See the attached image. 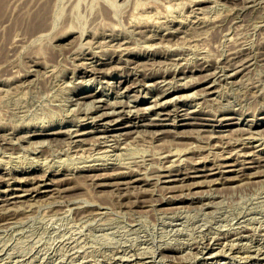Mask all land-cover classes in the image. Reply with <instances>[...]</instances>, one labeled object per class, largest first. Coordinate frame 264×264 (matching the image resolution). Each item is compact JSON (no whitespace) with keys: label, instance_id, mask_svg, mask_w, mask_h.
Segmentation results:
<instances>
[{"label":"rangeland","instance_id":"obj_1","mask_svg":"<svg viewBox=\"0 0 264 264\" xmlns=\"http://www.w3.org/2000/svg\"><path fill=\"white\" fill-rule=\"evenodd\" d=\"M114 1H117L115 3H117V5H113L114 4ZM119 1V3H118ZM136 1H138L140 3V0H0V78H1V82H0V94H3L1 98H3V100H1V104H0V111H1V115H0V137L2 135V137L0 138L1 139V143L2 145L0 144V160L2 161H6L5 163H3V161L0 163L2 165H0V205L3 206L4 201L5 199L4 198H12L13 195H11V197H9L10 195H7V192H8V183L9 182H12L14 183V185H16V187H20L22 189H25L26 187L29 188V185H28V182H38L39 181H42L44 180V183L46 184H42L43 182L41 183H38L36 186L39 185V195L37 194H31V193H27V194H24V193H20L18 195H23L22 198L20 199H16L14 200V202L16 201V203H14V205L16 206H20V204L22 203L23 204V201H24V204L21 205V208L18 210L17 206H13V203L11 204H8V209L7 208H4L3 207L1 208L0 206V225H1V228H0V264H74V263H80V264H263L264 263V172H260V171H257L259 170L258 169V166L259 167H263L264 168V163L263 162V158H264V139L262 137H264L262 135V133L264 134V130H262L264 128V108H262V101H263V107H264V96L262 92L263 91V85L262 82H264V71H263V68H264V42L260 43V41H264V18H262V16L264 17V13L263 11H261L263 8H264V0H252V2L249 0H246L244 2H242L243 0H195L193 1V4L191 3L189 5V3L191 2V0H172L171 2H168L167 0H141V3L142 2H146L148 5L143 4V5H146V9L143 8H140V5L139 4V7H137L136 5L138 4ZM154 1V2H153ZM159 1V2H158ZM170 1V0H169ZM179 1H182L180 2L181 5H176ZM204 1V2H203ZM214 1V2H213ZM216 1H218L216 3ZM225 1V2H224ZM136 2V4H135ZM149 2V3H148ZM153 2V3H152ZM158 2V3H157ZM166 2V3H165ZM172 2L175 3L172 5ZM187 4H186V3ZM195 2V3H194ZM223 2H224V5H223ZM238 2L237 4L234 3ZM247 2V3H246ZM254 2V3H253ZM257 2V3H256ZM123 3V4H122ZM156 3V4H155ZM172 6H178V7H173V10L171 11H168V8H170L171 5ZM182 3H184V6L186 9H184V6H183V9L185 11H183L182 9ZM212 3H213V7L211 8L212 6ZM220 3V4H219ZM226 3V4H225ZM244 3V4H243ZM118 4H122L121 6L118 5ZM151 4L153 5L151 7ZM218 4V5H217ZM222 4V5H221ZM245 5L243 7L242 6ZM262 4V5H261ZM141 5V7L143 6ZM193 7H192V6ZM216 5V6H214ZM221 5V6H220ZM229 5L231 7H229ZM235 7H233V6ZM238 5V7H237ZM248 5V7H247ZM250 5V6H249ZM252 5V6H251ZM168 6V7H167ZM171 6V8H172ZM187 6V7H186ZM218 6V7H217ZM242 9H241V7ZM259 6L260 7H263L262 9L260 8L259 9ZM135 7H137V9L139 8V10H137ZM148 7H149V10H148ZM166 7H167V11L168 13L172 12L173 13H170L171 15L168 16L167 13H166ZM195 7V8H194ZM201 7V8H199ZM208 7V8H207ZM223 9H221V8ZM225 7H227V10L222 12ZM254 8L256 9V11H253L255 9H251V8ZM135 8V10H134ZM154 8V10H153ZM176 8H179V10H176ZM206 10H205V9ZM236 8H239V9H236ZM244 8V9H243ZM202 11V13H200L198 10ZM210 9V10H209ZM214 9V10H213ZM217 9V10H215ZM228 9H229V12L230 16L233 15V19L231 20L230 16H226V13H229L228 12ZM234 9V10H232ZM246 9V10H245ZM259 9V11H258ZM146 10V11H145ZM148 10V11H147ZM151 10V11H150ZM162 12V14H160L158 11ZM174 10H176L177 12H175ZM182 10V11H180ZM189 10V11H188ZM191 10V12H190ZM198 11L199 14H197L196 12H194L193 14V11ZM219 10V11H218ZM221 10V11H220ZM231 10H232V13H231ZM141 11H143L141 13ZM179 11V12H178ZM208 11V12H207ZM214 11V12H213ZM217 11V13H216ZM236 11H238L236 13ZM244 11V13H243ZM250 11H253V12H250ZM134 12V13H133ZM151 12V15L148 14L146 15L147 13ZM152 12L154 13V15H152ZM165 12L167 15V17L170 19H167V17L164 15ZM185 14H184V13ZM188 12V13H187ZM189 12L191 15H189ZM206 13L205 15L203 14ZM212 12V13H211ZM219 12H222V14ZM138 13L141 14V16L139 15L138 16ZM157 13L160 15V17L157 16ZM179 13V14H178ZM196 13V14H195ZM208 13V14H207ZM211 13V14H210ZM214 13H216L214 15ZM235 13V14H233ZM133 14L136 15V17L133 16ZM145 15V17L142 19L141 17ZM173 14H175L174 16V19H173ZM184 16H183V15ZM242 14V15H241ZM256 14V15H255ZM259 14V15H258ZM262 14V15H261ZM151 18L154 16L153 19ZM156 15V16H155ZM162 15V17H161ZM182 15V16H181ZM188 15V16H187ZM194 15V16H192ZM198 15V16H197ZM221 16V18L224 20H218V16ZM222 15H224V17H222ZM240 15V16H239ZM147 16V17H146ZM148 16H149V21H148ZM165 16L166 19L163 17ZM179 16V18H177ZM198 19H197V17ZM204 18H203V17ZM207 18H206V17ZM212 16V18H209V17ZM132 17V19H131ZM140 17V18H139ZM158 17V18H157ZM172 17V19L170 18ZM228 17V18H227ZM259 17V18H258ZM134 18H136L137 20H135ZM138 18L140 20H138ZM160 18H163V19H160ZM175 18L176 21H175ZM182 18V19H180ZM188 18V19H187ZM193 18V19H192ZM207 20H206V19ZM257 20H256V19ZM145 19V20H144ZM147 19V21H146ZM155 19L159 20L160 22L158 21H155ZM165 21H162L164 20ZM180 19V20H178ZM186 19V20H185ZM193 20L191 22V20ZM196 19V20H195ZM205 19V20H204ZM212 19V21H211ZM217 19V20H215ZM230 19V20H229ZM235 19V20H234ZM261 19V20H260ZM132 20V22H131ZM144 20V23H142ZM151 20V21H150ZM190 20V22H189ZM198 20V21H197ZM205 22H204V21ZM208 20L210 24H208ZM226 20H229L228 22ZM134 21V22H133ZM136 21V22H135ZM139 23H138V22ZM142 21V22H141ZM146 21V22H145ZM169 21V24H167V28H166V24L164 23H168ZM183 21V23L181 22ZM187 22L185 23V22ZM197 21V22H196ZM225 22V23H222V22ZM131 22V23H130ZM148 22L149 25L152 26V22H153V25H157V27H152L151 29L154 30L152 31V36H151V32L150 33H145L144 37H143V34L139 32V30H144L146 26H148ZM156 22L160 23L158 25V23L156 24ZM164 22V23H163ZM196 22V23H195ZM213 22V23H212ZM109 23V24H108ZM140 23L141 24V28L140 27ZM146 23V24H145ZM203 23H204V26H203ZM206 23L208 24L207 26ZM221 24V25H217V24ZM233 23V24H232ZM116 24L117 25V28H116ZM130 24H132L130 26ZM133 24H138V25H134ZM171 24V26H170ZM176 24V25H174ZM182 24V25H180ZM191 24V25H190ZM197 24V25H196ZM199 24H200V28L197 29V27H199ZM202 24V26H201ZM232 24V25H231ZM262 24V25H261ZM171 28H169L168 27ZM179 25L178 29L180 31V29L182 31H180L179 33H177V26ZM189 25L191 28H189ZM196 25V26H195ZM216 25V26H215ZM259 27H258V26ZM104 26H108L106 29L104 28ZM111 26V27H110ZM120 26V27H119ZM122 26V27H121ZM182 26V27H180ZM189 29H187L186 28ZM195 26V27H194ZM217 27L216 29H214L213 27ZM263 28H262V27ZM115 27V28H114ZM128 27V28H126ZM138 27V28H137ZM159 27H161V31L159 30ZM192 27L194 29H192ZM206 27V28H205ZM211 27V32L209 30V28ZM43 28V29H42ZM69 28H72V31L74 30L73 32H71ZM84 28H88V29H91L90 31L88 29H84ZM112 28V29H111ZM122 28V29H121ZM126 28V29H125ZM154 28V29H153ZM157 28V30H156ZM164 28V29H163ZM166 28V29H165ZM175 28L176 30L174 31ZM67 29V30H66ZM69 29V31H68ZM77 31H76V30ZM115 29V30H114ZM131 29V30H130ZM168 29V31H166ZM184 29V30H183ZM186 29H187V32L186 33ZM196 29L197 31L199 30V32H202V29H203V32H202V35L198 32H196ZM221 29V32H219ZM230 29V30H229ZM256 29V30H255ZM113 30V31H112ZM123 30V31H121ZM126 30V31H124ZM134 30V31H133ZM171 30V31H169ZM191 30V31H190ZM195 30V32L193 33V31ZM253 30H255L253 32ZM81 31V32H80ZM86 31V33H85ZM96 31V32H95ZM98 31V33H97ZM102 31V32H101ZM108 31V32H107ZM116 33H115V32ZM119 31V32H118ZM128 31V33H127ZM209 31V32H208ZM214 31V32H212ZM258 31H261L260 33ZM44 32V33H43ZM71 32V33H70ZM90 32V33H89ZM96 34V36H93L94 34ZM112 32V33H111ZM126 32V33H125ZM131 32V33H130ZM137 34H136V33ZM160 32V33H159ZM167 32V33H165ZM168 32H172V33H168ZM185 32V33H184ZM207 32V33H206ZM218 32V33H217ZM228 32V34H226ZM258 32V33H257ZM64 33V34H63ZM70 33V34H69ZM81 33V35H80ZM85 33V35H84ZM106 35V38H105V35ZM110 33V34H109ZM114 33V34H113ZM118 33V34H117ZM136 35H134V34ZM139 33V34H138ZM158 33V34H156ZM164 33L165 37L164 38V35H162ZM176 33V35L174 36V34ZM217 33V34H216ZM222 33H224L223 35H221ZM244 33H248V34H245ZM263 33V34H262ZM69 34V35H68ZM98 34V35H97ZM108 34V35H107ZM113 34V36H111ZM123 34V35H121ZM142 34V35H141ZM150 34V35H149ZM155 34V35H154ZM179 34V36H178ZM184 34V35H183ZM187 34V35H186ZM190 34V35H189ZM195 34H198V36L196 35L195 37ZM240 35V36H237V35ZM242 34V35H241ZM251 34V36H250ZM68 35V37H67ZM81 37H80V36ZM104 35V36H103ZM120 35V36H119ZM125 35V37H124ZM141 35V36H140ZM149 36L151 38L147 39L148 37L146 36ZM157 35V36H156ZM160 35V36H158ZM180 35H183L182 37ZM193 35V37L191 36ZM200 35V36H199ZM220 35V36H219ZM235 35V36H234ZM249 37V39L253 38L254 39V42L255 44L253 43V40L250 41V43L248 42L249 39L246 37ZM255 35V36H253ZM62 38H59L61 37ZM85 36V37H84ZM93 40H92V38ZM99 38H98V37ZM103 36V37H102ZM116 36H117V39H116ZM156 36V38H154ZM185 36V37H184ZM191 38L190 41L189 39H186V38ZM222 36V37H221ZM234 38V40L232 39V37ZM237 36V37H236ZM262 36L263 40H261L262 38H260ZM75 37V38H74ZM120 37V38H119ZM127 37V38H126ZM140 37V38H139ZM143 37V38H142ZM154 39H153V38ZM164 38L162 41L161 39ZM174 39H173V38ZM176 37V38H175ZM179 37V39H177ZM184 37V39H183ZM198 37V39L194 40L195 38ZM220 37V38H219ZM230 37H231V40L234 41V43L238 44L236 45L235 44V47L234 48V43H232L233 41L230 40ZM241 37V38H240ZM245 37L247 38L248 41H246V44H245ZM84 38V39H83ZM87 38V39H86ZM95 38V39H94ZM97 38V40H96ZM142 38V39H141ZM147 39V42H146V39ZM168 38V39H167ZM172 38V39H171ZM243 38V39H242ZM63 39V40H62ZM73 39V40H72ZM79 39V40H78ZM101 39V42L99 41ZM104 39V40H103ZM119 39H120V42H119ZM134 39V40H133ZM140 39V40H139ZM184 41L185 43V46H188V48L186 49V47H184V43L181 42V40ZM186 40L187 43H186ZM193 39V40H192ZM217 39V40H216ZM223 39V40H222ZM236 39H240V40H236ZM90 40H92L94 43H92ZM103 40V41H102ZM108 41V44L106 45L105 43ZM112 40V41H111ZM131 40V41H129ZM144 40H145V43H144ZM160 40V41H159ZM168 40V41H167ZM174 40V41H173ZM178 43H176V41ZM194 42H192V41ZM198 40V41H197ZM216 40V42H215ZM241 40L243 42H241ZM257 40V41H256ZM97 41H99L97 43ZM123 41H125L123 43ZM142 41V42H141ZM154 41L155 44H154ZM197 41V42H196ZM221 41H222V45L221 44ZM81 42V43H80ZM89 42V43H88ZM90 42L92 44H90ZM103 42V43H102ZM113 42V43H112ZM117 42V43H116ZM133 46L135 47V49L133 48ZM160 42V43H159ZM163 42V43H162ZM165 42V44H164ZM167 42V43H166ZM172 45H171V43ZM176 45H174L175 43ZM189 42H190V45H189ZM225 42L227 44H225ZM231 42V44H230ZM238 42V43H237ZM79 43H80V47L79 46ZM89 45L88 48H91V51L86 48V44ZM99 43H102V47L101 44ZM110 43V44H109ZM114 45L115 43V47L112 45ZM126 43V44H125ZM147 43V44H146ZM151 43V46L149 44ZM159 43V44H158ZM170 43V44H169ZM248 43V44H247ZM58 46H57V45ZM86 46H85V45ZM120 44V46H119ZM130 44V45H129ZM144 44V46L142 45ZM163 44V45H162ZM192 44V45H191ZM218 44V45H217ZM257 44H262L263 48L261 45H258L257 47ZM60 45V46H59ZM95 45H98V47H96ZM100 45V46H99ZM106 45V46H105ZM110 45V46H109ZM126 46L128 47V49H126V47L123 48V46ZM146 45V46H145ZM149 45V46H148ZM156 45V47H155ZM159 46L158 48V51H157V47ZM168 45V46H166ZM195 45V47H194ZM219 45H222V47H220ZM228 45V46H227ZM242 45V46H241ZM249 45V46H248ZM91 46V47H90ZM108 46V47H107ZM132 46V47H131ZM163 46V47H162ZM166 48H165V47ZM177 46V47H176ZM191 46V47H190ZM218 48H217V47ZM227 46V47H225ZM248 46V47H247ZM77 47V48H76ZM84 47V48H82ZM100 47V48H99ZM101 47H102V51L101 50ZM107 47V48H106ZM121 47H122V50H126L127 51V55H123L122 58L123 59H119V55L120 52H116L115 50L118 49L117 51L121 50ZM143 47V48H142ZM154 47L156 50H154ZM172 49H171V48ZM175 47V48H174ZM215 47V48H214ZM225 47V48H224ZM246 47V48H245ZM251 47H253V49H251ZM261 47V48H260ZM82 48V49H81ZM115 50H114V49ZM130 48H132V51L130 50ZM147 48V49H146ZM160 48H163V49H160ZM170 48V49H169ZM174 48V50H173ZM181 48V49H180ZM192 48V49H191ZM220 50L218 51L217 49ZM239 48V49H238ZM262 51V52H259L261 54H259L257 51ZM94 49H95V52H94ZM101 50V52H98L97 50ZM109 49V50H108ZM112 51H111V50ZM149 49V51H148ZM151 49V50H150ZM153 49V50H152ZM185 49V50H183ZM191 49L192 52H193V49L196 50L194 51L193 53L191 52ZM230 49V50H228ZM251 49V51H249ZM256 49L257 51L255 52ZM74 50V51H73ZM76 50V51H75ZM79 50L81 52H79ZM83 50L85 51L83 53ZM108 50V51H107ZM129 50V52H128ZM135 50V51H133ZM141 50V51H139ZM144 50V51H143ZM161 50V51H160ZM164 50V52H163ZM168 50V52H167ZM171 50V51H170ZM172 50H173V56H172ZM177 52H176V51ZM239 50V51H237ZM248 50V51H247ZM87 51V52H86ZM93 51V53H92ZM97 51V53H96ZM107 51V52H106ZM138 51V52H137ZM182 51V52H181ZM198 51V53H197ZM202 51V52H201ZM217 51V53H216ZM229 51H231V53H229ZM234 51V52H233ZM237 53H236V52ZM75 52V53H74ZM89 52V53H88ZM134 52V53H133ZM140 52V53H139ZM151 52V53H150ZM176 52V53H175ZM184 52V54L182 55V53ZM187 52V53H186ZM233 52V53H232ZM115 53V54H114ZM156 53V54H155ZM159 53V54H158ZM163 53V54H162ZM165 53L167 54V56L165 55ZM180 53V55H179ZM247 53V54H246ZM249 53V54H248ZM83 54V55H82ZM95 54V55H94ZM97 54V55H96ZM107 54V55H106ZM130 54V55H129ZM177 54V55H176ZM195 54V56H193ZM199 54V55H198ZM205 54V55H204ZM220 54H223L222 56ZM241 54V55H240ZM244 54V55H243ZM254 54V55H252ZM257 54H259V57L258 55L256 56ZM263 54V55H262ZM86 55V57H85ZM99 55V56H98ZM110 55H114V56H110ZM162 55V56H161ZM182 55V57H181ZM187 55V56H186ZM225 55V57H224ZM227 55V56H226ZM237 55V56H236ZM247 55H250L247 56ZM261 55V56H260ZM78 58H77V57ZM107 56V57H106ZM109 56V58H108ZM127 56V57H126ZM152 56V57H151ZM156 56V58H155ZM166 56V57H165ZM198 56H200V58H197ZM213 58H212V57ZM215 56H218V57H215ZM229 56V57H228ZM231 58L229 60H227L228 58ZM240 56V57H239ZM255 56V57H254ZM76 57V58H75ZM81 57V58H80ZM92 58L94 60H88L89 58ZM96 57V59H95ZM151 57V58H150ZM154 57V59H153ZM178 60H176L177 58ZM186 57L190 60L187 59L186 61ZM192 57V58H191ZM202 57V58H201ZM207 59H212L211 61H208V59L206 60L205 58ZM215 57V58H214ZM238 57V59L236 58ZM248 57V58H247ZM75 58V59H74ZM167 58V60H165ZM185 58V60H184ZM197 58V59H196ZM218 58V59H217ZM221 58V59H220ZM226 58V59H225ZM240 58V59H239ZM245 58L246 60L244 61ZM252 58L254 60H252ZM263 58V59H262ZM112 59V61H111ZM150 59V60H149ZM160 59V60H159ZM196 59V60H195ZM205 59V61H204ZM216 59V60H215ZM242 59V60H241ZM250 59V60H249ZM261 59V60H260ZM109 60V61H108ZM122 60V61H121ZM164 60V61H163ZM214 60V61H213ZM221 60V61H220ZM227 60V61H226ZM232 60V64H230ZM249 60V62H248ZM252 60V63L250 62ZM257 60V61H256ZM39 61V62H38ZM76 63H75V62ZM108 61V62H107ZM116 61V62H115ZM120 61V62H119ZM126 63H125V62ZM133 61V62H132ZM140 61H141V64H140ZM169 61V62H168ZM194 61V63H193ZM196 61V62H195ZM198 61V62H197ZM200 61V62H199ZM216 61V62H215ZM235 61L236 64H233ZM236 61L240 62V64H238ZM262 61V62H261ZM37 62V63H36ZM80 62V63H79ZM83 62V63H81ZM91 62V63H89ZM122 62V63H121ZM131 62V63H130ZM150 62V63H149ZM153 62V64H152ZM158 62V63H157ZM165 62V63H163ZM175 62V64H173ZM177 62V63H176ZM181 62H186V64L184 63H181ZM204 62V63H202ZM209 62V63H208ZM219 62V66L217 65ZM229 62V64H227ZM243 62V63H242ZM256 62V63H255ZM262 64H261V63ZM98 63V64H97ZM107 63V64H106ZM114 63V64H113ZM137 63V64H136ZM149 65H148V64ZM195 64V66L193 64ZM211 63V64H210ZM226 63V64H225ZM251 63V64H249ZM35 64V65H34ZM42 64V65H41ZM78 64H80L78 66ZM84 64V65H83ZM87 64V65H86ZM97 64V65H96ZM109 64V65H108ZM156 64V65H155ZM162 64V65H161ZM169 64V66H168ZM172 64V66H171ZM203 64V65H202ZM207 64V65H206ZM225 64V65H224ZM238 64V65H237ZM136 65V66H135ZM143 65V66H141ZM157 65H161L160 67ZM168 68H166L167 66ZM177 65V66H176ZM181 65V66H180ZM185 65V66H184ZM199 65V66H198ZM211 65V66H210ZM228 66L229 68L225 67V66ZM232 65V66H231ZM241 65H245V67L249 66L248 68H245L246 70H242L243 72H240L239 74H237L236 76L232 77V78H228L227 77V73L230 72L232 69H234V67H239ZM35 66V67H34ZM43 66V67H42ZM48 68H47V67ZM50 66V67H49ZM93 66V67H92ZM95 66V67H94ZM101 66V67H100ZM108 66V67H107ZM111 66V67H110ZM118 66L119 69H118ZM126 66V67H125ZM141 66V67H140ZM171 66V67H170ZM201 66V67H200ZM206 66V67H205ZM208 66V67H207ZM262 66V67H261ZM89 67V68H88ZM125 67V68H124ZM138 67V68H137ZM145 67H147V70L145 69ZM154 67V68H153ZM163 67V68H162ZM181 67V69H180ZM186 67V68H185ZM193 67H194V70H193ZM204 67V68H203ZM211 70H209L210 68ZM220 67V68H219ZM253 67V68H252ZM79 68V69H78ZM93 68V69H92ZM98 71L96 72L97 69ZM106 68H109V72H105L107 69ZM143 68V69H142ZM152 68V70H151ZM163 70H161V69ZM166 68V69H165ZM171 68H174V69H171ZM177 68V69H176ZM198 68V69H196ZM202 70H201V69ZM231 68V70H230ZM262 68V72H261V69ZM38 69V71H37ZM51 69V70H50ZM77 73H75V70ZM89 69V70H88ZM117 69V70H116ZM125 69V70H124ZM142 69V70H141ZM154 69V70H153ZM157 69V71L155 70ZM159 69V70H158ZM169 69V70H168ZM186 71H185V70ZM189 69V70H188ZM191 69V70H190ZM216 70L215 72H219V73H212V71ZM251 69V70H250ZM35 70V72H34ZM91 70V71H90ZM105 70V71H104ZM134 70V71H133ZM139 70V71H138ZM161 70V71H160ZM167 70V71H166ZM171 70H174V71H171ZM177 70L176 73H174L175 71ZM193 70V71H192ZM209 70V71H208ZM218 70V71H217ZM220 70V71H219ZM248 70V71H247ZM260 70V71H259ZM71 71V72H70ZM79 71V72H78ZM93 71V72H92ZM112 71V72H111ZM117 71V72H116ZM161 72L162 74L163 73H169L171 75H176V76H171L170 77V81H171V86L173 87H179V86H182V85H189V86H193L191 87V91L190 92H185V96L183 97L182 99V102L188 106H193L190 108L191 111L195 110L197 111V113H199L200 111H202L204 114H202L201 112L199 113V116L198 119H191L193 118V116L191 118L189 117H184L182 116L183 114H185V111H180L179 114H177L178 112L175 111L173 105H170L168 106L167 110H169L172 114L169 115L168 118H165L162 120V118L164 117H167V116H155L156 118V121L161 124L159 125L158 127H147L146 129V126H142V127H136V128H131V129H126L125 126L126 125H129L130 122L129 120L125 119V120H120L118 121L117 123H114L112 125H105L104 122H106L107 120H103V121H99L98 123L99 124H96V123H92L91 120H88V121H83V116L85 113H93L95 112L96 115H99V114H102L103 109H106L112 105H114L116 102V104H118L117 100L118 101L120 100L121 102L119 103H122V101H126L124 103L126 104H129L131 106H137L138 109L142 110L143 108L141 107H145L147 108L149 105L151 106L152 102H153V99H154V94H148V89L147 88H142V90H138L140 89V87L138 88L137 86V82L139 81L141 83L142 82H145V78L147 76H152L153 74H157L155 76H159L161 75ZM221 71L222 72V75H221ZM226 71V73H225ZM246 71V72H245ZM32 72V73H31ZM48 72L51 74H48ZM82 72V73H81ZM85 72V73H84ZM87 72V73H86ZM114 72V73H113ZM136 74H135V73ZM145 72V73H144ZM149 72V73H148ZM214 72V71H213ZM34 73V74H33ZM54 73V75H53ZM72 73V74H71ZM80 73V74H79ZM106 73V74H105ZM124 73V75H123ZM129 73V74H128ZM204 76H202V74ZM247 73H249L248 75H246ZM262 75H260V74ZM77 74V75H76ZM85 74V75H84ZM108 74V75H107ZM131 74V75H130ZM187 74V75H186ZM192 74V75H191ZM212 74V75H211ZM243 74V79H242V75ZM28 75V76H27ZM76 75L77 78L74 76ZM100 75V76H99ZM142 75V76H141ZM182 75V76H181ZM184 75L187 77L184 78ZM190 75L192 77H190ZM203 77L201 79V76ZM205 75L206 77L208 76H211L210 78L212 79V81H210V84H213L214 81H215V84L211 87L212 89L210 91H205V88L208 86V84H205L203 83V80L205 78ZM220 75L221 78L218 76ZM225 75V76H224ZM254 75V76H253ZM92 76V77H91ZM96 76V79L97 81H95L96 79L94 77ZM146 76V77H145ZM189 76V77H188ZM197 76V77H196ZM261 76V77H260ZM6 77V78H5ZM10 77V79H9ZM13 77V79H12ZM44 77H46V79H43ZM50 77V78H49ZM56 77V78H55ZM61 77V78H60ZM66 77V78H65ZM86 77V78H85ZM121 77V78H120ZM174 77V78H173ZM182 79H180V78ZM183 77V78H182ZM196 77V78H194ZM200 77V78H199ZM223 77H226L223 79ZM247 77V78H246ZM17 78V79H16ZM60 78V79H58ZM91 78V79H90ZM192 78V79H191ZM199 78V79H198ZM214 78H216V80H213ZM241 78V79H240ZM246 78V79H245ZM259 78H260V81H259ZM12 79V80H11ZM33 79V80H32ZM35 79V81H34ZM41 79V80H40ZM53 79V81L51 80ZM66 80V81H63V80ZM71 79V80H70ZM76 79V80H75ZM82 81H81V80ZM90 79V80H89ZM101 79V82L100 80ZM104 79V80H103ZM126 79V80H125ZM176 79L177 80V84H176ZM189 79V80H187ZM193 79H194V82H193ZM196 79V80H195ZM220 79V80H219ZM240 79V81L238 80ZM30 80V81H29ZM40 80V81H39ZM48 80V81H47ZM55 80V81H54ZM57 80V82H56ZM61 80V81H60ZM94 80V81H92ZM106 80V81H105ZM111 80V81H110ZM174 80L175 81V84L174 82L172 81ZM192 80V82H191ZM198 80V81H197ZM201 80V82H200ZM218 80V81H217ZM229 81V82H226V81ZM240 83H243V81H245L243 84L245 85H241L238 84L239 82ZM247 80V81H246ZM263 80V81H261ZM9 81V82H8ZM24 83H23V82ZM32 81V82H31ZM50 81V83H49ZM52 81V82H51ZM60 81V82H59ZM75 82V84L72 83ZM78 81V82H77ZM81 81V83H80ZM89 81V82H88ZM91 81V82H90ZM110 81V82H109ZM121 81H125L123 82L121 85H120V82ZM187 81V82H186ZM197 81V82H196ZM231 81H236L237 84H234L233 82ZM16 82V83H15ZM23 85H21L22 83ZM30 82V83H29ZM38 82V84H37ZM65 82V83H64ZM84 82V83H83ZM88 82V83H86ZM99 82V83H97ZM105 82V83H104ZM107 82V83H106ZM133 82V83H132ZM138 82V84H139ZM183 84H182V83ZM200 82V83H199ZM218 82V83H216ZM248 82V83H247ZM4 85H3V84ZM45 83V84H44ZM53 85H52V84ZM54 83L56 85V88L54 86ZM60 83V84H59ZM63 83V85L61 84ZM66 83L69 85V88H70V91H69V88H68V85H66ZM70 83V84H69ZM80 83V84H79ZM90 83V84H89ZM101 83V84H100ZM110 83V84H109ZM112 83V84H111ZM192 83V84H191ZM227 83V86H225V84ZM29 84V85H28ZM31 84V86H30ZM35 84H37V86H35ZM43 84V85H42ZM50 86H49V85ZM179 84V85H178ZM222 84V85H221ZM232 86H231V85ZM41 85V86H40ZM62 85V86H61ZM74 85H76L75 87H73ZM81 85V86H80ZM83 85V86H82ZM87 85V86H86ZM114 85V86H113ZM176 85V86H175ZM225 88H222L224 87ZM236 85V86H234ZM257 85H260V86H257ZM6 86V87H5ZM10 86V88H9ZM20 86V87H19ZM23 86L25 87L23 89ZM29 86H30V90L31 92H33V95L32 93H30L29 91ZM52 86V87H51ZM58 86V87H57ZM66 86V87H65ZM90 86V88H89ZM107 86V87H106ZM109 86V87H108ZM119 86H121V90L123 91L125 89L126 86H129V87H132V91L129 92L127 94V96L124 94L122 95L119 91ZM137 86V87H135ZM217 86L219 89H217ZM222 88H220V87ZM231 86V87H230ZM234 86V87H233ZM245 86V87H244ZM252 86V87H250ZM262 86V87H261ZM22 87V88H21ZM28 87V88H27ZM34 87V89L32 88ZM43 87V88H41ZM49 87V89H48ZM60 87V88H59ZM73 87V88H72ZM102 87V88H100ZM110 87H112L110 89ZM229 87V88H227ZM239 87V89H238ZM248 87V88H247ZM260 87L262 88V92L259 94L260 92ZM18 88V89H17ZM41 88V90H40ZM55 88V92L53 91ZM58 88L61 90V91H64V93H61V91L59 90L58 91ZM62 88V89H61ZM202 88V90H201ZM216 88V90H215ZM232 88V89H231ZM239 92H238V90ZM242 88H244L245 90H243ZM5 89V90H4ZM44 89H47L49 93L48 96L51 94L50 98L47 96L46 94V90L44 91ZM56 89H57V93H60V96L59 98L57 97L58 95L56 94H53V93H56ZM64 89H67V90H64ZM72 89V90H71ZM75 89V91H73ZM77 89V90H76ZM196 89V90H195ZM200 89V90H199ZM233 91H231V90ZM252 90V91H249V90ZM9 90V91H8ZM11 90H14V91H11ZM22 90V91H21ZM29 92H28V91ZM35 90H37L38 92H34ZM107 90V91H106ZM138 90V91H137ZM148 90V91H147ZM198 90V91H197ZM215 90V91H214ZM219 90V91H218ZM225 90V91H224ZM230 90V91H228ZM237 90V94L235 93ZM7 91V92H6ZM26 92L25 94L27 95V100H26V95L23 93ZM51 91H53L51 93ZM99 91V92H98ZM196 91V92H195ZM201 91V92H200ZM255 91H258V94L257 92ZM71 92V93H70ZM73 92V93H72ZM142 92V93H141ZM159 91H155L154 93H157ZM194 92H195V95H194ZM198 92V93H197ZM205 92V95L203 94ZM209 94H208V93ZM219 92V93H218ZM226 92V94H225ZM243 92H244V95H243ZM252 92H254V94L256 93V95L252 94ZM31 96H33V100H32V97L29 96V94ZM38 93V96L37 95H34V94H37ZM69 93V94H67ZM89 93H97L100 95V98L102 100V102H95V109L92 110L91 107L93 106V103L90 105L88 104L89 101L87 100H84V96H86L87 94ZM106 93V94H105ZM112 93V94H111ZM131 93V94H130ZM134 93V95H133ZM147 93V94H146ZM202 93V94H200ZM207 93V94H206ZM212 93V95H211ZM234 94V96L232 94ZM238 93L240 95H238ZM248 93H251L252 95H248ZM23 94V95H22ZM46 94V95H45ZM53 94V95H52ZM69 96H67V95ZM109 94V95H108ZM136 94V95H135ZM139 94V95H138ZM192 94V95H191ZM199 94V96H198ZM242 94V95H241ZM245 94H247L245 97ZM5 95V96H4ZM9 95V96H8ZM14 95V96H13ZM20 95H22L20 97ZM64 95V96H63ZM117 95V96H116ZM149 95V96H148ZM190 95V97H189ZM223 95V99L221 98ZM232 95V96H231ZM254 95V96H253ZM18 96V97H17ZM36 96V97H35ZM56 96V98H55ZM66 96V97H65ZM73 96V97H72ZM109 96V97H108ZM148 96V97H147ZM209 96V97H207ZM238 96V97H236ZM16 98V101H15V98ZM32 102H30L29 98ZM38 97V99H37ZM43 97L44 100H41ZM47 97V98H46ZM65 97V99L67 98L68 101L66 103V100L63 98ZM129 97V98H128ZM195 97V98H194ZM207 97V99H206ZM219 97V98H218ZM230 97V98H229ZM249 97V98H248ZM255 97V98H254ZM263 97V98H262ZM8 98V99H7ZM55 98V99H54ZM72 100V102H70V99ZM120 98V99H119ZM193 98V99H192ZM210 102L208 99H210ZM213 98L215 99V101L213 100ZM236 98V99H235ZM245 98V99H244ZM40 99V100H39ZM52 99V100H51ZM60 99V102L58 100ZM62 99V100H61ZM131 99V100H130ZM135 99V100H134ZM142 99V100H141ZM219 99V100H218ZM239 99V100H238ZM261 99V100H260ZM19 100V102H18ZM21 100V101H20ZM25 102H24V101ZM38 100V101H37ZM49 100V101H48ZM65 100V101H64ZM80 100V101H79ZM110 100V102H109ZM129 100V101H128ZM133 100V101H132ZM203 100L207 101V102H203ZM217 100L219 102H217ZM223 100V101H222ZM241 100V101H240ZM260 100V101H259ZM35 101V102H34ZM45 101V102H44ZM48 101V102H47ZM64 101V104H62ZM75 101L79 104H74ZM113 101V102H112ZM136 101V102H135ZM195 101V102H193ZM235 101H239L241 104H239V102H235ZM57 102V103H56ZM69 102V104H68ZM82 102L84 103V106L82 104ZM87 104H86V103ZM91 102V101H90ZM109 104H108V103ZM201 102V104H199ZM217 102V104H216ZM235 102V103H233ZM247 102V103H246ZM19 103V104H18ZM25 103H26V107H25ZM43 103V104H42ZM48 103V105H47ZM53 103V104H52ZM61 103V104H60ZM67 107H65L66 105ZM122 103V104H124ZM146 103V104H145ZM151 103V104H150ZM190 103V104H189ZM197 103V104H195ZM203 103V104H202ZM208 103V104H207ZM214 103V105L212 104ZM223 103V105L221 104ZM45 104L47 105L45 107ZM194 104V105H193ZM219 105H222V107L218 106ZM232 104L234 106H232ZM239 104V105H238ZM2 105V107H1ZM23 105V106H22ZM30 105V106H29ZM34 105V107H33ZM40 105V106H39ZM43 105L45 108H43ZM63 105V106H61ZM89 105V106H88ZM100 105V106H99ZM104 105V106H103ZM139 105V106H138ZM148 105V106H147ZM199 105V106H197ZM227 105V106H225ZM230 105V107L228 106ZM244 105V106H243ZM4 106V107H3ZM11 106V107H10ZM14 106V107H13ZM19 106V107H18ZM29 106V107H28ZM37 106V107H35ZM71 106L72 107V110H75V112H73L71 110ZM79 107L77 110L76 108L74 107ZM87 106L89 107L87 109ZM99 106V107H98ZM106 106V107H105ZM39 107V108H38ZM42 107L44 110L41 111ZM63 107V108H62ZM83 107L85 109H83ZM104 107V108H103ZM196 107V108H195ZM199 110H198V108ZM201 107V108H200ZM206 107V108H205ZM216 107V109H215ZM224 107V109H223ZM236 107V108H235ZM258 107V108H257ZM260 107L262 109H260ZM3 108V109H2ZM15 108V109H14ZM22 108V109H21ZM31 108V109H30ZM66 108V109H65ZM70 108V109H69ZM75 108V109H74ZM81 108V109H80ZM137 108H134L135 110ZM7 111H6V110ZM69 109V110H68ZM91 111H88L90 110ZM184 109H187V107H185ZM197 109V110H196ZM201 109V110H200ZM206 109V110H205ZM215 109V110H214ZM222 109V110H220ZM235 111H234V110ZM258 109V110H257ZM5 110V111H4ZM11 110V111H10ZM21 110V111H20ZM27 110V111H26ZM32 111V114L30 111ZM38 110V111H37ZM52 110V111H51ZM55 112V115L54 112ZM70 113H68L67 111ZM217 110H220L219 112H216ZM229 112H228V111ZM252 110V113L251 111ZM15 111V112H13ZM17 111V112H16ZM23 111V112H22ZM37 111V112H36ZM41 113H40V112ZM72 111V112H71ZM78 111V113L82 114L79 116V114L76 112ZM81 111V112H80ZM97 111V112H96ZM174 111L176 113H174ZM207 111V112H205ZM208 111L210 112L208 115ZM213 111V112H212ZM239 113L237 114L236 113ZM239 111V112H238ZM241 111V112H240ZM250 111V112H249ZM255 111V112H254ZM257 111V112H256ZM5 112L3 115L2 113ZM37 114H36V113ZM43 112V113H42ZM212 112V113H211ZM247 112V113H246ZM38 113L40 115H42V117L40 118L38 115ZM56 113L58 115H56ZM67 113V114H66ZM74 113V115H73ZM84 113V114H83ZM219 113V114H218ZM236 113V114H235ZM255 113V116L254 115H251V114H254ZM257 113V114H256ZM259 113V114H258ZM9 114V115H8ZM19 114V115H18ZM31 114V115H30ZM69 114V115H68ZM181 114V115H180ZM211 114V115H210ZM248 114V115H247ZM14 115V116H13ZM21 115V116H20ZM45 115V116H44ZM174 115V116H173ZM202 115H203V118H202ZM243 115V116H242ZM16 116V117H15ZM48 116H49V119H48ZM53 116H57L56 119L55 117ZM64 116H65V119H64ZM71 116V117H70ZM77 116V117H75ZM153 116V117H154ZM171 116V117H170ZM209 118H208V117ZM213 116V117H212ZM220 116V117H219ZM233 118H232V117ZM242 116V117H241ZM249 116V117H248ZM9 117V119H8ZM13 117V118H12ZM20 117V119H19ZM68 117V118H67ZM80 117V118H79ZM221 117H225L224 119H222ZM245 117V118H244ZM16 118V119H15ZM21 118H22V121H21ZM53 118V119H52ZM75 118V119H74ZM78 118V119H77ZM160 119V122L158 121ZM175 118H177L175 120ZM201 118V119H200ZM217 120H216V119ZM219 118V119H218ZM249 118V119H248ZM256 118V119H255ZM3 121V124L2 121ZM13 119V120H12ZM14 119L16 121H14ZM30 119V120H29ZM36 119V120H35ZM38 119V120H37ZM41 119V120H40ZM44 119V120H42ZM59 119V121H58ZM62 119V120H61ZM70 119V120H69ZM74 121H72V120ZM80 119V120H79ZM107 119H112V118H107ZM209 119V120H208ZM211 119V120H210ZM222 119V120H221ZM226 119V120H225ZM240 119V121H239ZM253 119V120H252ZM255 119V121H254ZM5 120V121H4ZM8 122L9 125H7V123L5 122ZM35 120V121H33ZM51 120H53V122L51 123ZM55 120V121H54ZM78 120V122H77ZM172 121V122H169ZM216 120V121H215ZM221 120V121H220ZM231 120V121H230ZM252 120V121H250ZM258 120V121H257ZM12 121V122H11ZM26 121V122H25ZM28 121V122H27ZM31 121V123H30ZM45 121V122H43ZM76 121V122H75ZM122 121V122H121ZM127 121V122H126ZM177 121V122H176ZM192 124H190L189 122ZM236 121V122H235ZM239 121V122H238ZM254 121V123H253ZM35 122V124H34ZM47 122V124H46ZM50 122V123H49ZM62 122V123H60ZM72 122V124H71ZM86 122V123H85ZM175 123V124H172V123ZM187 122V123H186ZM196 122V123H195ZM198 122V123H197ZM256 122V123H255ZM259 122V124H258ZM38 123V124H37ZM42 125H41V124ZM55 123V124H54ZM60 123V124H59ZM74 123V125H73ZM80 123V124H79ZM104 125H103V124ZM185 123V124H184ZM189 123V124H188ZM202 123V124H201ZM211 123V124H210ZM217 125H216V124ZM225 123V124H224ZM228 123V124H227ZM229 123H231L229 125ZM8 126H6V125ZM13 124V125H11ZM16 124V125H15ZM21 124V125H20ZM28 124V125H27ZM46 124V125H45ZM50 124V125H49ZM118 124V125H116ZM142 124V123H141ZM169 124V125H168ZM180 124V125H179ZM196 124V125H195ZM209 124V125H208ZM215 124V125H214ZM254 124V125H253ZM20 125V127L18 128V126ZM35 125V126H34ZM53 125V126H52ZM56 125V126H55ZM116 125V126H115ZM239 125V126H238ZM3 128H2V127ZM29 126V128H28ZM94 126V127H93ZM97 126V127H96ZM108 126V127H107ZM110 126V127H109ZM121 126V127H120ZM124 126V127H123ZM162 126V128H161ZM206 126V127H205ZM214 126V127H213ZM6 127V128H5ZM106 127V128H105ZM177 127V129H176ZM241 127V128H240ZM260 127V128H259ZM8 128V129H7ZM13 128V130H12ZM17 130H15V129ZM24 128V129H23ZM40 128V129H39ZM56 128V129H55ZM77 128V129H76ZM87 128V129H86ZM90 128V129H89ZM100 129V130H103V129H108L109 132L112 131V130H117V131H114L112 132V134L114 135V138L112 137V139L110 138V142H108V145H110L111 147L109 148V146L106 148H104V145H99L98 147V144L99 142L98 139H97V134H90L88 136H83L81 137L82 141L80 140L79 137H77L75 140L73 138H71L70 136H68L66 133H62V134H59V135H51L50 133H52L53 131L54 132H65L64 130H67L68 131H71L72 134L74 132V136L75 134H77V132L79 133H82L83 131L87 132V131H90L92 129L96 130V129ZM112 128V129H111ZM141 128V129H140ZM153 128V129H152ZM200 128V129H199ZM207 128L209 130H207ZM214 128V129H213ZM232 130H231V129ZM237 128L241 129L239 130L238 132L235 131L237 130ZM251 128L249 131H247V129ZM73 129V130H71ZM137 129V130H136ZM143 129V131H142ZM168 129V130H167ZM197 130H200V131H196ZM246 129V130H245ZM262 131H261V130ZM13 132V136H12V132ZM34 130V131H33ZM141 130L143 135H141ZM156 130V132L154 131ZM162 130V131H160ZM174 130V131H172ZM204 130V131H203ZM207 133H206V131ZM216 130V131H215ZM222 130V132L220 131ZM231 130V131H230ZM245 130V131H244ZM4 131V132H3ZM9 131V132H8ZM16 131V133H15ZM29 131V132H28ZM40 131V132H39ZM131 131V132H129ZM137 131V133L135 132ZM148 131V132H147ZM153 131V133H152ZM165 131V132H163ZM167 131H171L170 133L167 132ZM196 131V132H195ZM209 131V132H208ZM213 131V132H212ZM230 131V133H229ZM235 131V132H234ZM243 131V134H241V132ZM257 131H259L257 133ZM122 132V133H121ZM129 132V133H128ZM133 134H130L132 133ZM151 132V133H150ZM158 132V134H157ZM162 132V133H161ZM173 132V133H172ZM182 132V133H181ZM199 132V133H198ZM212 132V134H211ZM232 132V133H231ZM246 132V133H245ZM250 132V136H252L253 140L251 141V137L248 136L247 134ZM255 132V133H254ZM9 133V134H8ZM24 133V134H23ZM29 135H28V134ZM34 133V134H33ZM120 133V136H118ZM124 133V134H123ZM140 133V136H142V138L136 134H139ZM146 133V136L145 134ZM148 133V135H147ZM209 133V134H208ZM219 135H218V134ZM224 134L222 136V134ZM226 133V134H225ZM238 133V135H237ZM254 134V135H258L260 134V136H253L251 134ZM3 134H6V135H3ZM128 134V135H127ZM150 134H153V135H150ZM183 136H182V135ZM216 134V135H215ZM232 135L233 137H235V139H231L233 137L229 136V135ZM24 135V137H23ZM112 135V136H113ZM125 135V137H124ZM201 135V136H200ZM207 135V136H206ZM218 135V136H217ZM227 135L229 137V139L227 138ZM242 135V136H241ZM8 138H7V137ZM19 136V137H18ZM22 136V137H21ZM53 136V137H52ZM59 136V137H58ZM131 136V137H130ZM153 136V138H152ZM155 136V137H154ZM180 136V137H179ZM213 138H212V137ZM216 136V137H215ZM221 136V137H220ZM238 136H241L240 138ZM249 138V143L250 145H248V139L246 138ZM3 137H5V139H3ZM14 137V138H13ZM18 137V138H17ZM50 137V138H49ZM68 139H67V138ZM86 137V138H85ZM93 137L94 140H93ZM137 137V139L139 138V140L135 141V138ZM178 137V138H176ZM198 137V139H197ZM210 137L212 139H210ZM238 137V138H237ZM255 137H261V138H255ZM13 138V140H12ZM21 138H23L21 140ZM32 138V142L31 139ZM43 138V139H42ZM52 138V139H51ZM65 138H66V141H68V143L71 141V146H69L68 149H66L68 147V143L66 144V141H65ZM125 138V139H124ZM133 138V139H132ZM222 143H220V140ZM243 138V139H242ZM7 139V140H6ZM71 139V140H70ZM117 139V140H115ZM197 139V141H196ZM210 139V140H209ZM218 139V140H217ZM226 139V140H225ZM228 139V140H227ZM236 139H240L237 141H234ZM256 139H259V140H256ZM4 140V141H3ZM9 140V141H8ZM11 140V141H10ZM17 140V142H16ZM24 140V143H22ZM35 140V141H34ZM41 140V141H39ZM44 140V141H43ZM46 140V142H45ZM59 140V142H58ZM70 140V141H69ZM73 140V141H72ZM78 140V141H77ZM85 140V141H84ZM91 142H90V141ZM97 140V141H96ZM113 140V141H112ZM120 140V141H119ZM126 140V141H125ZM131 142H129V141ZM132 140V141H131ZM225 142H224V141ZM245 143H247V145L245 143H243L244 141ZM263 140V141H261ZM48 141V142H47ZM65 141V142H64ZM76 143H75V142ZM84 141V142H83ZM89 141V142H88ZM94 141V143H93ZM125 141V142H124ZM135 141V142H134ZM218 142L217 145L215 144V142ZM230 141V143L228 142ZM232 141V142H231ZM10 142V143H9ZM16 142V143H15ZM35 142L36 145L35 146ZM58 142V143H57ZM64 142V143H63ZM79 142V143H78ZM86 142L89 144V148L86 144ZM97 142V144H96ZM115 142V143H113ZM116 142H118L116 144ZM121 142V143H120ZM129 142V143H128ZM211 142V143H210ZM260 142V143H259ZM21 143V144H20ZM31 143V145H30ZM44 143V145H42ZM49 145H47V144ZM83 143V144H82ZM110 143V144H109ZM234 143V144H232ZM12 144V145H11ZM17 144V146H16ZM21 146H20V145ZM24 144V145H23ZM28 144V145H26ZM81 146H79V145ZM90 144H93L92 146L93 147H90L91 145ZM96 144V145H94ZM112 144V145H111ZM116 144V146H115ZM123 145L125 144L126 147H130V148H127V150L125 149L126 147H123V146H118V145ZM133 144V145H132ZM135 144V145H134ZM211 144H215V145H212V147L209 148V146H211ZM219 144V145H218ZM222 144L224 145L222 147ZM227 144V145H226ZM7 145V146H6ZM64 145V146H63ZM70 145V143H69ZM73 145V146H72ZM134 146V148L132 146ZM231 145V146H230ZM252 145V146H251ZM256 145V146H254ZM2 146V147H1ZM15 148L14 151H18V150H22V151H18V152H13V147ZM26 147L28 150V153L26 152L27 149L24 148ZM34 146V147H32ZM43 146L45 149H43ZM79 146V148H78ZM96 146V147H95ZM189 146V148H188ZM196 146V147H195ZM200 146V147H198ZM227 146H230V148ZM250 146V147H248ZM5 147V148H4ZM9 147V148H7ZM11 147V148H10ZM23 147V148H22ZM29 147V148H28ZM36 147V149H35ZM39 147V148H38ZM50 147V148H49ZM72 147V148H71ZM87 147V148H86ZM122 150H120V148ZM123 147V148H122ZM176 147V149H175ZM179 148V151H181L180 153L178 152V148ZM185 147H187V151L185 149ZM194 148V151H193V148ZM217 147V148H216ZM238 150H236L237 148ZM239 147H242V148H239ZM247 147V148H246ZM263 147V148H262ZM3 148V149H2ZM7 148V149H6ZM34 148V149H33ZM38 148V149H37ZM42 148V149H41ZM58 148V150H57ZM82 148V149H81ZM85 148V150H84ZM92 148V149H91ZM95 148V149H94ZM99 148L101 150H99ZM114 148H117V149H114ZM133 148V149H132ZM175 150H173V149ZM185 150H184V149ZM191 148V149H190ZM209 148V149H208ZM212 148V150H211ZM252 148V149H251ZM2 149V150H1ZM17 149V150H16ZM25 149V150H24ZM55 149V150H54ZM64 149H66L67 151L64 152ZM77 149V150H76ZM92 152L89 151V150ZM108 149H114L113 153L112 151L110 150L108 152ZM189 149V151H188ZM197 149V150H195ZM199 149V151H198ZM201 149V150H200ZM215 149V150H214ZM228 149L227 152H225L226 150ZM231 149V150H230ZM242 149V150H241ZM257 149V150H256ZM261 149V150H260ZM5 150V151H4ZM9 150V151H8ZM37 150V151H36ZM41 150V151H40ZM50 150V151H49ZM84 150V151H83ZM104 150V151H103ZM124 150V151H123ZM133 150V151H132ZM169 150V152H168ZM184 150V151H183ZM190 150H192L193 152L195 153H192V151L190 152ZM204 152H203V151ZM222 150V151H221ZM225 150V151H223ZM234 150V151H233ZM236 150V152H235ZM247 152V155L246 157L243 155L245 152ZM15 155H13L12 153ZM32 154H29L30 152ZM35 153H34V152ZM57 151V152H56ZM61 151V152H60ZM70 151V152H69ZM76 151H77V154H76ZM100 151V152H99ZM102 151V152H101ZM107 151V152H106ZM126 151V152H125ZM128 151V153H127ZM130 151V152H129ZM176 153H175V152ZM183 151V152H182ZM186 151V152H185ZM214 151V153L212 152ZM240 151V152H239ZM254 152L253 154H251V152ZM258 151L257 154H255L256 152ZM261 151V152H260ZM8 152V153H7ZM24 154H23V153ZM39 154H38V153ZM88 152H90L89 154L90 157H89V154ZM94 152V153H93ZM116 152V153H115ZM120 152H123L122 154H120ZM133 152V153H131ZM161 152L163 154H161ZM168 152V153H167ZM174 152L173 154H170ZM201 152V153H200ZM222 154L220 155L219 154ZM223 152V153H222ZM230 152V153H229ZM231 152H233V155L231 154ZM241 152H244L243 154L240 155ZM4 155L2 156L1 154ZM27 155H26V154ZM42 157H41V155ZM43 153V154H42ZM52 153V155H51ZM56 153V155H55ZM62 153H65L66 155L62 154ZM79 153H80V157H79ZM82 153H85L86 155L82 154ZM95 153H100L98 154V156L96 157L95 156ZM104 153V154H102ZM108 153V154H107ZM112 153V154H111ZM115 153V154H114ZM126 153L130 156V154L134 155V157L130 156V160L132 162H127V159L123 158V156L125 157H128V155H126ZM130 153V154H129ZM160 153V156H162L163 158L159 157ZM183 153V155H182ZM186 153V154H185ZM204 153V155L202 154ZM226 153H228V155H226ZM236 156H234L235 154ZM11 157H10V155ZM20 154L22 155L19 159L18 156H20ZM60 154V156H59ZM68 154L70 156H68ZM72 154V155H71ZM76 157H75V155ZM88 154V155H87ZM119 154H120V158H119ZM148 154V155H147ZM170 154V156H169ZM184 154H185V157H184ZM201 154V157H199ZM224 154V155H223ZM239 154V155H238ZM251 154V155H250ZM7 155V156H6ZM25 155V157H24ZM36 155V156H35ZM44 155V156H43ZM50 155V156H49ZM54 155V156H53ZM112 155V156H111ZM114 155V156H113ZM122 155V156H121ZM144 155H145V160H144ZM152 155V156H151ZM154 155H156V157H153ZM177 155V157H176ZM211 155V156H210ZM217 157H216V156ZM230 155V156H229ZM257 155V156H256ZM259 155V156H258ZM4 156H5V159H4ZM27 156H30L28 158H26ZM53 156V158H52ZM72 156V157H71ZM78 156V157H77ZM88 156V157H87ZM100 156V158H99ZM107 156H108V159H107ZM116 156L118 157V160L116 158ZM148 158H147V157ZM151 156V157H150ZM167 158V160H165V157ZM190 160H189V158ZM208 157V159L206 160L205 157ZM209 156H210V159H209ZM219 156L221 157L219 159ZM224 156H226L225 158H228L230 157V159H228L229 163H232L234 166L231 167V169H236L238 170V167L240 169H243V167L249 165L248 161L251 162L253 161L252 164H250L251 166H256L255 168L256 169H248L245 171V174L247 173L250 177H248V175H244L243 176V179L241 177L240 180H236V181H229L230 177L228 176H236V174H230L226 177V175H223V174H220L221 172L220 171H225L227 170L226 168H223V164L228 162L226 161V159L224 158ZM263 158H262V157ZM34 157H36V159H33ZM41 157V158H40ZM47 157V158H45ZM64 157L66 158V160L64 159ZM69 157V158H68ZM73 157L75 159H73ZM87 157V158H86ZM112 157V158H111ZM136 157V158H135ZM143 157V159H142ZM153 157V158H152ZM159 157V159H158ZM176 157V159H175ZM179 157H181V161L178 159ZM184 157V159H183ZM214 157V158H213ZM259 157V158H258ZM8 158V159H7ZM10 158L12 160H10ZM23 158V159H22ZM42 158L44 159V161L42 160ZM55 158V159H54ZM94 160H93V159ZM97 158L99 160H97ZM106 158V159H104ZM115 158V159H114ZM147 158V159H146ZM150 158V159H149ZM152 158V159H151ZM161 158V159H160ZM175 160H174V159ZM236 158V160H235ZM253 160H252V159ZM258 158V159H257ZM261 158V159H260ZM7 159V160H6ZM15 159H18L20 160L18 162V160L16 161ZM21 159L23 160L21 162ZM41 159V160H39ZM59 159V160H57ZM65 161H64V160ZM67 159L69 161H67ZM73 159V160H71ZM77 159V162H74V160ZM82 159L83 162H82ZM86 159V161H85ZM90 159V164H89V160ZM104 159V161H103ZM112 159V164L110 163ZM135 159V161H134ZM143 162H142V160ZM173 159V160H172ZM183 159V160H182ZM200 160V162H198V160ZM201 159H205L204 161H201ZM240 162H237V164H235V162L237 161ZM247 162H246V160ZM263 159V160H262ZM39 160V161H37ZM46 160L48 162H46ZM55 160V161H54ZM57 160V161H56ZM62 160V161H61ZM102 160V163H100ZM110 160V161H109ZM124 160V161H123ZM140 160V161H138ZM148 160V162H147ZM150 160V162H149ZM152 160V162H151ZM166 161V164L163 163V166H162V162ZM169 160H172V161H169ZM187 160V161H186ZM196 164H194L193 162ZM196 160V162L194 161ZM215 160V161H214ZM217 160V161H216ZM241 160V161H240ZM244 162H243V161ZM256 162H255V161ZM257 160H260L257 162ZM12 163H11V162ZM27 161V162H26ZM33 161V162H32ZM36 161V162H35ZM79 161V162H78ZM80 161L82 162L80 164ZM85 161V162H84ZM91 161H96L94 163L91 164ZM107 161V162H106ZM109 161V162H108ZM117 161V163L115 164V162ZM120 161V163H119ZM122 161V162H121ZM129 161V159H128ZM133 161L135 163H133ZM156 161V162H155ZM168 161V162H167ZM213 161V162H212ZM222 162V163H218V162ZM233 161V162H232ZM9 162V164H8ZM25 162V163H23ZM32 162V163H31ZM45 163V165L42 164ZM88 162V163H87ZM127 162V163H126ZM138 162V164H137ZM146 162V163H145ZM176 162V163H175ZM184 162V163H183ZM28 165H27V164ZM31 163V164H29ZM37 165H36V164ZM48 163V165H47ZM61 165H60V164ZM87 165H86V164ZM98 163V164H97ZM124 163V165H122ZM131 166H130V164ZM141 163V165H140ZM159 163V164H158ZM173 165H172V164ZM183 163V164H182ZM203 163V164H202ZM211 163V164H210ZM213 163V164H212ZM217 163V164H216ZM247 163V164H246ZM17 164V165H16ZM18 164L20 165L19 168L18 167ZM35 164V166L33 165ZM41 164V166L39 165ZM63 164V165H62ZM66 164H67V167H66ZM74 164V165H72ZM85 164V165H84ZM89 164V165H88ZM97 166H96V165ZM101 164L103 165L102 167ZM125 164H126V168H125ZM135 164V165H134ZM144 164V165H142ZM153 164V166H152ZM171 165V166H168V165ZM176 164V165H175ZM182 164V165H181ZM219 164H220V167H219ZM222 164V165H221ZM240 164V165H239ZM244 164V166H243ZM258 164V165H257ZM262 164V165H261ZM5 165H7V169L5 167ZM22 165V166H21ZM26 165V166H25ZM71 165V166H69ZM84 165L85 167L83 168ZM92 166L95 168V170H89L88 171V167L89 166ZM112 165V166H111ZM116 165V167H115ZM118 165V166H117ZM128 165V166H127ZM150 165V166H149ZM181 165V166H180ZM207 165V166H205ZM24 166L26 168H24ZM47 166V167H46ZM51 166V167H50ZM53 166V167H52ZM140 166V167H139ZM145 166H148V167H145ZM164 167V169H160L162 167ZM168 166V167H167ZM204 167L206 168L207 170L210 169V171H208L209 173L213 172L215 174L213 175H210V177L208 178H204V179H207L206 180V184L205 182H203L204 179L202 180H199V181H202L203 184L201 183L200 186H191L190 183H192L191 181H183V182H179V183H172L174 185H178L175 189L174 187V191L172 189H168L170 186V184H168V182H165L163 179V175H165L166 173H179L180 171L182 172H185V170L187 171L188 169H192L194 167ZM212 166V167H211ZM237 166V167H236ZM5 167V168H4ZM23 167V168H22ZM33 167V168H32ZM39 167V168H38ZM50 167V168H49ZM61 167V169H60ZM69 167V169H68ZM98 167V168H96ZM115 167V168H114ZM124 167V168H123ZM138 167V168H136ZM141 167L143 168L141 170ZM155 167V168H154ZM180 169H178V168ZM186 167V169H185ZM189 167V168H188ZM214 167V168H213ZM218 167V168H217ZM2 168V169H1ZM8 168H9V171H8ZM31 168V169H30ZM42 168H45L46 170L42 169ZM52 168V170H51ZM56 168V169H55ZM74 168V169H73ZM82 168V169H81ZM101 168V169H100ZM123 168V170H122ZM129 168H133L132 171L129 170ZM137 170H135V169ZM145 168V169H144ZM148 168V170H147ZM168 168V169H167ZM263 168L260 170L263 171ZM34 169V170H33ZM48 169V170H47ZM54 169V170H53ZM79 169V170H78ZM86 169V170H85ZM104 169V170H103ZM106 169V170H105ZM112 169V170H111ZM116 169V170H115ZM124 172L123 175L124 176H119V178H116V179H113V180H107V183H114L113 181H115V183H123V185H120V186H117L116 188V185L113 184V186H101L100 184H98L99 182H97L95 180L96 176L100 175L102 173L105 174V173H108V174H113L115 171V173L119 172L121 173V171ZM158 169V171H156ZM172 169V170H171ZM174 169V170H173ZM215 169V170H214ZM239 169V170H240ZM51 170V171H50ZM76 170V171H75ZM109 170V172H108ZM119 170V171H118ZM140 170V171H139ZM170 170V172H169ZM177 170V171H176ZM40 171V172H38ZM43 171V172H42ZM60 171V173H58ZM105 171V172H104ZM112 171V173H111ZM148 171V172H147ZM154 171V173H153ZM162 171V172H161ZM255 172V173H251V172ZM5 172V173H3ZM8 172V173H7ZM12 172V173H11ZM47 172V174H46ZM49 172V173H48ZM129 172H130V177L129 176ZM133 172H136V173H133ZM142 172V173H141ZM146 172V173H145ZM217 172V173H216ZM3 173V174H2ZM11 173V174H10ZM14 173V174H13ZM44 173L46 174L44 176ZM55 173V174H54ZM64 173V174H63ZM69 173V175H68ZM72 173V174H71ZM75 173V174H74ZM78 173V174H77ZM81 173V174H80ZM126 173V174H125ZM128 173V174H127ZM133 173V174H132ZM148 173V174H147ZM162 173V174H161ZM165 173V174H163ZM257 173V174H256ZM6 174V175H5ZM38 174V175H37ZM71 174V175H70ZM85 174V175H84ZM87 174V175H86ZM93 174V175H92ZM98 174V175H97ZM150 174V175H149ZM154 174V177L153 175ZM156 174V175H155ZM253 174H256V175H253ZM12 175V176H11ZM16 175V176H15ZM19 175V176H17ZM28 175V176H27ZM36 175V179H33V177ZM41 175V176H40ZM68 175V176H67ZM96 175V176H95ZM145 175V176H144ZM148 175V176H147ZM239 175V174H238ZM262 175V176H261ZM14 176V177H13ZM44 176V178H43ZM47 176V177H46ZM71 176V177H70ZM136 176V177H135ZM141 176V177H140ZM157 176V177H156ZM217 176V177H216ZM221 176V177H220ZM16 177V178H15ZM19 177V178H18ZM22 177V179H21ZM26 177V178H25ZM66 177V178H65ZM134 177V178H133ZM151 179L149 180L148 178ZM153 177V178H152ZM213 177V178H212ZM228 178V180L225 179ZM246 177V178H245ZM5 178V179H4ZM7 178V179H6ZM9 178V180H8ZM25 178V179H24ZM28 178V179H27ZM42 178V179H40ZM48 178V179H47ZM59 178V179H58ZM68 178V179H67ZM91 178V179H90ZM137 179H140V181H134V179L136 180ZM159 178V179H158ZM162 178V180H161ZM218 178V180L216 179ZM221 178H222V182H221ZM261 178V179H259ZM4 179V180H3ZM13 179H15L13 181ZM17 179H21L22 181H19ZM27 179V181H26ZM57 182H56V180ZM93 179H94V182H93ZM153 179V180H152ZM211 179H215L214 180V183H212ZM224 179V181H223ZM248 179V180H247ZM254 181V184L251 183L252 180ZM259 179V180H258ZM31 180V181H29ZM55 180V181H54ZM62 180V182H61ZM134 182H132V181ZM145 182H144V181ZM251 180V181H250ZM255 180L257 183H255ZM261 180V181H260ZM9 181V182H8ZM46 181V182H45ZM52 181V183H51ZM59 181V182H58ZM88 181V182H87ZM117 181V182H116ZM124 181H126L124 183ZM127 181H129L127 183ZM148 181V183H147ZM160 181V182H159ZM216 181H220L219 183L216 182ZM243 181V182H242ZM250 181V182H248ZM2 182V184H1ZM18 184H17V183ZM55 182V183H54ZM65 182V183H64ZM71 182V183H70ZM92 182V184H91ZM152 184H151V183ZM154 182V183H153ZM158 182H159V186L158 185ZM186 182V183H184ZM190 182V183H189ZM230 182V183H229ZM238 182V183H237ZM242 182V183H241ZM263 182V184H262ZM21 183V185H20ZM50 183V184H49ZM57 183V184H56ZM78 183V184H77ZM127 183V184H126ZM146 183V184H144ZM180 183H182V185H180ZM184 183V184H183ZM212 183V184H211ZM218 183V184H217ZM245 183V185H244ZM261 183V184H260ZM42 184V185H41ZM63 184V185H62ZM142 188L144 189L145 187L149 188L151 187V190L148 189V193H147V188H145V190H142V188H140L141 186ZM157 184V185H156ZM168 184V185H167ZM171 186H174L172 185ZM210 184V186H209ZM232 184L234 186H232ZM237 184V186H236ZM244 185V187L240 186V185ZM258 184V186H257ZM3 185V186H2ZM41 185V187H40ZM132 185V187H131ZM135 185V186H134ZM138 187H137V186ZM166 185V186H164ZM183 185H185V188ZM189 185V186H188ZM207 185V186H206ZM212 185V186H211ZM228 187H227V186ZM238 185L241 187V188H238ZM248 185V187H247ZM250 185V186H249ZM252 185V186H251ZM69 186V187H68ZM75 186V187H74ZM94 186V187H93ZM122 186V187H121ZM128 186V188H127ZM163 186V187H162ZM180 186V187H179ZM223 186H226L227 188H224ZM5 187V188H4ZM113 187H115V192L114 193V189ZM120 187L122 189H120ZM124 187V188H123ZM135 187V189H134ZM154 187H156L157 189L154 190ZM165 187V188H164ZM191 190H189V188ZM199 187V188H198ZM211 187V188H210ZM213 187L215 188L216 187V190L214 191L213 190ZM219 187H221L220 190ZM232 187V189L230 188ZM26 188V189H27ZM46 188V189H45ZM55 188V189H53ZM167 188V189H166ZM180 188H182V191L180 190ZM195 188V190H194ZM6 189V190H5ZM44 189V190H43ZM53 189V190H52ZM59 189V190H58ZM105 189V191H104ZM113 189V191H112ZM141 189V191H140ZM153 189V190H152ZM164 189V191H163ZM224 189V190H223ZM227 189V190H226ZM48 190V191H46ZM50 190V191H49ZM55 190V192H54ZM57 190L59 191V193H57ZM65 190V191H64ZM111 190V191H110ZM119 190V191H118ZM121 190V193L119 194ZM135 190V193L133 192ZM139 190V191H138ZM157 190V191H156ZM167 190V191H166ZM169 190V191H168ZM200 190V192H199ZM208 190V192L206 193V191ZM212 190L214 191V193L212 192ZM220 190V191H219ZM6 193H5V192ZM54 193H53V192ZM64 191V192H63ZM97 191H99L100 193H97ZM118 191V192H117ZM124 191V193L122 192ZM127 191V192H126ZM131 191V192H130ZM150 191V192H149ZM156 191V193L154 192ZM179 191L181 193H179ZM188 191V193L186 192ZM192 191H194L192 193ZM198 191V192H197ZM210 191V192H209ZM218 191V194L219 196H222L219 197L218 194L216 195ZM3 192V193H1ZM62 192V195L60 196V193ZM89 192V193H88ZM112 192V196L110 195V193ZM126 192V193H125ZM142 192V193H141ZM144 192V193H143ZM184 192V193H183ZM203 192V193H202ZM48 193V194H47ZM55 193L56 195L58 194L59 196H56L53 198V195L55 196ZM107 193V194H106ZM114 193V194H113ZM128 193V194H127ZM131 193V194H130ZM134 193V194H132ZM153 193V195H152ZM163 193V194H162ZM167 193V195H166ZM191 194L194 198H192L191 195H188V194ZM200 193V195L198 196V194ZM212 195H211V194ZM47 194V195H46ZM66 194V195H65ZM105 194L107 195L105 197ZM117 194V195H115ZM126 194V195H125ZM149 194V195H148ZM157 194V195H156ZM170 194V195H169ZM175 194V195H174ZM177 194V195H176ZM184 194V195H183ZM194 194V195H193ZM205 194V195H204ZM7 197H6V196ZM45 195V196H44ZM52 195V196H50ZM100 195V196H99ZM161 195V196H159ZM169 195V196H168ZM196 195V197H195ZM201 195H202V198H201ZM204 195V197H203ZM215 195V196H214ZM51 198H50V197ZM103 196V197H101ZM115 196V197H114ZM128 196V197H127ZM166 196V197H165ZM175 196V197H174ZM191 196V197H190ZM215 198H214V197ZM216 196L217 197V200H216ZM3 199H2V198ZM37 198V200L35 201V199ZM42 197V198H41ZM50 199V203L51 201H53L55 203V205L53 204V202L49 205V199ZM58 197V200H56ZM61 197V199H60ZM77 197V198H76ZM99 197V199H98ZM105 197V198H104ZM119 197L122 199H119ZM125 197V198H124ZM139 197V198H138ZM163 197V198H162ZM173 197V198H172ZM184 197V198H183ZM188 197V198H187ZM33 201H31L32 199ZM46 198H47V201H46ZM132 198V199H131ZM137 198V200H136ZM148 198V199H147ZM152 198V199H151ZM156 198V199H154ZM170 198V199H169ZM176 198V200L174 199ZM179 198V199H178ZM186 198V199H185ZM204 198V199H203ZM22 199V201H21ZM24 199V200H23ZM30 199V200H29ZM44 201H42V200ZM45 199V200H44ZM80 199V200H79ZM82 199V200H81ZM92 199V201H91ZM98 199V200H96ZM127 199V200H126ZM130 199V200H129ZM139 199V200H138ZM143 199V201H142ZM146 199H147V202H146ZM154 199V200H153ZM159 199V200H158ZM182 199V200H181ZM194 199V201H193ZM213 201H212V200ZM28 200V202H27ZM55 200V201H54ZM61 200V202H60ZM73 200V202H72ZM110 200V201H109ZM136 200V201H135ZM150 200V201H148ZM156 200H157V204L156 203ZM165 200V201H164ZM169 200V201H168ZM200 200V201H199ZM206 200V201H205ZM20 201V202H19ZM26 201V203H25ZM37 201H38V204H37ZM40 201V202H39ZM46 201V203H45ZM58 201V202H57ZM79 201V202H78ZM99 201V202H98ZM130 201V203H129ZM140 201V203L138 202ZM171 201V202H170ZM210 201H212L213 204H215L214 206L211 205L212 203H209ZM219 201V204L218 202ZM33 203V206L31 203ZM36 202V203H35ZM43 202V203H41ZM97 202V203H96ZM118 202V203H117ZM125 204H123V203ZM127 202V203H126ZM150 202V203H149ZM155 202V203H154ZM162 202V203H160ZM193 202V203H191ZM200 202V203H199ZM207 202V203H205ZM215 202V203H214ZM35 203V205H34ZM61 203V205H60ZM75 203V204H74ZM99 203V204H98ZM108 203L110 204L109 206H111V208L109 206L106 207V205H108ZM146 203V204H145ZM154 203V204H153ZM171 203V204H170ZM185 203V204H184ZM209 203V204H208ZM27 204V205H26ZM28 204L32 206V208L29 209V206ZM40 204V206H39ZM93 204V205H92ZM127 204V205H126ZM149 204V205H147ZM152 204V205H151ZM208 204V205H207ZM12 205L13 207H15V209L13 210L12 208L10 209V206ZM27 209H26V207ZM38 205V206H37ZM42 205V207H41ZM44 205H45V208H44ZM59 205V207H58ZM69 205V207H67ZM85 205V206H84ZM99 205V206H98ZM102 205V207H101ZM121 205H123L121 207ZM139 205V207H138ZM145 205V206H144ZM151 205V207H150ZM201 205V206H200ZM24 206V208L22 207ZM51 206V207H50ZM56 206V207H55ZM64 206V207H62ZM66 206V207H65ZM74 206V207H73ZM81 206V207H80ZM92 206V207H91ZM127 206V207H126ZM144 206V207H143ZM148 206V207H147ZM173 206L175 209H173ZM181 206V207H179ZM185 206V207H184ZM50 207V208H49ZM54 207V208H52ZM75 207H76V210H75ZM119 207L121 208V210H123L122 212H120V209ZM166 209H165V208ZM167 207H168V210H167ZM172 209H171V208ZM217 207V208H216ZM43 208V209H42ZM46 208L48 209L47 212L46 211ZM57 208V210H56ZM67 208H72V209H67ZM103 208V209H102ZM178 208V209H177ZM186 208V209H185ZM215 208L217 209V211L215 210ZM6 209V210H5ZM34 209V210H33ZM36 209V211H35ZM45 209V210H44ZM55 211V212H52L51 211ZM61 209H63L64 211H66L64 213V215H62V211H60ZM100 209V210H99ZM102 209V210H101ZM132 209V210H131ZM156 209V211L154 210ZM162 209H163V212H162ZM170 209V210H169ZM180 209H183L184 212H182V210ZM204 209V210H203ZM212 209V210H211ZM9 210V211H7ZM12 210V211H11ZM18 210V211H17ZM22 212H21V211ZM39 213H38V211ZM69 210V211H68ZM104 210V212H103ZM118 210V211H117ZM173 210V212H172ZM175 210V211H174ZM177 210V211H176ZM207 212H206V211ZM11 211V212H10ZM61 212V215H60V212ZM112 213H110V212ZM115 211V212H114ZM167 211V212H165ZM170 211V212H169ZM3 212V213H2ZM6 212V213H5ZM13 212V213H12ZM18 212L21 214H18ZM45 214H44V213ZM48 212L51 214V216L49 217V214ZM58 212V214H57ZM71 212V213H70ZM74 212V213H73ZM119 212V213H118ZM162 212V213H161ZM177 212V213H175ZM217 213V217L216 216H213L214 214ZM10 213V214H9ZM15 213V214H14ZM33 213V215H32ZM71 214L70 216L68 214ZM118 215H117V214ZM206 213V214H205ZM14 216H13V215ZM23 214V215H22ZM25 214H27L26 216L31 215V217L28 219V217L25 216ZM67 214V215H66ZM103 214V215H102ZM112 215L110 218L106 215ZM114 214V215H113ZM208 214V215H207ZM211 214V215H210ZM4 217H3V216ZM8 215V216H7ZM16 215V216H15ZM18 215V216H17ZM35 215V216H34ZM43 215H45L44 218H48L45 219V222L44 221V218H43ZM60 215V219L62 221L59 220V218H55L54 216H57ZM42 216V217H41ZM63 216V217H61ZM68 216V217H67ZM74 216V217H73ZM102 216V217H101ZM104 216V217H103ZM213 216V217H211ZM245 216V217H244ZM9 217L11 219H9ZM17 217H18V220H17ZM25 217V220L21 219ZM71 217L74 219L72 220ZM122 217V218H121ZM124 217V219H123ZM5 218V219H4ZM20 218V219H19ZM67 220L64 224V220L65 219ZM98 218V219H97ZM100 218V219H99ZM103 218H105L103 220ZM216 218V219H215ZM253 218V219H252ZM9 219V220H8ZM28 219V220H27ZM34 219V220H32ZM43 220L41 222V220ZM68 219H70L68 221ZM77 219V220H76ZM85 219V220H84ZM92 219V221H91ZM107 219V221H106ZM112 219V220H111ZM255 219V221H254ZM6 220H7V223H6ZM15 222L14 224H11L13 223L12 222ZM21 220V221H20ZM47 220V221H46ZM84 220V222H83ZM98 220V221H97ZM100 220V221H99ZM244 220V221H243ZM246 220V221H245ZM248 220V221H247ZM11 221V222H10ZM30 221V222H29ZM34 221V222H33ZM53 221H54V224H53ZM76 221V222H75ZM86 221V222H85ZM95 221V223H94ZM97 221V222H96ZM233 221V222H232ZM235 221V222H234ZM237 221V222H236ZM240 221V222H239ZM242 221H243V224H242ZM3 222V223H2ZM10 222V224L8 223ZM21 222V223H20ZM23 222V223H22ZM25 222V223H24ZM32 222V223H31ZM40 222V224L38 223ZM69 222V223H68ZM71 222V223H70ZM73 222H74V225H73ZM83 222V223H82ZM104 224H103V223ZM18 225H17V224ZM20 223V224H19ZM43 223V224H42ZM49 223V224H48ZM57 223V224H56ZM78 223V224H77ZM101 223V224H100ZM252 223V224H251ZM16 224V225H15ZM24 224V225H23ZM68 224V225H67ZM72 224V225H71ZM77 224V225H76ZM88 224V226H87ZM99 224V225H97ZM10 225H12L13 227H11ZM84 225V226H83ZM236 225V226H235ZM250 225V226H248ZM262 227H260V226ZM6 226V227H5ZM70 226V227H69ZM77 226V227H76ZM83 226V227H82ZM87 226V227H86ZM224 226V228L222 227ZM234 228H233V227ZM238 226V227H237ZM246 226V227H245ZM252 226V227H251ZM10 227V228H9ZM80 227V228H79ZM237 229H236V228ZM243 227V228H242ZM249 227V229H248ZM256 229H252V228H255ZM260 229H257L259 228ZM6 228V230H5ZM74 230L72 231L71 230ZM78 228V230L76 231V229ZM82 228V229H81ZM85 228V229H84ZM222 228V229H221ZM227 228V229H226ZM4 229V230H3ZM84 229V230H83ZM233 229V230H232ZM239 229V230H238ZM55 230V231H54ZM71 230V231H70ZM83 230V231H82ZM211 230V231H210ZM221 231V233H219ZM224 230V231H223ZM230 230V231H229ZM231 230H232V234H231ZM244 230V232H243ZM246 230V231H245ZM252 232H251V231ZM255 230V232H254ZM67 231V232H66ZM240 231V232H239ZM260 233H259V232ZM54 232V234H53ZM57 232V233H55ZM65 232V233H64ZM79 232V233H78ZM216 232V233H215ZM218 232V234H217ZM225 232V233H224ZM228 232V233H227ZM205 233V234H204ZM236 235H233L235 234ZM243 233V234H242ZM248 233V234H247ZM83 234V235H82ZM217 234V236H216ZM229 234V236H228ZM241 235V238H240V235ZM245 234V235H244ZM258 234V235H257ZM261 234V235H259ZM58 235V236H57ZM204 235V236H202ZM214 235V236H213ZM222 235V236H221ZM233 235V236H231ZM250 235V236H249ZM63 236V237H62ZM73 236V237H72ZM76 236V237H75ZM81 236V237H80ZM220 236V237H218ZM231 236V237H230ZM235 236H239V238H236ZM248 238H247V237ZM69 237V238H68ZM80 237V238H79ZM204 237V238H203ZM207 237V238H206ZM212 238V239H211ZM235 240H233V239ZM257 238V239H256ZM78 239V240H76ZM198 239H201V240H198ZM205 239V240H204ZM209 239H211L209 241ZM239 241V244L236 243ZM262 239V241H261ZM69 240V241H68ZM71 240V242H70ZM82 240V241H81ZM84 240V242H83ZM214 242H213V241ZM216 240L218 242H216ZM229 240V241H228ZM233 240V241H232ZM253 240V241H251ZM68 241V242H67ZM80 241V242H79ZM203 241V242H202ZM221 241V242H219ZM225 241V242H224ZM246 243H244V242ZM255 241V242H254ZM61 242V243H60ZM63 242V243H62ZM65 242V245H63ZM76 242V244H75ZM82 242V243H81ZM198 242V243H196ZM205 242V243H204ZM208 244H207V243ZM232 242H234V244H231ZM243 242V243H242ZM257 242V243H256ZM260 242H262V245L260 244ZM55 243V244H54ZM58 243H60L58 245ZM68 243V244H67ZM70 243H71V246L72 248L74 247V249L72 250L71 246H70ZM88 243V244H87ZM196 243V245L194 244ZM212 243V244H210ZM217 243V244H216ZM225 243V244H224ZM241 243V244H240ZM249 243H253V244H249ZM75 244V246H74ZM86 246L85 248H83L84 245ZM194 244V245H193ZM207 244V245H206ZM230 246H229V245ZM247 244V245H246ZM257 247H256V245ZM77 245V246H76ZM80 247H79V246ZM82 245V246H81ZM201 245V246H200ZM236 247H235V246ZM60 246H61V249H63V251L60 249ZM67 248H65V247ZM70 246V247H69ZM130 246V249H128ZM192 246V248H191ZM197 246V247H196ZM211 246V247H210ZM244 246H245V249H244ZM47 247V248H46ZM50 247H53L52 249ZM55 247V248H54ZM127 247V248H126ZM161 247V249H160ZM196 247V248H194ZM219 247V248H218ZM224 247V249H222ZM228 247V248H227ZM243 249H241V248ZM258 248L255 249V248ZM45 248V249H44ZM65 248V249H64ZM123 248V249H122ZM200 250H199V249ZM205 248V249H204ZM209 248V249H208ZM232 248V250H230L229 252V249ZM250 248V249H249ZM252 248V249H251ZM261 248V249H260ZM43 249V251L41 250ZM57 251H56V250ZM60 249V250H59ZM75 249H81L80 252L75 250ZM84 249V250H82ZM116 253L115 251L113 252V250H116ZM125 249V251H124ZM167 249V250H166ZM174 249V250H173ZM192 249V250H191ZM204 249V250H203ZM216 249V250H215ZM238 249V250H237ZM241 249V250H240ZM38 250H39V253H38ZM68 250V251H67ZM76 252H75V251ZM88 251V254L87 252L85 251ZM94 250V251H93ZM112 250V251H111ZM120 250V252H119ZM194 250V251H193ZM223 250V251H222ZM237 250V251H236ZM246 250V251H245ZM257 250V251H256ZM52 251V252H51ZM56 251V252H55ZM61 251V253H60ZM73 253H72V252ZM130 251L131 253V256H130V253L128 252ZM156 251V252H155ZM161 251V252H160ZM162 251H163V255L165 257L161 258L162 257ZM191 251L192 252V256H191ZM197 251L198 253L196 254ZM200 251V252H199ZM219 251V252H218ZM228 251V252H227ZM242 251V252H241ZM249 252H252V254L248 253ZM28 252V253H27ZM31 254H30V253ZM40 252H42L40 254ZM44 252V254H43ZM54 252V253H53ZM58 252V253H57ZM65 252V253H64ZM159 252V254H158ZM190 252V253H189ZM203 254H202V253ZM215 252L217 254H215ZM255 252V253H254ZM258 252H260L258 254ZM35 253V254H34ZM48 253V254H46ZM53 253V254H52ZM76 253V254H75ZM85 253V254H83ZM90 253V254H89ZM94 253V254H93ZM120 253H121V256H120ZM135 253V255H134ZM153 253H157V255H154ZM173 253V254H172ZM181 253V254H180ZM183 253V254H182ZM201 255H200V254ZM225 253V254H223ZM231 253V254H229ZM244 253V254H243ZM13 254V256H10V255ZM29 254V255H28ZM38 254V255H37ZM56 254V256H55ZM60 254V255H59ZM65 254V255H64ZM69 254V255H67ZM71 254V255H70ZM78 254V255H77ZM83 254V255H82ZM87 254V256H86ZM100 254V255H99ZM102 254V255H101ZM105 254V255H104ZM111 254V255H110ZM127 254V256H126ZM153 254V255H152ZM166 254V255H165ZM171 254V255H170ZM184 254H189V256L186 257L184 256ZM210 254H212L210 256ZM219 254V255H218ZM242 254V255H241ZM249 254V255H248ZM28 255V256H27ZM36 258H34V256ZM40 255V256H39ZM42 255V257H41ZM50 255V256H49ZM63 255V257H61ZM80 255V256H79ZM86 257H85V256ZM108 257H107V256ZM129 255V256H128ZM169 255V256H168ZM172 255H175V256H172ZM214 255V256H213ZM237 255V256H236ZM244 255V256H243ZM263 258H261L262 256ZM17 256V258H16ZM25 256V258H24ZM33 256V257H32ZM52 256V257H51ZM69 256V257H68ZM73 256V257H71ZM77 256V257H76ZM90 256H92L93 258H91ZM105 256V257H104ZM110 256V257H109ZM114 256V257H113ZM120 256V257H118ZM123 256H124V259H123ZM142 256V257H141ZM172 256V257H171ZM191 256V257H190ZM219 256V257H218ZM240 256V257H239ZM242 256V257H241ZM12 257V258H11ZM40 257V258H39ZM54 257V258H53ZM65 257V258H64ZM67 257V259H66ZM89 257V259H88ZM103 259H102V258ZM117 257V258H116ZM127 257V258H126ZM136 257V258H135ZM146 257V258H145ZM185 257V258H184ZM209 257V258H208ZM223 257V258H222ZM233 257V258H231ZM21 258V260H20ZM32 258V259H30ZM34 258V259H33ZM47 258V259H46ZM72 258V261L71 259ZM83 258V259H82ZM97 258V260H96ZM105 258V259H104ZM108 258V259H107ZM111 258V260H110ZM126 258V259H125ZM129 258V259H128ZM131 258V259H130ZM133 258V259H132ZM166 258V259H165ZM170 258V259H169ZM177 258V260L175 259ZM236 258V259H235ZM242 258V259H241ZM246 258V259H245ZM249 258V260H248ZM14 259V260H13ZM17 259V261H16ZM19 259V260H18ZM30 259V260H29ZM38 259V261H37ZM42 259V260H41ZM52 259V260H50ZM59 259H62V260H59ZM64 259V260H63ZM66 259V260H65ZM78 259H79V262H78ZM94 259V260H93ZM116 259V260H115ZM160 259V260H159ZM175 259V260H173ZM25 260V261H24ZM72 262H70V261ZM73 260H74V263H73ZM76 260V262H75ZM81 260V262H80ZM86 260V262H84ZM108 260V261H107ZM114 260V262H112ZM142 260V261H141ZM152 260V263L151 261ZM154 260V261H153ZM179 260L181 262H179ZM183 260V261H182ZM208 260V261H207ZM218 260V261H217ZM228 260V261H227ZM246 263H245V261ZM16 261V262H14ZM31 261V262H30ZM44 261V262H43ZM53 261V263H52ZM59 261V262H58ZM66 261V262H65ZM68 261V262H67ZM100 261V262H98ZM111 261V262H110ZM133 261V263L131 262ZM137 261V262H136ZM173 261V262H172ZM205 261V262H204ZM211 261V262H209ZM221 261V262H220ZM18 262V263H17ZM23 262V263H22ZM40 262V263H39ZM63 262V263H61ZM129 262V263H128ZM144 262V263H143ZM225 262V263H224ZM233 262V263H232ZM241 262V263H240ZM243 262V263H242ZM76 263V264H77Z\"/></svg>","mask_w":264,"mask_h":264},{"label":"bare ground","instance_id":"obj_2","mask_svg":"<svg viewBox=\"0 0 264 264\" xmlns=\"http://www.w3.org/2000/svg\"><path fill=\"white\" fill-rule=\"evenodd\" d=\"M145 1H146V0H145ZM155 1H156V0H155ZM160 1H161V0H160ZM165 1H166V0H165ZM167 1H168V2H171L172 0H170V1L167 0ZM176 1H177V0H176ZM193 1H195V0H193ZM193 1L191 0V2L189 3V5H190L191 3L193 4ZM204 1H206V0H204ZM204 1H203V2H204ZM230 1H231V0H230ZM238 1H239V0H238ZM244 1H246V0H243L242 2H244ZM248 1H249V0H248ZM250 1L252 2V0H250ZM254 1H255V0H254ZM261 1H262V0H261ZM115 2H117V1H114V4H113L114 6L117 5V3H115ZM124 2H125V0H124ZM136 2L138 3V4L136 5L137 7H139V4L143 5V4L146 3V2H145V3H144V2L141 3V0H140V3H139L138 1H136ZM136 2H135V4H136ZM153 2H154V1H153ZM153 2H152V3H153ZM158 2H159V1H158ZM158 2H157V3H158ZM180 2H182V1H179L176 5H178ZM195 2H197V1H195ZM195 2H194V3H195ZM206 2H207V1H206ZM208 2H209V0H208ZM213 2H214V1H213ZM217 2H218V1H216V3H217ZM224 2H225V1H224ZM224 2H223V5H224ZM262 2H263V1H262ZM118 3H119V1H118ZM148 3H149V2H148ZM165 3H166V2H165ZM185 3H186V2H185ZM233 3H234V2H233ZM235 3H236V2H235ZM235 3H234V4H235ZM237 3H238V2H237ZM237 3H236V4H237ZM246 3H247V2H246ZM253 3H254V2H253ZM256 3H257V2H256ZM122 4H123V3H122ZM122 4H118V5L121 6ZM155 4H156V3H155ZM167 4H169V3H167ZM173 4H175V3L172 2V5H173ZM182 4H183V5H182V9H183L184 3H182ZM186 4H187V3H186ZM219 4H220V3H219ZM225 4H226V3H225ZM243 4H244V3H243ZM243 4H242V6H243ZM263 4H264V2H263ZM141 5H140V8H142V10H143V8L146 7V5H148V4L146 3V5H143L142 7H141ZM169 5H171V4H169ZM172 5H171V6H172ZM179 5H181V3H180ZM193 5H194V4H193ZM217 5H218V4H217ZM221 5H222V4H221ZM221 5H220V6H221ZM261 5H262V4H261ZM152 6H153V5L151 4V7H152ZM171 6H170V8H168V11L173 10V7H178V6H172V8H171ZM191 6H192V5H191ZM214 6H216V5H214ZM232 6H233V5H232ZM244 6H245V5H244ZM244 6H243V7H244ZM249 6H250V5H249ZM251 6H252V5H251ZM137 7H135V8L137 9ZM167 7H168V6H167ZM167 7H166V13H167V15L169 14L168 16H170V15H171L170 13H173V11L170 12V13H168V11H167ZM186 7H187V6H186ZM192 7H193V6H192ZM212 7H213V3H212L211 8H212ZM217 7H218V6H217ZM229 7H231V6L229 5ZM233 7H234V6H233ZM237 7H238V5H237ZM240 7H241V6H240ZM247 7H248V5H247ZM135 8H134V10H135ZM194 8H195V7H194ZM199 8H201V7H199ZM207 8H208V7H207ZM220 8H221V7H220ZM234 8H235V7H234ZM245 8H246V6H245ZM260 8L262 9L263 7H260V6H259V9H260ZM144 9H146V8H144ZM169 9H171V10H169ZM184 9H186L185 6H184ZM184 9H183V11H185ZM204 9H205V8H204ZM221 9H223V8H221ZM236 9H239V8H236ZM241 9H242V7H241ZM243 9H244V8H243ZM251 9H255V7H254V8L252 7ZM259 9H258V11H259ZM137 10H139V8H138ZM148 10H149V7H148ZM148 10H147V11H148ZM153 10H154V8H153ZM176 10H179V8H176ZM176 10H174V11L177 12ZM205 10H206V9H205ZM209 10H210V9H209ZM213 10H214V9H213ZM215 10H217V9H215ZM226 10H227V7H225V9H224L222 12H224V11H226ZM232 10H234V9H232ZM232 10H231V13H232ZM245 10H246V9H245ZM263 10H264V8H263L261 11H263ZM145 11H146V10H145ZM150 11H151V10H150ZM157 11H158V10H157ZM180 11H182V10H180ZM188 11H189V10H188ZM198 11L200 12L201 9L198 10ZM198 11H197V12H198ZM218 11H219V10H218ZM220 11H221V10H220ZM253 11H256V9L253 10ZM253 11H250V12H253ZM142 12H143V11H141V13H142ZM158 12H159V11H158ZM160 12H161V11H160ZM160 12H159V13H160ZM178 12H179V11H178ZM190 12H191V10H190ZM190 12H189V15H191ZM194 12H196V11L194 10V11H193V14H194ZM197 12H196V13H197ZM199 12H198L197 14H199ZM207 12H208V11H207ZM213 12H214V11H213ZM222 12H219V14H220V13L222 14ZM228 12H229V9H228ZM237 12H238V11H236V13H237ZM256 12H257V11H256ZM133 13H134V12H133ZM163 13H164V15L166 14L165 12H163ZM183 13H184V12H183ZM185 13H186V12H185ZM185 13H184V14H185ZM187 13H188V12H187ZM196 13H195V14H196ZM200 13H202V11H201ZM211 13H212V12H211ZM211 13H210V14H211ZM216 13H217V11H216ZM216 13H214V15H215ZM243 13H244V11H243ZM263 13H264V11H263ZM148 14L151 15V12L147 13L146 15H148ZM160 14H162V12H161ZM178 14H179V13H178ZM203 14L205 15L206 13L203 12ZM207 14H208V13H207ZM228 14H230V12H229V13H226V16H227ZM233 14H235V13H233ZM134 15H135V14H133V16H134ZM139 15L141 16V14L138 13V16H139ZM150 15H149V16H150ZM152 15H154L153 12H152ZM167 15H165V16L167 17ZM174 15H175V14H173V19H174V17H175ZM182 15H183V14H182ZM182 15H181V16H182ZM199 15H200V14H199ZM235 15H236V14H235ZM241 15H242V14H241ZM255 15H256V14H255ZM258 15H259V14H258ZM261 15H262V14H261ZM142 16H143V14H142ZM149 16H148V21H149V19L151 18V16H150V18H149ZM155 16H156V15H155ZM157 16L160 17V15H159L158 13H157ZM165 16H163V17L166 19ZM183 16H184V15H183ZM187 16H188V15H187ZM192 16H194V15H192ZM197 16H198V15H197ZM197 16H196V17H197ZM228 16H230V15H228ZM239 16H240V15H239ZM134 17H136V15H135ZM144 17H145V15H144L143 17H141V18L143 19ZM146 17H147V16H146ZM158 17H157V18H158ZM161 17H162V15H161ZM202 17H203V16H202ZM205 17H206V16H205ZM208 17H209V16H208ZM222 17H224V15H222ZM139 18H140V17H139ZM139 18H138V20H140ZM153 18H154V16H153L151 19H153ZM170 18L172 19V17H170ZM177 18H179V16H178ZM177 18H175V21H176ZM203 18H204V17H203ZM206 18H207V17H206ZM206 18H205V19H206ZM209 18H212V16L209 17ZM220 18H221V16L219 15V16H218V20H221V19H222V18H221V19H220ZM227 18H228V17H227ZM230 18H231V20H232V19H233V15L230 16ZM258 18H259V17H258ZM258 18H257V19H258ZM262 18H264V17L262 16ZM131 19H132V17H131ZM134 19L137 20L136 18H134ZM160 19H163V18H160ZM165 19L162 20V21H165ZM167 19H169V18L167 17ZM180 19H182V18H180ZM180 19H178V20H180ZM187 19H188V18H187ZM192 19H193V18H192ZM197 19H198V17H197ZM199 19H200V18H199ZM199 19H198V20H199ZM205 19H204V20H205ZM212 19H213V18H212ZM212 19H211V21H212ZM255 19H256V18H255ZM257 19H256V20H257ZM132 20H133V19H132ZM132 20H131V22H132ZM144 20H145V19H144ZM144 20H142L143 22H142V21H141V22L144 23ZM185 20H186V19H185ZM190 20H191V19H190ZM190 20H189V22H190ZM195 20H196V19H195ZM198 20H197V21H198ZM204 20H203V21H204ZM206 20H207V19H206ZM215 20H217V19H215ZM222 20H224V18H223ZM222 20H221V21H222ZM229 20H230V19H229ZM229 20H226V21L228 22ZM234 20H235V19H234ZM260 20H261V19H260ZM146 21H147V19H146ZM146 21H145V22H146ZM150 21H151V20H150ZM155 21L160 22V21L157 20V19H155ZM169 21H170V19H169ZM169 21H168V23H164V22H163L164 24H166V28H167V24H169ZM192 21H193V20H191V22H192ZM197 21H196V22H197ZM209 21H210V20H208V24L211 23V22L209 23ZM213 21H214V19H213ZM131 22H130V23H131ZM133 22H134V21H133ZM135 22H136V21H135ZM137 22H138V21H137ZM158 22H156V24H157ZM170 22H171V21H170ZM181 22L183 23V21H181ZM184 22H185V21H184ZM186 22H187V21H186ZM186 22H185V23H186ZM196 22H195V23H196ZM204 22H205V21H204ZM138 23H139V22H138ZM142 23H140V27H141V24H142ZM149 23H150V22H148V26H146L144 30H142V29L139 30V32L143 34V37H144L145 33H150V32H151V36H152V31H154V30L151 29L152 27H157V28H158L157 25H155V24L153 25V22H152V26L149 25ZM160 23H161V22H160ZM160 23H158V25H159ZM212 23H213V22H212ZM222 23H225V22L223 21ZM108 24H109V23H108ZM145 24H146V23H145ZM150 24H151V23H150ZM187 24H188V22H187ZM208 24L206 23L205 26H207ZM225 24H226V23H225ZM232 24H233V23H232ZM232 24H231V25H232ZM262 24H264V23H262ZM262 24H261V25H262ZM117 25H118V24H116V28H117ZM131 25H132V24H130V26H131ZM134 25H135V24H133V26H134ZM136 25H138V24H136ZM136 25H135V26H136ZM142 25H143V24H142ZM174 25H176V24H174ZM180 25H182V24H180ZM190 25H191V24H190ZM190 25H189V28H191ZM196 25H197V24H196ZM196 25H195V26H196ZM217 25L219 26V25H221V24L219 23V24H217ZM170 26H171V24H170ZM182 26H183V25H182ZM182 26H180V27H182ZM195 26H194V27H195ZM201 26H202V24H201ZM203 26H204V23H203ZM215 26H216V25H215ZM257 26H258V25H257ZM107 27H108V26H107ZM107 27L104 26L105 29H106ZM110 27H111V26H110ZM119 27H120V26H119ZM121 27H122V26H121ZM168 27H169V25H168ZM178 27H179V25L176 27V28H177V31H176L177 33H179L180 31H182L181 29H180V31H179ZM212 27H213V26H212ZM258 27H259V26H258ZM261 27H262V26H261ZM114 28H115V27H114ZM126 28H128V27H126ZM126 28H125V29H126ZM137 28H138V27H137ZM141 28H143V27H141ZM157 28H156V30H157ZM160 28H161V27H159V30L161 31ZM166 28H165V29H166ZM169 28H170V27H169ZM186 28H187V26H186ZM199 28H200V24H199V27H197V29H199ZM205 28H206V27H205ZM208 28H209V27H208ZM213 28L216 29L217 27H213ZM262 28H263V27H262ZM42 29H43V28H42ZM69 29H71V30H70L71 32L74 31V30L72 31V28H69ZM69 29H68V31H69ZM84 29L86 30V29H88V28H84ZM111 29H112V28H111ZM117 29H118V28H117ZM121 29H122V28H121ZM153 29H154V28H153ZM163 29H164V28H163ZM170 29H171V28H170ZM173 29H174V31L176 30L175 28H173ZM187 29H188V28H187ZM187 29H186V33H188V32H187ZM192 29H194V28L192 27ZM197 29H196V32L198 33L199 30L197 31ZM210 29H211V27L209 28V30H210ZM66 30H67V29H66ZM75 30H76V29H75ZM88 30L90 31L91 29H88ZM114 30H115V29H114ZM130 30H131V29H130ZM183 30H184V29H183ZM188 30H189V29H188ZM229 30H230V29H229ZM255 30H256V29H255ZM255 30H253V32H254ZM76 31H77V30H76ZM86 31H87V30H86ZM86 31H85V33H86ZM112 31H113V30H112ZM121 31H123V30H121ZM124 31H126V30H124ZM133 31H134V30H133ZM157 31H158V30H157ZM166 31H168V29H167ZM169 31H171V30H169ZM190 31H191V30H190ZM71 32H70V33H71ZM80 32H81V31H80ZM95 32H96V31H95ZM101 32H102V31H101ZM107 32H108V31H107ZM114 32H115V31H114ZM118 32H119V31H118ZM194 32H195V30L193 31V33H194ZM202 32H203V29H202ZM202 32H199V33L202 35ZM208 32H209V31H208ZM210 32H211V30H210ZM212 32H214V31H212ZM219 32H221V29H220ZM258 32L260 33L261 31H258ZM258 32H257V33H258ZM43 33H44V32H43ZM70 33H69V34H70ZM74 33H75V31H74ZM85 33H84V35H85ZM89 33H90V32H89ZM97 33H98V31H97ZM111 33H112V32H111ZM115 33H116V32H115ZM125 33H126V32H125ZM127 33H128V31H127ZM130 33H131V32H130ZM135 33H136V32H135ZM159 33H160V32H159ZM165 33H167V32H165ZM168 33H172V32H168ZM184 33H185V32H184ZM206 33H207V32H206ZM217 33H218V32H217ZM217 33H216V34H217ZM63 34H64V33H63ZM69 34H68V35H69ZM93 34H94V32H93ZM103 34H104V33H103ZM109 34H110V33H109ZM113 34H114V33H113ZM113 34H112L111 36H113ZM117 34H118V33H117ZM133 34H134V33H133ZM136 34H137V33H136ZM138 34H139V33H138ZM142 34H141V35H142ZM156 34H158V33H156ZM173 34H174V33H173ZM223 34H224V33H222L221 35H223ZM226 34H228V32H227ZM245 34H248V33H244V35H245ZM262 34H263V33H262ZM68 35H67V37H68ZM80 35H81V33H80ZM80 35H79V36H80ZM97 35H98V34H97ZM104 35H105V34H104ZM104 35H103V36H104ZM107 35H108V34H107ZM121 35H123V34H121ZM134 35H135V34H134ZM141 35H140V36H141ZM149 35H150V34H149ZM154 35H155V34H154ZM162 35H164V33H163ZM175 35H176V33L174 34V36H175ZM183 35H184V34H183ZM183 35H180V36L182 37ZM186 35H187V34H186ZM189 35H190V34H189ZM196 35L198 36V34H195V37H196ZM228 35H229V34H228ZM241 35H242V34H241ZM93 36H96V34H94ZM103 36H102V37H103ZM119 36H120V35H119ZM135 36H136V35H135ZM156 36H157V35H156ZM156 36H155L154 38H156ZM158 36H160V35H158ZM178 36H179V34H178ZM191 36L193 37V35H191ZM199 36H200V35H199ZM219 36H220V35H219ZM234 36H235V35H234ZM237 36H240V35L238 34ZM237 36H236V37H237ZM250 36H251V34H250ZM253 36H255V35H253ZM80 37H81V36H80ZM84 37H85V36H84ZM90 37H91V36H90ZM97 37H98V36H97ZM124 37H125V35H124ZM143 37H142V38H143ZM146 37H148L147 39L151 38V37H149L148 35H147ZM184 37H185V36H184ZM184 37H183V39H184ZM188 37H189V36H188ZM195 37H194V38H195ZM221 37H222V36H221ZM231 37H232V36H231ZM231 37H230V40H231ZM246 37H247V35H246ZM246 37H245V44H246V41H248L247 38L249 39V37H247V38H246ZM59 38H62V36L59 37ZM74 38H75V37H74ZM91 38H92V37H91ZM98 38H99V37H98ZM105 38H106V35H105ZM119 38H120V37H119ZM126 38H127V37H126ZM139 38H140V37H139ZM142 38H141V39H142ZM152 38H153V37H152ZM154 38H153V39H154ZM164 38H166L165 35H164ZM164 38L161 39V37H160L161 41H162ZM172 38H173V37H172ZM172 38H171V39H172ZM175 38H176V37H175ZM219 38H220V37H219ZM240 38H241V37H240ZM260 38H262V36H261ZM83 39H84V38H83ZM86 39H87V38H86ZM94 39H95V38H94ZM116 39H117V36H116ZM145 39H146V38H145ZM147 39H146V42H147ZM156 39H157V38H156ZM167 39H168V38H167ZM173 39H174V38H173ZM177 39H179V37H178ZM186 39H189V41H190L191 38L189 37V38H186ZM186 39H185V41H186V43H187L188 40H186ZM196 39H198V37L195 38L194 40H196ZM232 39L234 40L233 37H232ZM242 39H243V38H242ZM62 40H63V39H62ZM72 40H73V39H72ZM78 40H79V39H78ZM92 40H93V38H92ZM92 40H90V41H91L92 43H94L95 41L93 42ZM96 40H97V38H96ZM103 40H104V39H103ZM103 40H102V41H103ZM133 40H134V39H133ZM139 40H140V39H139ZM164 40H165V39H164ZM180 40H181V39H180ZM192 40H193V39H192ZM192 40H191V41H192ZM216 40H217V39H216ZM216 40H215V42H216ZM222 40H223V39H222ZM233 40H231V41H233ZM236 40H240V39H236ZM251 40H253V43L255 44L253 38L249 39L248 42L250 43ZM261 40H263V38H262ZM99 41L101 42V39H100ZM99 41H97V43H98ZM108 41H109V40H107V42L105 43L106 45L108 44ZM111 41H112V40H111ZM129 41H131V40H129ZM159 41H160V40H159ZM167 41H168V40H167ZM173 41H174V40H173ZM175 41H176V40H175ZM197 41H198V40H197ZM197 41H196V42H197ZM256 41H257V40H256ZM91 42H90V44H92ZM119 42H120V39H119ZM124 42H125V41H123V43H124ZM141 42H142V41H141ZM155 42H156V41H154V44H155ZM181 42L184 43L183 40H181ZM192 42H194V41H192ZM241 42H243V41L241 40ZM262 42H264V41H260V43H262ZM80 43H81V42H80ZM80 43H79V46H78V47H80ZM88 43H89V42H88ZM95 43H96V42H95ZM102 43H103V42H102ZM102 43H99V44H101V46H102ZM112 43H113V42H112ZM112 43H111V44H112ZM116 43H117V42H116ZM130 43H131V42H130ZM132 43H133V42H132ZM132 43H131V44H132ZM144 43H145V40H144ZM159 43H160V42H159ZM159 43H158V44H159ZM162 43H163V42H162ZM166 43H167V42H166ZM170 43H171V42H170ZM170 43H169V44H170ZM172 43H173V42H172ZM172 43H171V45H172ZM174 43H175V42H174ZM176 43H177V41H176ZM176 43H175L174 45H176ZM178 43H179V42H178ZM178 43H177V45H178ZM227 43H228V42H227ZM227 43L225 42V44H227ZM232 43H234V41H233ZM237 43H238V42H237ZM85 44L87 45V43H85ZM85 44H84V45H85ZM109 44H110V43H109ZM125 44H126V43H125ZM146 44H147V43H146ZM148 44H149V43H148ZM164 44H165V42H164ZM179 44H180V43H179ZM221 44H222V41H221ZM230 44H231V42H230ZM235 44H236V43H234V48H236V47H235ZM247 44H248V43H247ZM56 45H57V44H56ZM86 45H85V46H86ZM106 45H105V46H106ZM112 45H113V44H112ZM129 45H130V44H129ZM142 45L144 46V44H142ZM149 45L151 46V43H150ZM149 45H148V46H149ZM162 45H163V44H162ZM189 45H190V42H189ZM191 45H192V44H191ZM217 45H218V44H217ZM222 45H223V44H222ZM222 45H219V46L222 47ZM236 45H238V44H236ZM258 45H261V46H262V44H257V47H258ZM57 46H58V45H57ZM59 46H60V45H59ZM88 46H89V45H87L86 48H88ZM95 46L98 47V45H95ZM99 46H100V45H99ZM109 46H110V45H109ZM113 46L115 47V43H114ZM119 46H120V44H119ZM132 46H133V44H132ZM132 46H131V47H132ZM134 46H136V45H134ZM134 46H133V48L135 49ZM145 46H146V45H145ZM159 46H160V45H158V47H157V51H158ZM166 46H168V45H166ZM223 46H224V45H223ZM227 46H228V45H227ZM227 46H225V47H227ZM241 46H242V45H241ZM248 46H249V45H248ZM248 46H247V47H248ZM90 47H91V46H90ZM102 47H104V46H102ZM102 47H101V50H102ZM107 47H108V46H107ZM107 47H106V48H107ZM124 47H126V46L124 45L123 48H124ZM128 47H129V46H128ZM128 47H126V49H128ZM151 47H152V46H151ZM155 47H156V45H155ZM155 47H154V50H156ZM162 47H163V46H162ZM164 47H165V46H164ZM176 47H177V46H176ZM184 47H186V49L188 48V46H185V43H184ZM190 47H191V46H190ZM194 47H195V45H194ZM216 47H217V46H216ZM225 47H224V48H225ZM76 48H77V47H76ZM82 48H84V47H82ZM82 48H81V49H82ZM99 48H100V47H99ZM142 48H143V47H142ZM165 48H166V47H165ZM170 48H171V47H170ZM170 48H169V49H170ZM174 48H175V47H174ZM174 48H173V50H174ZM214 48H215V47H214ZM217 48H218V47H217ZM245 48H246V47H245ZM260 48H261V47H260ZM262 48H263V46H262ZM88 49L91 51V48H88ZM113 49H114V48H113ZM118 49H119V48H118ZM118 49H116V50L114 49L117 53L120 52V54H121V55H119L118 60H119V59H123V60H124V58H122V56H123V55H127V54H128L127 51H126V50H122V47H121V50L117 51ZM146 49H147V48H146ZM160 49H163V48H160ZM171 49H172V48H171ZM180 49H181V48H180ZM191 49H192V48H191ZM191 49H189V50H191ZM238 49H239V48H238ZM251 49H253V47H251ZM251 49H250L249 51H251ZM101 50L98 49L97 51H98V52H101ZM108 50H109V49H108ZM108 50H107V51H108ZM110 50H111V49H110ZM130 50L132 51V48H130ZM135 50H136V49H135ZM135 50H133V51H135ZM150 50H151V49H150ZM152 50H153V49H152ZM173 50H172V56H173V54H174V53H173ZM183 50H185V49H183ZM217 50L219 51L220 48L217 49ZM228 50H230V49H228ZM254 50H255V52L257 51L256 49H254ZM258 50H259V48H258ZM263 50H264V49H263ZM73 51H74V50H73ZM75 51H76V50H75ZM97 51H96V53H97ZM102 51H103V50H102ZM107 51H106V52H107ZM111 51H112V50H111ZM139 51H141V50H139ZM143 51H144V50H143ZM148 51H149V49H148ZM160 51H161V50H160ZM170 51H171V50H170ZM175 51H176V50H175ZM185 51H186V50H185ZM194 51H196V50L193 49V52H194ZM237 51H239V50H237ZM247 51H248V50H247ZM79 52H81V51L79 50ZM84 52H85V51L83 50V53H84ZM86 52H87V51H86ZM94 52H95V49H94ZM103 52H104V51H103ZM128 52H129V50H128ZM137 52H138V51H137ZM163 52H164V50H163ZM167 52H168V50H167ZM176 52H177V51H176ZM176 52H175V53H176ZM181 52H182V51H181ZM191 52H192V50H191ZM193 52H192V53H193ZM201 52H202V51H201ZM233 52H234V51H233ZM233 52H232V53H233ZM235 52H236V51H235ZM251 52H252V51H251ZM257 52L259 53V52H262V51L259 50V51H257ZM74 53H75V52H74ZM88 53H89V52H88ZM92 53H93V51H92ZM101 53H102V52H101ZM133 53H134V52H133ZM139 53H140V52H139ZM150 53H151V52H150ZM186 53H187V52H186ZM197 53H198V51H197ZM216 53H217V51H216ZM229 53H231V51H229ZM236 53H237V52H236ZM114 54H115V53H114ZM118 54H119V53H118ZM155 54H156V53H155ZM158 54H159V53H158ZM162 54H163V53H162ZM183 54H184V52L182 53V55H183ZM246 54H247V53H246ZM248 54H249V53H248ZM259 54H261V53H259ZM259 54H257L258 57H259ZM263 54H264V53H263ZM263 54H262V55H263ZM82 55H83V54H82ZM94 55H95V54H94ZM96 55H97V54H96ZM106 55H107V54H106ZM129 55H130V54H129ZM165 55L167 56L166 53H165ZM176 55H177V54H176ZM179 55H180V53H179ZM182 55H181V57H182ZM198 55H199V54H198ZM204 55H205V54H204ZM220 55L222 56L223 54H220ZM240 55H241V54H240ZM243 55H244V54H243ZM252 55H254V54H252ZM255 55H256V54H255ZM257 55H256V56H257ZM98 56H99V55H98ZM110 56L112 57V56H114V55H110ZM161 56H162V55H161ZM166 56H165V57H166ZM186 56H187V55H186ZM193 56H195V54H194ZM196 56H197V55H196ZM196 56H195V57H196ZM226 56H227V55H226ZM236 56H237V55H236ZM247 56L250 57V55H247ZM260 56H261V55H260ZM263 56H264V55H263ZM76 57H77V56H76ZM76 57H75V58H76ZM78 57H79V56H78ZM78 57H77V58H78ZM85 57H86V55H85ZM106 57H107V56H106ZM114 57H115V56H114ZM126 57H127V56H126ZM151 57H152V56H151ZM151 57H150V58H151ZM211 57H212V56H211ZM215 57H218V56H215ZM215 57H214V58H215ZM224 57H225V55H224ZM228 57H229V56H228ZM239 57H240V56H239ZM254 57H255V56H254ZM75 58H74V59H75ZM80 58H81V57H80ZM86 58H87V57H86ZM108 58H109V56H108ZM112 58H113V57H112ZM155 58H156V56H155ZM176 58H177V57H176ZM191 58H192V57H191ZM197 58H200V56H198ZM197 58H196V59H197ZM201 58H202V57H201ZM204 58H205V57H204ZM212 58H213V57H212ZM231 58H233V57L230 56V58H228L227 60H229V59H231ZM236 58L238 59V57H236ZM247 58H248V57H247ZM95 59H96V57H95ZM113 59H114V58H113ZM153 59H154V57H153ZM187 59H188V58L186 57V61H187ZM196 59H195V60H196ZM205 59H206V58H205ZM205 59H204V61H205ZM207 59H208V57H207ZM207 59H206V60H207ZM217 59H218V58H217ZM220 59H221V58H220ZM225 59H226V58H225ZM239 59H240V58H239ZM243 59H244V61L246 60L245 58H243ZM262 59H263V58H262ZM88 60H94V59H92V58L90 57ZM149 60H150V59H149ZM159 60H160V59H159ZM165 60H167V58H166ZM176 60H178V58H177ZM184 60H185V58H184ZM188 60H190V59H188ZM211 60H212V59H208V61H211ZM215 60H216V59H215ZM227 60H226V61H227ZM241 60H242V59H241ZM249 60H250V59H249ZM249 60H248V62H249ZM252 60H254V59L252 58ZM252 60L250 61L251 63H252ZM260 60H261V59H260ZM94 61H95V60H94ZM108 61H109V60H108ZM108 61H107V62H108ZM111 61H112V59H111ZM121 61H122V60H121ZM163 61H164V60H163ZM213 61H214V60H213ZM220 61H221V60H220ZM246 61H247V60H246ZM256 61H257V60H256ZM263 61H264V59H263ZM38 62H39V61H38ZM74 62H75V61H74ZM115 62H116V61H115ZM119 62H120V61H119ZM124 62H125V61H124ZM132 62H133V61H132ZM168 62H169V61H168ZM195 62H196V61H195ZM197 62H198V61H197ZM199 62H200V61H199ZM215 62H216V61H215ZM229 62H231L230 64H232V60L229 61ZM229 62H228L227 64H229ZM236 62H237L238 64H240V62H238V61H236ZM261 62H262V61H261ZM261 62H260V63H261ZM36 63H37V62H36ZM75 63H76V62H75ZM79 63H80V62H79ZM81 63H83V62H81ZM89 63H91V62H89ZM121 63H122V62H121ZM125 63H126V62H125ZM130 63H131V62H130ZM149 63H150V62H149ZM157 63H158V62H157ZM163 63H165V62H163ZM176 63H177V62H176ZM181 63H183V62H181ZM184 63L186 64V62H184ZM184 63H183V64H184ZM193 63H194V61H193ZM193 63H192V64H193ZM202 63H204V62H202ZM208 63H209V62H208ZM242 63H243V62H242ZM251 63H249V64H251ZM255 63H256V62H255ZM97 64H98V63H97ZM97 64H96V65H97ZM106 64H107V63H106ZM113 64H114V63H113ZM136 64H137V63H136ZM140 64H141V61H140ZM147 64H148V63H147ZM152 64H153V62H152ZM173 64H175V62H174ZM187 64H188V63H187ZM187 64H186V65H187ZM195 64H197V63H195ZM195 64H193V65L195 66ZM210 64H211V63H210ZM220 64H221V63H220ZM220 64H219V62H218L217 65L219 66ZM225 64H226V63H225ZM225 64H224V65H225ZM230 64H229V66H230ZM233 64H236L235 61H234ZM238 64H237V65H238ZM252 64H253V63H252ZM261 64H262V63H261ZM34 65H35V64H34ZM41 65H42V64H41ZM79 65H80V64H78V66H79ZM83 65H84V64H83ZM86 65H87V64H86ZM91 65H92V63H91ZM108 65H109V64H108ZM148 65H149V64H148ZM153 65H154V64H153ZM155 65H156V64H155ZM161 65H162V64H161ZM161 65H157V67H158V66L160 67ZM188 65H189V64H188ZM202 65H203V64H202ZM206 65H207V64H206ZM263 65H264V63H263ZM135 66H136V65H135ZM141 66H143V65H141ZM141 66H140V67H141ZM166 66H167V65H166ZM168 66H169V64H168ZM168 66H167L166 68H168ZM171 66H172V64H171ZM171 66H170V67H171ZM176 66H177V65H176ZM180 66H181V65H180ZM184 66H185V65H184ZM198 66H199V65H198ZM210 66H211V65H210ZM231 66H232V65H231ZM34 67H35V66H34ZM42 67H43V66H42ZM46 67H47V66H46ZM49 67H50V66H49ZM79 67H80V66H79ZM92 67H93V66H92ZM94 67H95V66H94ZM100 67H101V66H100ZM107 67H108V66H107ZM110 67H111V66H110ZM119 67H120V66H118V69H119ZM125 67H126V66H125ZM125 67H124V68H125ZM172 67H173V66H172ZM195 67H196V66H195ZM200 67H201V66H200ZM205 67H206V66H205ZM207 67H208V66H207ZM225 67L229 68L227 65H226ZM244 67H245V65H241V66H239V67H234V69H232V70H231V68H230L231 71L228 72V73L226 74L227 77H228V78H232V77L236 76L237 74H239L240 72H243L242 70L244 69ZM248 67H249V66H248ZM248 67L246 66L245 68H248ZM261 67H262V66H261ZM47 68H48V67H47ZM88 68H89V67H88ZM137 68H138V67H137ZM153 68H154V67H153ZM162 68H163V67H162ZM166 68H165V69H166ZM185 68H186V67H185ZM203 68H204V67H203ZM209 68H210V67H209ZM211 68H212V67H211ZM211 68H210L209 70H211ZM219 68H220V67H219ZM249 68H250V67H249ZM249 68H248V69H249ZM252 68H253V67H252ZM78 69H79V68H78ZM92 69H93V68H92ZM95 69H97V68H95ZM106 69H107V70H106V71L104 70V71H105V72L108 71V73H110V72H109L110 69H109V68H106ZM108 69H109V70H108ZM142 69H143V68H142ZM142 69H141V70H142ZM145 69L147 70V67H145ZM160 69H161V68H160ZM171 69H174V68H171ZM176 69H177V68H176ZM180 69H181V67H180ZM196 69H198V68H196ZM200 69H201V68H200ZM50 70H51V69H50ZM74 70H75V69H74ZM88 70H89V69H88ZM116 70H117V69H116ZM124 70H125V69H124ZM151 70H152V68H151ZM153 70H154V69H153ZM155 70L157 71V69H155ZM158 70H159V69H158ZM161 70H162V69H161ZM161 70H160V71H161ZM168 70H169V69H168ZM184 70H185V69H184ZM186 70H187V69H186ZM186 70H185V71H186ZM188 70H189V69H188ZM190 70H191V69H190ZM193 70H194V67H193ZM193 70H192V71H193ZM201 70H202V69H201ZM209 70H208V71H209ZM244 70H246V69H244ZM250 70H251V69H250ZM260 70H261V72H262V68H261ZM260 70H259V71H260ZM37 71H38V69H37ZM90 71H91V70H90ZM97 71H98V69L96 70V72H97ZM133 71H134V70H133ZM138 71H139V70H138ZM162 71H163V70H162ZM166 71H167V70H166ZM171 71H174V70H171ZM213 71H214V72H213ZM213 71H212V73H219V72H215L216 70H214V69H213ZM217 71H218V70H217ZM219 71H220V70H219ZM247 71H248V70H247ZM263 71H264V68H263ZM34 72H35V70H34ZM70 72H71V71H70ZM78 72H79V71H78ZM92 72H93V71H92ZM111 72H112V71H111ZM116 72H117V71H116ZM158 72H159V71H158ZM176 72H177V70H176L174 73H176ZM222 72H223V71H221V75H222ZM245 72H246V71H245ZM31 73H32V72H31ZM75 73H77L76 70H75ZM81 73H82V72H81ZM84 73H85V72H84ZM86 73H87V72H86ZM113 73H114V72H113ZM134 73H135V72H134ZM144 73H145V72H144ZM148 73H149V72H148ZM159 73H161V72H159ZM225 73H226V71H225ZM33 74H34V73H33ZM48 74H50V73L48 72ZM71 74H72V73H71ZM79 74H80V73H79ZM105 74H106V73H105ZM128 74H129V73H128ZM135 74H136V73H135ZM201 74H202V73H201ZM245 74H246V73H245ZM248 74H249V73H247L246 75H248ZM259 74H260V73H259ZM50 75H51V74H50ZM53 75H54V73H53ZM76 75H77V74H76ZM76 75H74V76L77 78ZM84 75H85V74H84ZM107 75H108V74H107ZM123 75H124V73H123ZM130 75H131V74H130ZM155 75H157V74H153L152 76H147V77L145 76V77H146V78H145V82H142V81H141V83H140V82L138 81L139 84H138V82H137V86H138V88L140 87V89H138V90H142V88H147V89L149 90V91L147 90V91H148V94H154V96H153V97H154L153 102H152V104L150 103L151 106H150V105H149V106L147 105V106H148L147 108H145V107H141V108H143V109L140 110V109H138L139 107L137 108V106H135V107H134V106H131L132 104L130 105L131 101H129V100H128V101L130 102L129 104L124 103V102H126V101H124L125 99L123 100L124 102L122 101V103H124V104H122V103H119V102H121L120 100L118 101V99H116L117 102H118V104H116V102H114V103H115L114 105H112V106H110V107H108V108H106V109H103V110H105V111H103V113H102V114H99V115H96L95 112H93V113H88L87 110L83 107V109H85L86 112H87V113H85V114L83 113V114H84V116H83V121L91 120V122H92L93 124H94V123L99 124L98 122H99L100 120H101V121H103V120H107L106 122H104L105 125H112V124H114V123H117V122L120 121V120H125V119H127V120H129L130 122H132V123H130L129 125H126V126H125L126 129H131V128L133 129V128H136V127H142V126H146V129H147V127H158L159 125H161V124H159V123L156 121V118H155L154 115H156V117H157V116H159V117H160V116H163V117H164V116H167V117L162 118V120H163V119H165V118H168L169 115L172 114V113L169 111L170 109L167 110L168 106H170V105L175 106L174 109H175L176 112H178L177 114H179L180 111H185V114H183L182 116H184V117H186V118H187V117L191 118V117L193 116V118H191V119H195V120H196V119H198L197 116H199V113H200V112H201L202 114H204L202 111H200L199 113H197V111H195V110L191 111L190 108L193 107V106H188V105H186V104H184V103L182 102L183 97L186 95L185 92H190V91L192 90L191 87H193V86L182 85V86H179V87H173V86H171V81H170L171 79H170V77H171V76H176V75H171V74L166 73V72L163 73V74L161 73V75H159V76H155ZM186 75H187V74H186ZM191 75H192V74H191ZM191 75H190V77H192ZM211 75H212V74H211ZM241 75H242V79H243V74H241ZM260 75H262V74H260ZM27 76H28V75H27ZM99 76H100V75H99ZM141 76H142V75H141ZM181 76H182V75H181ZM200 76H201V75H200ZM202 76H204V75L202 74ZM202 76H201V79L203 78ZM218 76L221 78L220 75H218ZM224 76H225V75H224ZM253 76H254V75H253ZM91 77H92V76H91ZM93 77H94V76H93ZM185 77H186V76L184 75V78H185ZM188 77H189V76H188ZM196 77H197V76H196ZM196 77H194V78H196ZM210 77H211V76L206 77V75H205V78H204V80H203V83L208 84V86L205 88V91H206V89H207V91H210V90L212 89L211 87L215 84V81H214L213 84H210V81H212V79H211ZM260 77H261V76H260ZM5 78H6V77H5ZM49 78H50V77H49ZM55 78H56V77H55ZM60 78H61V77H60ZM60 78H58V79H60ZM65 78H66V77H65ZM85 78H86V77H85ZM94 78L96 79V76H95ZM120 78H121V77H120ZM173 78H174V77H173ZM179 78H180V77H179ZM182 78H183V77H182ZM186 78H187V77H186ZM199 78H200V77H199ZM199 78H198V79H199ZM224 78H226V77H223V79H224ZM246 78H247V77H246ZM246 78H245V79H246ZM9 79H10V77H9ZM12 79H13V77H12ZM12 79H11V80H12ZM16 79H17V78H16ZM43 79H46V77H44ZM90 79H91V78H90ZM90 79H89V80H90ZM180 79H181V78H180ZM191 79H192V78H191ZM196 79H197V78H196ZM196 79H195V80H196ZM240 79H241V78H240ZM240 79H238V80L240 81ZM32 80H33V79H32ZM40 80H41V79H40ZM40 80H39V81H40ZM51 80L53 81V79H51ZM62 80H63V79H62ZM70 80H71V79H70ZM75 80H76V79H75ZM80 80H81V79H80ZM82 80H83V79H82ZM82 80H81V81H82ZM99 80H100V82H101V79H99ZM103 80H104V79H103ZM125 80H126V79H125ZM177 80H178V79H176V84H177ZM181 80H182V79H181ZM187 80H189V79H187ZM213 80H216V78H214ZM219 80H220V79H219ZM238 80H237V81H238ZM29 81H30V80H29ZM34 81H35V79H34ZM47 81H48V80H47ZM52 81H51V82H52ZM54 81H55V80H54ZM60 81H61V80H60ZM60 81H59V82H60ZM63 81H66V80H63ZM81 81H80V83H81ZM92 81H94V80H92ZM95 81H97V79H96ZM105 81H106V80H105ZM110 81H111V80H110ZM110 81H109V82H110ZM172 81H173L174 84H175V81H174V80H172ZM197 81H198V80H197ZM197 81H196V82H197ZM217 81H218V80H217ZM239 81H238V82H239ZM246 81H247V80H246ZM259 81H260V78H259ZM261 81H263V80H261ZM0 82H1V78H0ZM8 82H9V81H8ZM22 82H23V81H22ZM22 82H21V83H22ZM31 82H32V81H31ZM56 82H57V80H56ZM77 82H78V81H77ZM88 82H89V81H88ZM88 82H86V83H88ZM90 82H91V81H90ZM123 82H125V81H121V82H120V85H121ZM186 82H187V81H186ZM191 82H192V80H191ZM193 82H194V79H193ZM200 82H201V80H200ZM200 82H199V83H200ZM226 82H229V81L227 80ZM231 82H233L234 84H237L236 81H235V82H234V81H231ZM244 82H245V81H243V83H244ZM15 83H16V82H15ZM23 83H24V82H23ZM23 83H22L21 85H23ZM29 83H30V82H29ZM49 83H50V81H49ZM64 83H65V82H64ZM72 83H73V81H72ZM80 83H79V84H80ZM83 83H84V82H83ZM97 83H99V82H97ZM104 83H105V82H104ZM106 83H107V82H106ZM132 83H133V82H132ZM181 83H182V82H181ZM183 83H184V82H183ZM183 83H182V84H183ZM216 83H218V82H216ZM243 83H240V82H239L238 84H240V86H241V85H245V84H243ZM247 83H248V82H247ZM2 84H3V83H2ZM37 84H38V82H37ZM37 84H35V86H37ZM44 84H45V83H44ZM51 84H52V83H51ZM59 84H60V83H59ZM61 84L63 85V83H61ZM69 84H70V83H69ZM73 84H75V82H74ZM89 84H90V83H89ZM100 84H101V83H100ZM109 84H110V83H109ZM111 84H112V83H111ZM184 84H185V83H184ZM191 84H192V83H191ZM194 84H195V82H194ZM262 84H264V82H262ZM3 85H4V84H3ZM28 85H29V84H28ZM42 85H43V84H42ZM48 85H49V84H48ZM52 85H53V84H52ZM62 85H61V86H62ZM66 85H68V84L66 83ZM178 85H179V84H178ZM221 85H222V84H221ZM230 85H231V84H230ZM30 86H31V84H30ZM30 86H29V91H30V93H32V95H33V92H31V90H30ZM40 86H41V85H40ZM49 86H50V85H49ZM54 86H55V88H56L55 83H54ZM75 86H76V85H74L73 87H75ZM80 86H81V85H80ZM82 86H83V85H82ZM86 86H87V85H86ZM113 86H114V85H113ZM137 86H135V87H137ZM175 86H176V85H175ZM223 86H224V85H223ZM225 86H227V83L225 84ZM225 86L222 87V88H225ZM231 86H232V85H231ZM231 86H230V87H231ZM234 86H236V85H234ZM234 86H233V87H234ZM257 86H260V85H257ZM5 87H6V86H5ZM19 87H20V86H19ZM51 87H52V86H51ZM57 87H58V86H57ZM65 87H66V86H65ZM73 87H72V88H73ZM106 87H107V86H106ZM108 87H109V86H108ZM219 87H220V86H219ZM244 87H245V86H244ZM250 87H252V86H250ZM261 87H262V86H261ZM261 87H260V92H259V94L262 92V88H261ZM263 87H264V85H263ZM9 88H10V86H9ZM21 88H22V87H21ZM24 88H25V87L23 86V89H24ZM27 88H28V87H27ZM32 88L34 89V87H32ZM41 88H43V87H41ZM41 88H40V90H41ZM55 88H54V90H53L54 92H55ZM59 88H60V87H59ZM59 88H58V91L60 90ZM68 88H69V85H68ZM75 88H76V87H75ZM89 88H90V86H89ZM100 88H102V87H100ZM111 88H112V87H110V89H111ZM220 88H221V87H220ZM222 88H221V89H222ZM227 88H229V87H227ZM247 88H248V87H247ZM17 89H18V88H17ZM48 89H49V87H48ZM61 89H62V88H61ZM121 89H122L121 86H119V91H120V93H121L122 95L125 94L126 96H127V94H128L129 92L132 91V90H131L132 87H129V86H126L125 89H124L123 91H122ZM217 89H219L218 86H217ZM231 89H232V88H231ZM231 89H230V90H231ZM236 89H237V88H236ZM238 89H239V87H238ZM238 89H237V90H238ZM242 89L245 90L244 88H242ZM4 90H5V89H4ZM45 90H46V94H47V96H48V94H49V93H47L48 90H47V89H44V91H45ZM64 90H67V89H64ZM71 90H72V89H71ZM76 90H77V89H76ZM138 90H137V91H138ZM195 90H196V89H195ZM199 90H200V89H199ZM201 90H202V88H201ZM215 90H216V88H215ZM215 90H214V91H215ZM230 90H228V91H230ZM237 90H236V92H235L236 94H237ZM248 90H249V89H248ZM8 91H9V90H8ZM11 91H14V90H11ZM21 91H22V90H21ZM27 91H28V90H27ZM27 91H26V92H27ZM29 91H28V92H29ZM33 91H34V90H33ZM35 91L38 92L37 90H35ZM35 91H34V92H35ZM53 91H51V93H52ZM58 91H57V89H56V93H53V94L58 95L57 97L59 98L60 93H57ZM60 91H61V90H60ZM69 91H70V88H69ZM73 91H75V89H74ZM106 91H107V90H106ZM155 91H159V92L154 93ZM197 91H198V90H197ZM218 91H219V90H218ZM224 91H225V90H224ZM231 91H233V90H231ZM231 91H230V92H231ZM245 91H246V90H245ZM249 91H252V90H249ZM263 91H264V88H263ZM6 92H7V91H6ZM26 92L23 91L24 94H25ZM98 92H99V91H98ZM195 92H196V91H195ZM195 92H194V95H195ZM200 92H201V91H200ZM210 92H211V91H210ZM238 92H239V90H238ZM255 92H257V94H258V91H255ZM38 93H39V92H38ZM38 93H37V94H34V95H37V96H38ZM61 93H64V91H61ZM70 93H71V92H70ZM72 93H73V92H72ZM141 93H142V92H141ZM197 93H198V92H197ZM207 93H208V92H207ZM207 93H206V94H207ZM218 93H219V92H218ZM262 93H264V92H262ZM28 94H29V93H28ZM46 94H45V95H46ZM53 94H52V95H53ZM67 94H69V93H67ZM67 94H66V95H67ZM105 94H106V93H105ZM111 94H112V93H111ZM130 94H131V93H130ZM146 94H147V93H146ZM184 94H185V95H184ZM200 94H202V93H200ZM203 94L205 95V92H204ZM208 94H209V93H208ZM225 94H226V92H225ZM231 94H232V93H231ZM249 94L252 95V94H254V92H252V94H251V93H248V95H249ZM2 95H3V94H0V102H1V100H3V98H1V97H3ZM22 95H23V94H22ZM22 95H20V97H21ZM25 95H26V94H25ZM108 95H109V94H108ZM133 95H134V93H133ZM135 95H136V94H135ZM138 95H139V94H138ZM191 95H192V94H191ZM211 95H212V93H211ZM232 95L234 96V94H232ZM232 95H231V96H232ZM238 95H240V94L238 93ZM241 95H242V94H241ZM243 95H244V92H243ZM246 95H247V94H245V97H247ZM254 95H256V93H255ZM254 95H253V96H254ZM4 96H5V95H4ZM8 96H9V95H8ZM13 96H14V95H13ZM29 96H31V95L29 94ZM50 96H51V94H50L48 97L50 98ZM63 96H64V95H63ZM67 96H68V95H67ZM69 96H70V95H69ZM69 96H68V97H69ZM116 96H117V95H116ZM148 96H149V95H148ZM148 96H147V97H148ZM198 96H199V94H198ZM256 96H258V95H256ZM263 96H264V94H263ZM17 97H18V96H17ZM31 97H32V100H33V96H31ZM35 97H36V96H35ZM38 97H39V96H38ZM38 97H37V99H38ZM60 97H61V96H60ZM65 97H66V96H65ZM65 97H63V98L65 99ZM70 97H71V96H70ZM72 97H73V96H72ZM108 97H109V96H108ZM185 97H186V96H185ZM189 97H190V95H189ZM207 97H209V96H207ZM207 97H206V99H207ZM236 97H238V96H236ZM14 98H15V97H14ZM25 98H26V100H27V95H26ZM28 98H29V97H28ZM46 98H47V97H46ZM55 98H56V96H55ZM55 98H54V99H55ZM128 98H129V97H128ZM194 98H195V97H194ZM218 98H219V97H218ZM221 98L223 99V95H222ZM229 98H230V97H229ZM248 98H249V97H248ZM254 98H255V97H254ZM262 98H263V97H262ZM7 99H8V98H7ZM44 99H45V98H44ZM44 99H43V97H42L41 100H44ZM69 99H70V98H69ZM119 99H120V98H119ZM192 99H193V98H192ZM211 99H212V98L208 99L209 102H210ZM235 99H236V98H235ZM244 99H245V98H244ZM29 100H30V98H29ZM39 100H40V99H39ZM51 100H52V99H51ZM57 100H58V99H57ZM61 100H62V99H61ZM65 100H66V103H67L68 99L66 98ZM65 100H64V101H65ZM84 100L89 101L88 104H90V103L92 104V102H94V103H93V106L91 107V109H92V108L95 109V106H97V105H95V102H100V101L102 102L103 99L101 100L100 95L97 94V93H89V94H87L86 96H84ZM130 100H131V99H130ZM134 100H135V99H134ZM141 100H142V99H141ZM213 100L215 101L214 98H213ZM218 100H219V99H218ZM218 100H217V102H219ZM223 100H224V99H223ZM223 100H222V101H223ZM238 100H239V99H238ZM260 100H261V99H260ZM260 100H259V101H260ZM15 101H16V98H15ZM20 101H21V100H20ZM23 101H24V100H23ZM27 101H28V100H27ZM37 101H38V100H37ZM48 101H49V100H48ZM48 101H47V102H48ZM58 101L60 102V99H59ZM64 101H63L62 104H64ZM79 101H80V100H79ZM90 101H91V102H90ZM132 101H133V100H132ZM211 101H212V100H211ZM240 101H241V100H240ZM3 102H4V100H3ZM16 102H17V101H16ZM18 102H19V100H18ZM24 102H25V101H24ZM30 102H32V101L30 100ZM34 102H35V101H34ZM44 102H45V101H44ZM70 102H72L71 99H70ZM109 102H110V100H109ZM112 102H113V101H112ZM135 102H136V101H135ZM193 102H195V101H193ZM203 102H207V101L203 100ZM217 102H216V104H217ZM235 102L238 103L239 101H235ZM235 102H233V103H235ZM1 103H2V102H1ZM1 103H0V104H1ZM4 103H6V102H4ZM56 103H57V102H56ZM66 103H65V105H66ZM76 103H77V102L75 101L74 104H76ZM79 103H80V102H79ZM79 103H77V104H79ZM85 103H86V102H85ZM107 103H108V102H107ZM110 103H111V102H110ZM246 103H247V102H246ZM18 104H19V103H18ZM42 104H43V103H42ZM52 104H53V103H52ZM60 104H61V103H60ZM68 104H69V102H68ZM77 104H76V105H77ZM86 104H87V103H86ZM91 104H90V105H91ZM108 104H109V103H108ZM145 104H146V103H145ZM189 104H190V103H189ZM195 104H197V103H195ZM199 104H201V102H200ZM202 104H203V103H202ZM207 104H208V103H207ZM212 104L214 105V103H212ZM221 104L223 105V103H221ZM239 104H241V103L239 102ZM239 104H238V105H239ZM47 105H48V103H47ZM47 105L45 104V107H46ZM82 105L84 106V103H83V102H82L81 106H82ZM94 105H95V106H94ZM193 105H194V104H193ZM222 105H219V104H218V106H220V107H222ZM22 106H23V105H22ZM29 106H30V105H29ZM29 106H28V107H29ZM39 106H40V105H39ZM61 106H63V105H61ZM88 106H89V105H88ZM88 106H87V109L89 108ZM99 106H100V105H99ZM99 106H98V107H99ZM103 106H104V105H103ZM138 106H139V105H138ZM197 106H199V105H197ZM225 106H227V105H225ZM228 106L230 107V105H228ZM232 106H234V105L232 104ZM243 106H244V105H243ZM1 107H2V105H1ZM3 107H4V106H3ZM10 107H11V106H10ZM13 107H14V106H13ZM18 107H19V106H18ZM25 107H26V103H25ZM33 107H34V105H33ZM35 107H37V106H35ZM45 107H44V105H43V108H45ZM63 107H64V106H63ZM63 107H62V108H63ZM65 107H67V105H66ZM69 107H71V106H69ZM74 107L76 108V110L79 108V107H76V106H74ZM105 107H106V106H105ZM185 107H187V109H184ZM261 107L264 108V107H263V101H262V106H261ZM261 107H260V109H262ZM38 108H39V107H38ZM40 108H42V107H40ZM43 108L41 109V111L44 110ZM75 108H74V109H75ZM103 108H104V107H103ZM134 108H137V109L135 110ZM195 108H196V107H195ZM197 108H198V107H197ZM200 108H201V107H200ZM205 108H206V107H205ZM235 108H236V107H235ZM257 108H258V107H257ZM0 109H1V108H0ZM2 109H3V108H2ZM14 109H15V108H14ZM21 109H22V108H21ZM30 109H31V108H30ZM65 109H66V108H65ZM69 109H70V108H69ZM69 109H68V110H69ZM80 109H81V108H80ZM91 109L88 110V111H91ZM94 109H92V110H94ZM191 109H192V108H191ZM215 109H216V107H215ZM215 109H214V110H215ZM223 109H224V107H223ZM5 110H6V109H5ZM5 110H4V111H5ZM71 110H72V107H71ZM196 110H197V109H196ZM198 110H199V108H198ZM200 110H201V109H200ZM205 110H206V109H205ZM220 110H222V109H220ZM220 110H217L216 112H219ZM224 110H225V109H224ZM233 110H234V109H233ZM257 110H258V109H257ZM1 111H2V110H1ZM1 111H0V113H1ZM6 111H7V110H6ZM10 111H11V110H10ZM20 111H21V110H20ZM26 111H27V110H26ZM29 111H30V110H29ZM37 111H38V110H37ZM37 111H36V112H37ZM51 111H52V110H51ZM66 111H67V110H66ZM72 111L75 112V110H72ZM72 111H71V112H72ZM175 111H174V113H176ZM222 111H223V110H222ZM227 111H228V110H227ZM234 111H235V110H234ZM250 111H251V113H252V110H250ZM250 111H249V112H250ZM13 112H15V111H13ZM16 112H17V111H16ZM22 112H23V111H22ZM30 112H31V114H32V111H30ZM36 112H35V113H36ZM39 112H40V111H39ZM43 112H44V111H43ZM43 112H42V113H43ZM53 112H54V110H53ZM55 112H56V111H55ZM55 112H54L53 115H55ZM67 112H68V111H67ZM76 112L78 113V111H76ZM80 112H81V111H80ZM96 112H97V111H96ZM205 112H207V111H205ZM212 112H213V111H212ZM212 112H211V113H212ZM228 112H229V111H228ZM238 112H239V111H238ZM240 112H241V111H240ZM254 112H255V111H254ZM256 112H257V111H256ZM4 113H5V112H3L2 115H3ZM40 113H41V112H40ZM68 113H69V112H68ZM209 113H210V112L208 111L207 115H208ZM236 113H237V111H236ZM236 113H235V114H236ZM246 113H247V112H246ZM31 114H30V115H31ZM36 114H37V113H36ZM58 114H59V113H58ZM58 114L56 113V115H58ZM66 114H67V113H66ZM69 114H70V113H69ZM69 114H68V115H69ZM78 114H79V113H78ZM218 114H219V113H218ZM237 114H239V113H237ZM256 114H257V113H256ZM258 114H259V113H258ZM0 115H1V114H0ZM8 115H9V114H8ZM18 115H19V114H18ZM38 115H40V114L38 113ZM59 115H60V114H59ZM73 115H74V113H73ZM80 115H82V114L80 113L79 116H80ZM180 115H181V114H180ZM210 115H211V114H210ZM247 115H248V114H247ZM251 115H254V116H255V113H254V114H251ZM13 116H14V115H13ZM20 116H21V115H20ZM44 116H45V115H44ZM153 116H154V117H153ZM173 116H174V115H173ZM242 116H243V115H242ZM242 116H241V117H242ZM15 117H16V116H15ZM39 117L41 118L42 115H40ZM53 117H55V116H53ZM56 117H57V116H56ZM56 117H55V119H56ZM70 117H71V116H70ZM75 117H77V116H75ZM170 117H171V116H170ZM207 117H208V116H207ZM212 117H213V116H212ZM219 117H220V116H219ZM231 117H232V116H231ZM233 117H234V116H233ZM233 117H232V118H233ZM248 117H249V116H248ZM12 118H13V117H12ZM42 118H43V117H42ZM67 118H68V117H67ZM79 118H80V117H79ZM107 118H112V119H107ZM160 118H161V117H160ZM202 118H203V115H202ZM208 118H209V117H208ZM221 118L224 119L225 117H221ZM234 118H235V117H234ZM244 118H245V117H244ZM8 119H9V117H8ZM15 119H16V118H15ZM15 119H14V121H16ZM19 119H20V117H19ZM48 119H49V116H48ZM52 119H53V118H52ZM64 119H65V116H64ZM74 119H75V118H74ZM77 119H78V118H77ZM158 119H159V118H158ZM176 119H177V118H175V120H176ZM200 119H201V118H200ZM215 119H216V118H215ZM218 119H219V118H218ZM222 119H221V120H222ZM248 119H249V118H248ZM255 119H256V118H255ZM255 119H254V121H255ZM9 120H10V119H9ZM9 120H8L7 122H5V123H7V125H9V124H8ZM12 120H13V119H12ZM29 120H30V119H29ZM35 120H36V119H35ZM35 120H33V121H35ZM37 120H38V119H37ZM40 120H41V119H40ZM42 120H44V119H42ZM61 120H62V119H61ZM69 120H70V119H69ZM71 120H72V119H71ZM79 120H80V119H79ZM177 120H178V119H177ZM208 120H209V119H208ZM210 120H211V119H210ZM216 120H217V119H216ZM216 120H215V121H216ZM221 120H220V121H221ZM225 120H226V119H225ZM252 120H253V119H252ZM252 120H250V121H252ZM1 121H2V119H1ZM4 121H5V120H4ZM21 121H22V118H21ZM54 121H55V120H54ZM58 121H59V119H58ZM72 121H74V120H72ZM158 121L160 122V119H159ZM230 121H231V120H230ZM239 121H240V119H239ZM239 121H238V122H239ZM254 121H253V123H254ZM257 121H258V120H257ZM11 122H12V121H11ZM25 122H26V121H25ZM27 122H28V121H27ZM43 122H45V121H43ZM52 122H53V120H51V123H52ZM75 122H76V121H75ZM77 122H78V120H77ZM88 122H89V121H88ZM121 122H122V121H121ZM126 122H127V121H126ZM169 122H172V121L169 120ZM176 122H177V121H176ZM188 122H189V121H188ZM235 122H236V121H235ZM30 123H31V121H30ZM49 123H50V122H49ZM60 123H62V122H60ZM60 123H59V124H60ZM85 123H86V122H85ZM141 123H142V124H141ZM186 123H187V122H186ZM189 123H190V122H189ZM189 123H188V124H189ZM195 123H196V122H195ZM197 123H198V122H197ZM255 123H256V122H255ZM1 124H3V121H2ZM31 124H32V123H31ZM34 124H35V122H34ZM37 124H38V123H37ZM40 124H41V123H40ZM46 124H47V122H46ZM46 124H45V125H46ZM54 124H55V123H54ZM71 124H72V122H71ZM79 124H80V123H79ZM102 124H103V123H102ZM172 124H175V123L173 122ZM184 124H185V123H184ZM190 124H192V122H191ZM201 124H202V123H201ZM210 124H211V123H210ZM215 124H216V123H215ZM215 124H214V125H215ZM224 124H225V123H224ZM227 124H228V123H227ZM230 124H231V123H229V125H230ZM258 124H259V122H258ZM3 125H4V124H3ZM5 125H6V124H5ZM7 125H6V126H7ZM11 125H13V124H11ZM15 125H16V124H15ZM20 125H21V124H20ZM20 125L18 126V128L20 127ZM27 125H28V124H27ZM41 125H42V124H41ZM49 125H50V124H49ZM73 125H74V123H73ZM103 125H104V124H103ZM116 125H118V124H116ZM116 125H115V126H116ZM168 125H169V124H168ZM179 125H180V124H179ZM195 125H196V124H195ZM208 125H209V124H208ZM216 125H217V124H216ZM253 125H254V124H253ZM34 126H35V125H34ZM52 126H53V125H52ZM55 126H56V125H55ZM238 126H239V125H238ZM1 127H2V126H1ZM7 127H8V126H7ZM93 127H94V126H93ZM96 127H97V126H96ZM107 127H108V126H107ZM109 127H110V126H109ZM120 127H121V126H120ZM123 127H124V126H123ZM205 127H206V126H205ZM213 127H214V126H213ZM2 128H3V127H2ZM5 128H6V127H5ZM20 128H21V127H20ZM28 128H29V126H28ZM105 128H106V127H105ZM161 128H162V126H161ZM240 128H241V127H240ZM259 128H260V127H259ZM7 129H8V128H7ZM14 129H15V128H14ZM23 129H24V128H23ZM39 129H40V128H39ZM55 129H56V128H55ZM76 129H77V128H76ZM86 129H87V128H86ZM89 129H90V128H89ZM111 129H112V128H111ZM140 129H141V128H140ZM152 129H153V128H152ZM176 129H177V127H176ZM199 129H200V128H199ZM213 129H214V128H213ZM230 129H231V128H230ZM238 129H239V128H237V130H235V131L238 132L239 130H241V129H239V130H238ZM250 129H251V128L247 129V131H249ZM0 130H2V129H0ZM12 130H13V128H12ZM15 130H16V129H15ZM71 130H73V129H71ZM117 130H118V129H117ZM117 130H112V131L109 132L108 129L100 130V129L98 128V129H96V130L92 129V130L87 131V132H86V131H85V132L83 131L82 133H80V132L78 133V132H77V134H75V136H74V132H73V134H72V132H71V131H68V129H67V130H64L65 132H61V131H60V132H54V131H53V132L50 133V134H51V135H59V134H62V133H66L68 136H70V137L73 138L74 140H75L77 137H79L80 140H81V139H82L81 137H83V136H88V135H90V134H97V136H98V137H97L98 141H97V140H96V141H97V142L100 141L99 144H98V147H99V145H102V146L104 145V148L107 149L108 146H109V148L111 147L110 145H108V142L111 141L110 138H111V139H112V137L114 138V135L112 134V132L117 131ZM136 130H137V129H136ZM167 130H168V129H167ZM207 130H209V129L207 128ZM231 130H232V129H231ZM231 130H230V131H231ZM245 130H246V129H245ZM245 130H244V131H245ZM260 130H261V129H260ZM262 130H264V128H263ZM262 130H261V131H262ZM10 131H11V130H10ZM16 131H17V130H16ZM16 131H15V133H16ZM33 131H34V130H33ZM138 131H139V130H138ZM140 131H141V130H140ZM140 131H139V132H140ZM142 131H143V129H142ZM142 131H141V133H142ZM154 131L156 132V130H154ZM160 131H162V130H160ZM172 131H174V130H172ZM196 131H200V130H197V129H196ZM196 131H195V132H196ZM203 131H204V130H203ZM205 131H206V130H205ZM215 131H216V130H215ZM220 131L222 132V130H220ZM230 131H229V133H230ZM235 131H234V132H235ZM0 132H1V131H0ZM3 132H4V131H3ZM8 132H9V131H8ZM11 132H12V131H11ZM28 132H29V131H28ZM39 132H40V131H39ZM129 132H131V131H129ZM129 132H128V133H129ZM135 132L137 133V131H135ZM147 132H148V131H147ZM163 132H165V131H163ZM167 132H169V131H167ZM170 132H171V131H170ZM170 132H169V133H170ZM208 132H209V131H208ZM212 132H213V131H212ZM212 132H211V134H212ZM258 132H259V131H257V133H258ZM121 133H122V132H121ZM150 133H151V132H150ZM152 133H153V131H152ZM161 133H162V132H161ZM172 133H173V132H172ZM181 133H182V132H181ZM198 133H199V132H198ZM206 133H207V131H206ZM231 133H232V132H231ZM245 133H246V132H245ZM254 133H255V132H254ZM8 134H9V133H8ZM23 134H24V133H23ZM27 134H28V133H27ZM33 134H34V133H33ZM123 134H124V133H123ZM130 134H133V132L130 133ZM144 134H145V136H146V133H144ZM157 134H158V132H157ZM208 134H209V133H208ZM217 134H218V133H217ZM221 134H222V133H221ZM225 134H226V133H225ZM241 134H243V131L241 132ZM249 134H250V132H249L247 135L250 136ZM3 135H6V134H3ZM28 135H29V134H28ZM112 135H113V136H112ZM127 135H128V134H127ZM136 135L140 136V133H139V134H136ZM141 135H143V133H142ZM147 135H148V133H147ZM150 135H153V134H150ZM181 135H182V134H181ZM215 135H216V134H215ZM218 135H219V134H218ZM218 135H217V136H218ZM223 135H224V134H222V136H223ZM232 135H233V134H232ZM232 135L230 134L229 136L233 137ZM237 135H238V133H237ZM251 135H253V136H260V134H258V135H254L253 133H252ZM262 135L264 136L263 133H262ZM12 136H13V132H12ZM118 136H120V133H119ZM143 136H144V135H143ZM182 136H183V135H182ZM200 136H201V135H200ZM206 136H207V135H206ZM241 136H242V135H241ZM241 136H238V137L240 138ZM248 136H247V137H248ZM1 137H2V135H1ZM1 137H0V138H1ZM6 137H7V136H6ZM8 137H9V136H8ZM8 137H7V138H8ZM18 137H19V136H18ZM18 137H17V138H18ZM21 137H22V136H21ZM23 137H24V135H23ZM25 137H26V136H25ZM25 137H24V138H25ZM52 137H53V136H52ZM58 137H59V136H58ZM124 137H125V135H124ZM130 137H131V136H130ZM140 137L142 138V136H140ZM154 137H155V136H154ZM179 137H180V136H179ZM211 137H212V136H211ZM211 137H210V139H212L214 136H213L212 138H211ZM215 137H216V136H215ZM220 137H221V136H220ZM238 137H237V138H238ZM245 137H246V136H245ZM247 137H246V138H247ZM250 137L252 138V136H250ZM250 137H249V138H250ZM13 138H14V137H13ZM13 138H12V140H13ZM49 138H50V137H49ZM66 138H67V137H66ZM66 138H65V141H66ZM85 138H86V137H85ZM88 138H89V136H88ZM94 138H95V137H93V140H94ZM120 138H121V136H120ZM152 138H153V136H152ZM176 138H178V137H176ZM227 138L229 139L228 135H227ZM249 138H247V139H248V140H247V141H248V145H250V143H251V142L249 143ZM255 138H261V137H255ZM262 138L264 139V137H262ZM3 139H5V137H3ZM22 139H23V138H21V140H22ZM30 139H31L30 142H32V138H30ZM42 139H43V138H42ZM51 139H52V138H51ZM67 139H68V138H67ZM89 139H90V138H89ZM124 139H125V138H124ZM132 139H133V138H132ZM136 139H137V137L135 138V141H136ZM197 139H198V137H197ZM197 139H196V141H197ZM210 139H209V140H210ZM228 139H227V140H228ZM231 139L233 140V139H235V137H233V138H231ZM242 139H243V138H242ZM6 140H7V139H6ZM70 140H71V139H70ZM70 140H69V141H70ZM115 140H117V139H115ZM138 140H139V138L137 139V141H138ZM217 140H218V139H217ZM219 140H220V138H219ZM225 140H226V139H225ZM238 140H240V139H236V140H234V141H237V142H238ZM252 140H253V138L251 139V141H252ZM256 140H259V139H256ZM0 141H1V139H0ZM3 141H4V140H3ZM8 141H9V140H8ZM10 141H11V140H10ZM34 141H35V140H34ZM39 141H41V140H39ZM43 141H44V140H43ZM65 141H64V142H65ZM72 141H73V140H72ZM77 141H78V140H77ZM81 141H82V140H81ZM84 141H85V140H84ZM84 141H83V142H84ZM89 141H90V140H89ZM89 141H88V142H89ZM112 141H113V140H112ZM119 141H120V140H119ZM125 141H126V140H125ZM125 141H124V142H125ZM128 141H129V140H128ZM131 141H132V140H131ZM135 141H134V142H135ZM223 141H224V140H223ZM243 141H244V140H243ZM261 141H263V140H261ZM16 142H17V140H16ZM16 142H15V143H16ZM18 142H19V141H18ZM18 142H17V143H18ZM45 142H46V140H45ZM47 142H48V141H47ZM58 142H59V140H58ZM58 142H57V143H58ZM64 142H63V143H64ZM74 142H75V141H74ZM90 142H91V141H90ZM97 142H96V144H97ZM129 142H130V141H129ZM129 142H128V143H129ZM224 142H225V141H224ZM227 142H228V141H227ZM231 142H232V141H231ZM2 143H3V142H2ZM2 143L0 142L1 145H2ZM9 143H10V142H9ZM22 143H24V140H23ZM32 143H33V142H32ZM67 143H68V141H66V144H67ZM69 143H70V145H69ZM69 143H68V147H67L66 149H68L69 146H71V144H72L71 141H70ZM75 143H76V142H75ZM78 143H79V142H78ZM93 143H94V141H93ZM113 143H115V142H113ZM117 143H118V142H116V144H117ZM120 143H121V142H120ZM130 143H131V142H130ZM210 143H211V142H210ZM217 143H218V142L216 141L215 144L217 145ZM220 143H222L221 140H220ZM228 143H230V141H229ZM238 143H239V142H238ZM243 143H245V141H244ZM259 143H260V142H259ZM263 143H264V142H263ZM20 144H21V143H20ZM20 144H19V145H20ZM46 144H47V143H46ZM82 144H83V143H82ZM86 144H87V146L89 145L87 142H86ZM96 144H94V145H96ZM109 144H110V143H109ZM116 144H115V146H116ZM215 144H211V146H209V148L212 147V145H215ZM232 144H234V143H232ZM245 144L247 145V143H245ZM11 145H12V144H11ZM23 145H24V144H23ZM26 145H28V144H26ZM30 145H31V143H30ZM33 145H34V143H33ZM36 145H38V144H36V142H35V146H36ZM42 145H44V143H43ZM47 145H48V144H47ZM78 145H79V144H78ZM90 145H91L90 147H93V146H92L93 144H90ZM111 145H112V144H111ZM123 145H124V146H123ZM123 145L120 144V145H118V146H120V147H121V146L126 147L125 144H123ZM132 145H133V144H132ZM132 145H131V146H132ZM134 145H135V144H134ZM218 145H219V144H218ZM226 145H227V144H226ZM6 146H7V145H6ZM16 146H17V144H16ZM20 146H21V145H20ZM44 146H45V145H44ZM44 146H43V149H45ZM48 146H49V145H48ZM63 146H64V145H63ZM72 146H73V145H72ZM79 146H81V145H79ZM79 146H78V148H79ZM96 146H97V145H96ZM96 146H95V147H96ZM223 146H224V145L222 144V147H223ZM230 146H231V145H230ZM230 146H227V148H228V147L230 148ZM251 146H252V145H251ZM254 146H256V145H254ZM1 147H2V146H1ZM12 147H13V146H12ZM23 147H24V146H23ZM23 147H22V148H23ZM26 147H27V146H26ZM26 147H24V148H26ZM32 147H34V146H32ZM36 147H37V146H36ZM36 147H35V149H36ZM81 147H82V146H81ZM120 147H119V148H120ZM123 147H122V148H123ZM132 147L134 148V146H132ZM195 147H196V146H195ZM195 147H194V148H195ZM198 147H200V146H198ZM248 147H250V146H248ZM263 147H264V145H263ZM263 147H262V148H263ZM4 148H5V147H4ZM7 148H9V147H7ZM7 148H6V149H7ZM10 148H11V147H10ZM28 148H29V147H28ZM38 148H39V147H38ZM38 148H37V149H38ZM49 148H50V147H49ZM71 148H72V147H71ZM86 148H87V147H86ZM88 148H89V146H88ZM111 148H112V147H111ZM127 148H130V147H126L125 149L127 150ZM133 148H132V149H133ZM177 148H178V147H177ZM188 148H189V146H188ZM192 148H193V147H192ZM194 148H193V151H194ZM209 148H208V149H209ZM212 148H213V147H212ZM212 148H211V150H212ZM216 148H217V147H216ZM235 148H237V147H235ZM239 148H242V147H239ZM246 148H247V147H246ZM2 149H3V148H2ZM2 149H1V150H2ZM11 149H13V152H15V151H14V149H15L14 147L11 148ZM26 149H27V148H26ZM33 149H34V148H33ZM41 149H42V148H41ZM66 149H64V152L67 151ZM81 149H82V148H81ZM91 149H92V148H91ZM94 149H95V148H94ZM114 149H117V148H114ZM114 149H112V150H111V149H108V152L111 150L112 153H113ZM172 149H173V148H172ZM175 149H176V147H175ZM175 149H173V150H175ZM183 149H184V148H183ZM185 149H186V151H187V147H185ZM185 149H184V150H185ZM190 149H191V148H190ZM251 149H252V148H251ZM263 149H264V148H263ZM16 150H17V149H16ZM22 150H23V149H22ZM22 150H18V151H22ZM24 150H25V149H24ZM28 150H29V149H27V151H26L27 153H28ZM54 150H55V149H54ZM57 150H58V148H57ZM76 150H77V149H76ZM84 150H85V148H84ZM84 150H83V151H84ZM88 150H89V149H88ZM99 150H101V149L99 148ZM120 150H122V149L120 148ZM177 150H178L179 153L181 152V151H179V148H178ZM184 150H183V151H184ZM195 150H197V149H195ZM200 150H201V149H200ZM214 150H215V149H214ZM230 150H231V149H230ZM236 150H238V148H237ZM236 150H235V152H236ZM241 150H242V149H241ZM256 150H257V149H256ZM260 150H261V149H260ZM4 151H5V150H4ZM8 151H9V150H8ZM18 151H16V152H18ZM36 151H37V150H36ZM40 151H41V150H40ZM49 151H50V150H49ZM89 151H90V150H89ZM103 151H104V150H103ZM123 151H124V150H123ZM132 151H133V150H132ZM175 151H176V150H175ZM175 151H174V152H175ZM183 151H182V152H183ZM186 151H185V152H186ZM188 151H189V149H188ZM191 151H192V150H190V152H191ZM193 151H192V153H195V152H193ZM198 151H199V149H198ZM202 151H203V150H202ZM221 151H222V150H221ZM223 151H225V150H223ZM227 151H228V149H227L225 152H227ZM233 151H234V150H233ZM243 151H244V150H243ZM16 152H15V153H16ZM29 152H30V151H29ZM33 152H34V151H33ZM56 152H57V151H56ZM60 152H61V151H60ZM69 152H70V151H69ZM90 152H91V151H90ZM90 152H88V154H89ZM99 152H100V151H99ZM101 152H102V151H101ZM106 152H107V151H106ZM125 152H126V151H125ZM129 152H130V151H129ZM168 152H169V150H168ZM168 152H167V153H168ZM174 152H172V153H170V154H173ZM203 152H204V151H203ZM212 152L214 153V151H212ZM239 152H240V151H239ZM244 152H245V151H244ZM244 152H241L240 155L243 154ZM247 152H248V151H247ZM247 152H245V153L243 154L245 157H246V155H247ZM250 152H251V151H250ZM260 152H261V151H260ZM7 153H8V152H7ZM11 153H12V151H11ZM22 153H23V152H22ZM34 153H35V152H34ZM37 153H38V152H37ZM93 153H94V152H93ZM109 153H110V152H109ZM112 153H111V154H112ZM115 153H116V152H115ZM115 153H114V154H115ZM122 153H123V152H120V154H122ZM127 153H128V151H127ZM127 153H126V155H128ZM131 153H133V152H131ZM175 153H176V152H175ZM175 153H174V154H175ZM200 153H201V152H200ZM222 153H223V152H222ZM229 153H230V152H229ZM253 153H254V152H251V154H253ZM257 153H258V151H257L255 154H257ZM12 154H13V153H12ZM23 154H24V153H23ZM25 154H26V153H25ZM29 154H31V152H30ZM38 154H39V153H38ZM42 154H43V153H42ZM62 154L66 155L65 153H62ZM76 154H77V151H76ZM82 154L86 155L85 153H82ZM88 154H87V155H88ZM91 154H92V152H91ZM91 154H89V157H90ZM98 154H100V153H95V156H96V155L98 156ZM102 154H104V153H102ZM107 154H108V153H107ZM120 154H119V158H120ZM129 154H130V153H129ZM161 154H163V153L161 152ZM170 154H169V156H170ZM174 154H173V155H174ZM180 154H181V153H180ZM185 154H186V153H185ZM185 154H184V157H185ZM202 154L204 155V153H202ZM219 154H220V152H219ZM231 154L233 155V152H231ZM234 154H235V153H234ZM251 154H250V155H251ZM1 155L3 156L4 153L1 154ZM9 155H10V154H9ZM13 155H14V154H13ZM26 155H27V154H26ZM40 155H41V153H40ZM51 155H52V153H51ZM55 155H56V153H55ZM71 155H72V154H71ZM74 155H75V154H74ZM77 155H78V154H77ZM100 155H101V154H100ZM104 155H105V154H104ZM147 155H148V154H147ZM182 155H183V153H182ZM199 155H200L199 157H201V154H199ZM220 155H222V154H220ZM223 155H224V154H223ZM226 155H228V153H226ZM238 155H239V154H238ZM6 156H7V155H6ZM14 156H15V155H14ZM21 156H22L21 154H20V156L17 155V157H19V159H20ZM31 156H32V154H31ZM35 156H36V155H35ZM43 156H44V155H43ZM49 156H50V155H49ZM53 156H54V155H53ZM53 156H52V158H53ZM59 156H60V154H59ZM66 156H67V155H66ZM68 156H70V155L68 154ZM97 156H96V157H97ZM105 156H106V155H105ZM111 156H112V155H111ZM113 156H114V155H113ZM121 156H122V155H121ZM130 156H131V157H132V156L134 157L133 154H132V155L130 154ZM130 156H129V155H128V157L123 156L122 159L125 158V159H127V162H131V160H130ZM151 156H152V155H151ZM151 156H150V157H151ZM158 156L161 157V158H163L162 156H160V153H159ZM210 156H211V155H210ZM210 156H209V159H210ZM215 156H216V155H215ZM229 156H230V155H229ZM234 156H236V154H235ZM256 156H257V155H256ZM258 156H259V155H258ZM10 157H11V155H10ZM24 157H25V155H24ZM28 157H30V156H27L26 158H28ZM32 157H33V156H32ZM41 157H42V155H41ZM41 157H40V158H41ZM71 157H72V156H71ZM75 157H76V155H75ZM77 157H78V156H77ZM79 157H80V153H79ZM87 157H88V156H87ZM87 157H86V158H87ZM101 157H102V155H101ZM146 157H147V156H146ZM153 157H156V155H154ZM153 157H152V158H153ZM159 157H158V159H159ZM164 157H165V156H164ZM176 157H177V155H176ZM176 157H175V159H176ZM184 157H183V159H184ZM187 157H188V156H187ZM216 157H217V156H216ZM225 157H226V156H224V158H225ZM236 157H237V156H236ZM261 157H262V156H261ZM0 158H1V157H0ZM45 158H47V157H45ZM45 158H44V159H45ZM68 158H69V157H68ZM90 158H91V157H90ZM99 158H100V156H99ZM111 158H112V157H111ZM116 158H117V160H118V157H117V156H116ZM135 158H136V157H135ZM147 158H148V157H147ZM147 158H146V159H147ZM152 158H151V159H152ZM161 158H160V159H161ZM180 158H181V157H179L178 159L181 161ZM188 158H189V157H188ZM190 158H191V157H190ZM190 158H189V160H190ZM206 158L208 159L207 156L205 157V159H206ZM213 158H214V157H213ZM220 158H221V157L219 156V159H220ZM237 158H238V157H237ZM258 158H259V157H258ZM258 158H257V159H258ZM262 158H263V157H262ZM4 159H5V156H4ZM7 159H8V158H7ZM7 159H6V160H7ZM22 159H23V158H22ZM22 159H21V162L23 161ZM33 159H36V157H34ZM44 159L42 158L43 161H44ZM54 159H55V158H54ZM64 159L66 160L65 157H64ZM64 159H63V160H64ZM73 159H75V158L73 157ZM73 159H71V160H73ZM80 159H81V157H80ZM92 159H93V158H92ZM94 159H95V158H94ZM94 159H93V160H94ZM104 159H106V158H104ZM104 159H103V161H104ZM107 159H108V156H107ZM114 159H115V158H114ZM128 159H129V161H128ZM142 159H143V157H142ZM142 159H141V160H142ZM149 159H150V158H149ZM173 159H174V158H173ZM173 159H172V160H173ZM175 159H174V160H175ZM183 159H182V160H183ZM191 159H192V158H191ZM205 159H204V160H205ZM207 159H206V160H207ZM225 159H226V161H228V159H230V157L225 158ZM251 159H252V158H251ZM260 159H261V158H260ZM263 159H264V158H263ZM263 159H262V160H263ZM10 160H12V159L10 158ZM15 160L17 161L18 159H15ZM39 160H41V159H39ZM39 160H37V161H39ZM42 160H41V161H42ZM57 160H59V159H57ZM57 160H56V161H57ZM65 160H64V161H65ZM83 160H84V159H82V162H83ZM88 160H89V164H90V159H88ZM95 160H96V159H95ZM97 160H99V159L97 158ZM144 160H145V155H144ZM165 160H167L166 157H165ZM172 160H169V161H172ZM176 160H177V159H176ZM196 160H198V159H196ZM196 160H194V161L196 162ZM204 160L201 159V161H204ZM235 160H236V158H235ZM245 160H246V159H245ZM245 160H244V161H245ZM252 160H253V159H252ZM2 161H3V159H2ZM2 161L0 160V163H1ZM19 161H20V160H18V162H19ZM54 161H55V160H54ZM61 161H62V160H61ZM67 161H69V160L67 159ZM85 161H86V159H85ZM85 161H84V162H85ZM109 161H110V160H109ZM109 161H108V162H109ZM123 161H124V160H123ZM134 161H135V159H134ZM134 161H133V163H135ZM138 161H140V160H138ZM162 161H163V160H162ZM186 161H187V160H186ZM214 161H215V160H214ZM216 161H217V160H216ZM240 161H241V160H240ZM242 161H243V160H242ZM244 161H243V162H244ZM254 161H255V160H254ZM258 161H260V160H257V162H258ZM5 162H6V161H3V163H5ZM10 162H11V161H10ZM26 162H27V161H26ZM32 162H33V161H32ZM32 162H31V163H32ZM35 162H36V161H35ZM39 162H40V161H39ZM46 162H48V161L46 160ZM74 162H77V159L74 160L73 163H74ZM78 162H79V161H78ZM82 162L80 161V164H81ZM94 162H96V161H91V164L94 163ZM106 162H107V161H106ZM111 162H112V159H111L110 163H111ZM121 162H122V161H121ZM127 162H126V163H127ZM142 162H143V160H142ZM147 162H148V160H147ZM149 162H150V160H149ZM151 162H152V160H151ZM155 162H156V161H155ZM167 162H168V161H167ZM172 162H173V161H172ZM192 162H193V160H192ZM198 162H200V160H198ZM212 162H213V161H212ZM232 162H233V161H232ZM237 162H239L238 159H237V161L235 162V164H237ZM246 162H247V160H246ZM255 162H256V161H255ZM263 162H264V160H263ZM3 163H2V164H3ZM11 163H12V162H11ZM23 163H25V162H23ZM31 163H29V164H31ZM87 163H88V162H87ZM100 163H102V160H101ZM116 163H117V161L115 162V164H116ZM119 163H120V161H119ZM145 163H146V162H145ZM163 163H164V161L162 162V166H163ZM175 163H176V162H175ZM183 163H184V162H183ZM183 163H182V164H183ZM193 163H194V162H193ZM218 163H222V162L219 161ZM239 163H240V162H239ZM248 163H249V165L243 167V169H240V168L238 167V170H236V169H231V167H233L234 165H233L232 163H229V161H228V162H226V163L223 164V165H224L223 168H226L227 170L225 171V169H224V171H220V172H221L220 174L226 175V177H227L228 175H230V174H236V176H234V175H233V176H228V177H230L229 181L240 180L241 177H242V179H243V176H244V175H248L247 173L245 174V171H246V170H248V169H256V168H255V167H256L255 165H254V166H251V165H250V164L253 163V161H251V162L248 161ZM2 164H0V165H2ZM8 164H9V162H8ZM26 164H27V163H26ZM35 164H36V163H35ZM35 164H33V165L35 166ZM42 164L45 165V163H43V162H42ZM59 164H60V163H59ZM85 164H86V163H85ZM85 164H84V165H85ZM89 164H88V165H89ZM97 164H98V163H97ZM111 164H112V163H111ZM129 164H130V163H129ZM131 164H132V162H131ZM131 164H130V166H131ZM137 164H138V162H137ZM158 164H159V163H158ZM164 164H166V161H165ZM171 164H172V163H171ZM182 164H181V165H182ZM194 164H195V163H194ZM202 164H203V163H202ZM210 164H211V163H210ZM212 164H213V163H212ZM216 164H217V163H216ZM246 164H247V163H246ZM262 164H264V163H262ZM262 164H261V165H262ZM9 165H10V164H9ZM16 165H17V164H16ZM27 165H28V164H27ZM36 165H37V164H36ZM39 165L41 166V164H39ZM47 165H48V163H47ZM60 165H61V164H60ZM62 165H63V164H62ZM72 165H74V164H72ZM84 165H82L83 168L85 167ZM86 165H87V164H86ZM95 165H96V164H95ZM122 165H124V163H123ZM132 165H133V164H132ZM134 165H135V164H134ZM140 165H141V163H140ZM142 165H144V164H142ZM172 165H173V164H172ZM175 165H176V164H175ZM181 165H180V166H181ZM195 165H196V164H195ZM221 165H222V164H221ZM239 165H240V164H239ZM257 165H258V164H257ZM2 166H3V165H2ZM19 166H20V165L18 164V167H17V168H19ZM21 166H22V165H21ZM25 166H26V165H25ZM25 166H24V168H26ZM69 166H71V165H69ZM92 166H93V165H92ZM92 166L90 165V166L88 167V171H89V170H95V168H94L95 166H94V167H92ZM96 166H97V165H96ZM102 166H103V165L101 164L100 167H102ZM111 166H112V165H111ZM117 166H118V165H117ZM127 166H128V165H127ZM149 166H150V165H149ZM152 166H153V164H152ZM162 166H161V167H162ZM168 166H171V165L169 164ZM168 166H167V167H168ZM205 166H207V165H205ZM243 166H244V164H243ZM0 167H1V166H0ZM5 167H6V169H7L8 166L5 165ZM5 167H4V168H5ZM46 167H47V166H46ZM50 167H51V166H50ZM50 167H49V168H50ZM52 167H53V166H52ZM66 167H67V164H66ZM115 167H116V165H115ZM115 167H114V168H115ZM139 167H140V166H139ZM145 167H148V166H145ZM211 167H212V166H211ZM219 167H220V164H219ZM236 167H237V166H236ZM22 168H23V167H22ZM32 168H33V167H32ZM38 168H39V167H38ZM96 168H98V167H96ZM123 168H124V167H123ZM123 168H122V170H123ZM125 168H126V164H125ZM136 168H138V167H136ZM154 168H155V167H154ZM177 168H178V167H177ZM188 168H189V167H188ZM213 168H214V167H213ZM217 168H218V167H217ZM260 168L262 169L263 167H259V166H258V169H259V170H257V171H260V172L263 173V172H264V168H263V171H261ZM1 169H2V168H1ZM30 169H31V168H30ZM42 169L46 170L45 168H42ZM55 169H56V168H55ZM60 169H61V167H60ZM68 169H69V167H68ZM73 169H74V168H73ZM81 169H82V168H81ZM100 169H101V168H100ZM130 169H131V168H129V170H130ZM132 169H133V168H132ZM132 169H131L130 171H132ZM134 169H135V168H134ZM142 169H143V168L141 167V170H142ZM144 169H145V168H144ZM160 169H164V167H162V168H160ZM167 169H168V168H167ZM178 169H180V168H178ZM185 169H186V167H185ZM210 169H212V168H210ZM210 169L207 170V169L204 168V167H200V166H198V167H194V168H192V169H188L187 171L185 170V172H183V171L181 172V171H180L179 173H166V174L163 173V174H165V175H163V179H165V180H164L165 182H168V184H170V185H169L170 187H169L168 189H172L173 191H174V187H175V189H176V187H177L178 185H174V184H172V183H179V182H183V181H186V180L192 182V183L189 182V183L191 184V186H200L201 183L203 184V182H205V184H206V180H207V179H204V178H208V177H210V175L215 174L214 172H213V174H212V172L209 173L208 171H210ZM239 169H240V170H239ZM33 170H34V169H33ZM47 170H48V169H47ZM51 170H52V168H51ZM51 170H50V171H51ZM53 170H54V169H53ZM69 170H70V169H69ZM78 170H79V169H78ZM85 170H86V169H85ZM103 170H104V169H103ZM105 170H106V169H105ZM111 170H112V169H111ZM115 170H116V169H115ZM126 170H127V168H126ZM135 170H136V169H135ZM147 170H148V168H147ZM171 170H172V169H171ZM173 170H174V169H173ZM214 170H215V169H214ZM8 171H9V168H8ZM75 171H76V170H75ZM118 171H119V170H118ZM120 171H121V169H120ZM136 171H137V170H136ZM139 171H140V170H139ZM156 171H158V169H157ZM176 171H177V170H176ZM9 172H10V171H9ZM38 172H40V171H38ZM42 172H43V171H42ZM104 172H105V171H104ZM108 172H109V170H108ZM115 172H116V171H115ZM115 172H114L113 174H108V173H105V174H103V175H102V173H101L100 175L97 174L98 176L95 175V176H96L95 180H96L97 182H99L98 184H100L101 186H113V184H115V185H116V188H117V186L123 185V183H115V181H113L114 183L111 184V183H107V180H113V179L119 178V176H121V175L124 176L123 173L126 172V171H124V172L121 171V173H119V172L115 173ZM147 172H148V171H147ZM161 172H162V171H161ZM169 172H170V170H169ZM246 172H247V171H246ZM3 173H5V172H3ZM3 173H2V174H3ZM7 173H8V172H7ZM11 173H12V172H11ZM11 173H10V174H11ZM48 173H49V172H48ZM58 173H60V171H59ZM111 173H112V171H111ZM133 173H136V172H133ZM133 173H132V174H133ZM141 173H142V172H141ZM145 173H146V172H145ZM153 173H154V171H153ZM216 173H217V172H216ZM251 173H255V172L252 171ZM13 174H14V173H13ZM46 174H47V172H46ZM46 174L44 173V176H45ZM54 174H55V173H54ZM63 174H64V173H63ZM71 174H72V173H71ZM71 174H70V175H71ZM74 174H75V173H74ZM77 174H78V173H77ZM80 174H81V173H80ZM125 174H126V173H125ZM127 174H128V173H127ZM147 174H148V173H147ZM161 174H162V173H161ZM238 174H239V175H238ZM256 174H257V173H256ZM256 174H253V175H256ZM263 174H264V173H263ZM5 175H6V174H5ZM37 175H38V174H37ZM47 175H48V174H47ZM68 175H69V173H68ZM68 175H67V176H68ZM84 175H85V174H84ZM86 175H87V174H86ZM92 175H93V174H92ZM149 175H150V174H149ZM152 175H153V177H154V174H152ZM155 175H156V174H155ZM11 176H12V175H11ZM15 176H16V175H15ZM17 176H19V175H17ZM27 176H28V175H27ZM31 176H32V175H31ZM40 176H41V175H40ZM44 176H43V178H44ZM129 176H130V172H129ZM144 176H145V175H144ZM147 176H148V175H147ZM256 176H258V175H256ZM261 176H262V175H261ZM13 177H14V176H13ZM32 177H33V176H32ZM34 177H36V175H35ZM34 177H33V179H36V178H37V177H36V178H34ZM46 177H47V176H46ZM70 177H71V176H70ZM130 177H132V176H130ZM135 177H136V176H135ZM140 177H141V176H140ZM153 177H152V178H153ZM156 177H157V176H156ZM216 177H217V176H216ZM220 177H221V176H220ZM226 177H225V179L228 180V178H226ZM248 177H249V175H248ZM250 177H251V175H250ZM250 177H249V179H250ZM15 178H16V177H15ZM18 178H19V177H18ZM25 178H26V177H25ZM25 178H24V179H25ZM65 178H66V177H65ZM133 178H134V177H133ZM147 178H148V177H147ZM154 178H155V177H154ZM212 178H213V177H212ZM245 178H246V177H245ZM263 178H264V177H263ZM4 179H5V178H4ZM4 179H3V180H4ZM6 179H7V178H6ZM21 179H22V177H21ZM21 179H20V180L17 179V180L22 181ZM27 179H28V178H27ZM27 179H26V181H27ZM37 179H38V178H37ZM40 179H42V178H40ZM44 179H45V178H44ZM47 179H48V178H47ZM58 179H59V178H58ZM67 179H68V178H67ZM90 179H91V178H90ZM140 179H141V178H140ZM140 179H137V178H136V180L134 179V181H138V182H139ZM148 179H149V178H148ZM150 179H151V177H150ZM150 179H149V180H150ZM158 179H159V178H158ZM202 179H204L203 182H202V181H199V180H202ZM216 179L218 180V178H216ZM235 179H236V180H235ZM259 179H261V178H259ZM259 179H258V180H259ZM8 180H9V178H8ZM14 180H15V179H13V181H14ZM55 180H56V179H55ZM55 180H54V181H55ZM152 180H153V179H152ZM161 180H162V178H161ZM212 180H213V179H211V181H212ZM214 180H215V179H214ZM214 180L212 181V183H214ZM247 180H248V179H247ZM251 180H252V179H251ZM251 180H250V181H251ZM262 180H264V179H262ZM9 181H10V180H9ZM9 181H8V182H9ZM29 181H31V180H29ZM131 181H132V180H131ZM134 181H132V182H134ZM143 181H144V180H143ZM223 181H224V179H223ZM250 181H248V182H250ZM260 181H261V180H260ZM41 182H43L42 184H46V183H44V180H42V181H39V180H38V182H34V181H33V182H30V183L28 182L29 188L26 187L27 189H26V188H25V189H22V188H20V187L18 188V187H16V185H14V183L9 182V183H8V187H9V189H8L7 195H10L9 197H11V195H13V197H12V198H4V197H3V198L5 199V201H4L5 204H3V206L0 205L1 208L3 207L2 210H4V208H7V207H8V204H11V203H13V206H15L14 203L17 204V202H16L17 199H20V198H22V196H23V195H22V196H21V195H18V194H20V193H24V194L31 193L32 195H33V194H37V195H39L38 193H39L40 188H39V185H38V186H36V185H37L38 183H41ZM45 182H46V181H45ZM56 182H57V180H56ZM58 182H59V181H58ZM61 182H62V180H61ZM87 182H88V181H87ZM93 182H94V179H93ZM116 182H117V181H116ZM125 182H126V181H124V183H125ZM128 182H129V181H127V183H128ZM144 182H145V181H144ZM159 182H160V181H159ZM159 182H158V185H159ZM216 182H218V181H216ZM219 182H220V181H219ZM219 182H218V183H219ZM221 182H222V178H221ZM242 182H243V181H242ZM242 182H241V183H242ZM252 182H253V183H252ZM16 183H17V182H16ZM51 183H52V181H51ZM54 183H55V182H54ZM64 183H65V182H64ZM70 183H71V182H70ZM94 183H95V182H94ZM127 183H126V184H127ZM147 183H148V181H147ZM150 183H151V182H150ZM153 183H154V182H153ZM184 183H186V182H184ZM184 183H183V184H184ZM212 183H211V184H212ZM218 183H217V184H218ZM229 183H230V182H229ZM237 183H238V182H237ZM251 183L254 184V181L252 180ZM255 183H257L256 180H255ZM1 184H2V182H1ZM17 184H18V183H17ZM42 184H41V185H42ZM49 184H50V183H49ZM56 184H57V183H56ZM77 184H78V183H77ZM91 184H92V182H91ZM144 184H146V183H144ZM151 184H152V183H151ZM168 184H167V185H168ZM171 184L174 185V186H171ZM260 184H261V183H260ZM262 184H263V182H262ZM20 185H21V183H20ZM41 185H40V187H41ZM62 185H63V184H62ZM156 185H157V184H156ZM180 185H182V183H180ZM203 185H204V184H203ZM239 185H240V184H239ZM239 185H238V188H241L240 186H242V185H240V186H239ZM244 185H245V183H244ZM244 185H243L242 187H244ZM254 185H256V184H254ZM2 186H3V185H2ZM134 186H135V185H134ZM136 186H137V185H136ZM140 186H141V184H140ZM159 186H161V185H159ZM164 186H166V185H164ZM183 186L185 187V185H183ZM188 186H189V185H188ZM206 186H207V185H206ZM209 186H210V184H209ZM211 186H212V185H211ZM226 186H227V185H226ZM226 186H223V187H224V188H227L228 186H227V187H226ZM232 186H234V185L232 184ZM236 186H237V184H236ZM249 186H250V185H249ZM251 186H252V185H251ZM257 186H258V184H257ZM68 187H69V186H68ZM74 187H75V186H74ZM93 187H94V186H93ZM121 187H122V186H121ZM121 187H120V189H122ZM131 187H132V185H131ZM137 187H138V186H137ZM162 187H163V186H162ZM179 187H180V186H179ZM234 187H235V186H234ZM247 187H248V185H247ZM4 188H5V187H4ZM114 188H115V187H113V189H114ZM123 188H124V187H123ZM127 188H128V186H127ZM140 188H142V186H141ZM145 188H147V187H145ZM145 188H144V189L142 188V190H145ZM149 188H150V189H149ZM149 188H147V193H148V189L151 190V187H149ZM164 188H165V187H164ZM185 188H186V187H185ZM188 188H189V190H191L190 187H188ZM198 188H199V187H198ZM210 188H211V187H210ZM220 188H221V187H219V189H220ZM230 188L232 189V187H230ZM235 188H236V187H235ZM0 189H1V188H0ZM45 189H46V188H45ZM53 189H55V188H53ZM53 189H52V190H53ZM113 189H112V191H113ZM134 189H135V187H134ZM155 189H157V188L154 187V190H155ZM166 189H167V188H166ZM186 189H187V188H186ZM5 190H6V189H5ZM43 190H44V189H43ZM58 190H59V189H58ZM58 190H57V193H59ZM152 190H153V189H152ZM157 190H158V189H157ZM157 190H156V191H157ZM180 190L182 191V188H180ZM194 190H195V188H194ZM213 190L215 191V190H216V187H215V188L213 187ZM213 190H212V192L214 193ZM220 190H222V189H220ZM220 190H219V191H220ZM223 190H224V189H223ZM226 190H227V189H226ZM46 191H48V190H46ZM49 191H50V190H49ZM64 191H65V190H64ZM64 191H63V192H64ZM104 191H105V189H104ZM110 191H111V190H110ZM118 191H119V190H118ZM118 191H117V192H118ZM138 191H139V190H138ZM140 191H141V189H140ZM156 191H154V192L156 193ZM163 191H164V189H163ZM166 191H167V190H166ZM168 191H169V190H168ZM4 192H5V191H4ZM52 192H53V191H52ZM54 192H55V190H54ZM54 192H53V193H54ZM122 192L124 193V191H122ZM126 192H127V191H126ZM126 192H125V193H126ZM130 192H131V191H130ZM133 192L135 193V190H134ZM149 192H150V191H149ZM158 192H159V190H158ZM186 192L188 193V191H186ZM193 192H194V191H192V193H193ZM197 192H198V191H197ZM199 192H200V190H199ZM207 192H208V190L206 191V193H207ZM209 192H210V191H209ZM1 193H3V192H1ZM5 193H6V192H5ZM88 193H89V192H88ZM97 193H100V192L97 191ZM114 193H116V192H115V189H114ZM114 193H113V194H114ZM120 193H121V190H120L119 194H120ZM134 193H132V194H134ZM141 193H142V192H141ZM143 193H144V192H143ZM179 193H181V192L179 191ZM183 193H184V192H183ZM202 193H203V192H202ZM47 194H48V193H47ZM47 194H46V195H47ZM100 194H101V193H100ZM106 194H107V193H106ZM106 194H105V197L107 196ZM127 194H128V193H127ZM130 194H131V193H130ZM162 194H163V193H162ZM210 194H211V193H210ZM217 194H218V191H217L216 195H217ZM61 195H62V192L60 193V196H61ZM65 195H66V194H65ZM110 195L112 196V192L110 193ZM115 195H117V194H115ZM125 195H126V194H125ZM148 195H149V194H148ZM152 195H153V193H152ZM156 195H157V194H156ZM166 195H167V193H166ZM169 195H170V194H169ZM169 195H168V196H169ZM174 195H175V194H174ZM176 195H177V194H176ZM183 195H184V194H183ZM188 195H191V194L189 193ZM193 195H194V194H193ZM199 195H200V193L198 194V196H199ZM204 195H205V194H204ZM204 195H203V197H204ZM211 195H212V194H211ZM5 196H6V195H5ZM33 196H34V195H33ZM44 196H45V195H44ZM50 196H52V195H50ZM50 196H49V197H50ZM56 196H59V195H58V194L56 195V193H55V196L53 195V198L56 197ZM99 196H100V195H99ZM153 196H154V195H153ZM159 196H161V195H159ZM191 196H192V195H191ZM191 196H190V197H191ZM214 196H215V195H214ZM214 196H213V197H214ZM218 196H219V194H218ZM218 196H216V200H217V197H218ZM221 196H222V194H221ZM221 196H219V197H221ZM6 197H7V196H6ZM49 197H48V199H49ZM101 197H103V196H101ZM105 197H104V198H105ZM114 197H115V196H114ZM127 197H128V196H127ZM165 197H166V196H165ZM174 197H175V196H174ZM195 197H196V195H195ZM1 198H2V197H1ZM3 198H2V199H3ZM35 198H36V197H35ZM41 198H42V197H41ZM50 198H51V197H50ZM76 198H77V197H76ZM124 198H125V197H124ZM138 198H139V197H138ZM162 198H163V197H162ZM172 198H173V197H172ZM183 198H184V197H183ZM187 198H188V197H187ZM192 198H194V197L192 196ZM201 198H202V195H201ZM214 198H215V197H214ZM13 199H14V200L16 199V201L14 202ZM31 199H32V198H31ZM60 199H61V197H60ZM98 199H99V197H98ZM98 199H96V200H98ZM119 199H122V197H121V198L119 197ZM131 199H132V198H131ZM147 199H148V198H147ZM147 199H146V202H147ZM151 199H152V198H151ZM154 199H156V198H154ZM154 199H153V200H154ZM169 199H170V198H169ZM174 199L176 200V198H174ZM178 199H179V198H178ZM185 199H186V198H185ZM203 199H204V198H203ZM23 200H24V199H23ZM29 200H30V199H29ZM36 200H37V198L35 199V201H36ZM41 200H42V199H41ZM44 200H45V199H44ZM56 200H58V197H57ZM79 200H80V199H79ZM81 200H82V199H81ZM126 200H127V199H126ZM129 200H130V199H129ZM136 200H137V198H136ZM136 200H135V201H136ZM138 200H139V199H138ZM158 200H159V199H158ZM181 200H182V199H181ZM211 200H212V199H211ZM21 201H22V199H21ZM31 201H33V199H32ZM42 201H43V200H42ZM46 201H47V198H46ZM46 201H45V203H46ZM54 201H55V200H54ZM91 201H92V199H91ZM109 201H110V200H109ZM142 201H143V199H142ZM148 201H150V200H148ZM164 201H165V200H164ZM168 201H169V200H168ZM193 201H194V199H193ZM199 201H200V200H199ZM205 201H206V200H205ZM212 201H213V200H212ZM212 201H210V202L208 201V202H209V203H212ZM0 202H1V201H0ZM19 202H20V201H19ZM27 202H28V200H27ZM39 202H40V201H39ZM43 202H44V201H43ZM43 202H41V203H43ZM47 202H48V201H47ZM52 202H53V201H51V203H52ZM57 202H58V201H57ZM60 202H61V200H60ZM72 202H73V200H72ZM78 202H79V201H78ZM98 202H99V201H98ZM138 202L140 203V201H138ZM170 202H171V201H170ZM217 202H218V204H219V201H217ZM25 203H26V201H25ZM30 203H31V202H30ZM35 203H36V202H35ZM35 203H34V205H35ZM51 203H50V199H49V205H50ZM96 203H97V202H96ZM117 203H118V202H117ZM122 203H123V202H122ZM126 203H127V202H126ZM129 203H130V201H129ZM149 203H150V202H149ZM154 203H155V202H154ZM154 203H153V204H154ZM156 203H157V200H156ZM160 203H162V202H160ZM191 203H193V202H191ZM199 203H200V202H199ZM205 203H207V202H205ZM209 203H208V204H209ZM214 203H215V202H214ZM23 204H24V201H23ZM23 204L21 203L19 207L21 208V205H23ZM31 204H32V206H33V203H31ZM31 204H30V205L28 204L29 209L32 208ZM37 204H38V201H37ZM53 204L55 205L54 202H53ZM74 204H75V203H74ZM98 204H99V203H98ZM123 204H125V203H123ZM130 204H131V203H130ZM145 204H146V203H145ZM157 204H159V203H157ZM170 204H171V203H170ZM184 204H185V203H184ZM208 204H207V205H208ZM17 205H18V204H17ZM17 205H16V206H17ZM26 205H27V204H26ZM26 205H25V207H26ZM60 205H61V203H60ZM92 205H93V204H92ZM109 205H110V204L108 203V205H106V207L109 206ZM126 205H127V204H126ZM147 205H149V204H147ZM151 205H152V204H151ZM151 205H150V207H151ZM159 205H160V204H159ZM211 205L214 206L215 204L212 203ZM9 206H10V205H9ZM13 206L11 205V206H10V209L12 208V209L14 210L16 206H15V207H13ZM28 206H27V207H28ZM37 206H38V205H37ZM39 206H40V204H39ZM84 206H85V205H84ZM98 206H99V205H98ZM122 206H123V205H121V207H122ZM144 206H145V205H144ZM144 206H143V207H144ZM200 206H201V205H200ZM215 206H216V205H215ZM19 207L17 206L18 210L20 209ZM22 207L24 208V206H22ZM27 207H26V209H27ZM41 207H42V205H41ZM50 207H51V206H50ZM50 207H49V208H50ZM55 207H56V206H55ZM58 207H59V205H58ZM62 207H64V206H62ZM65 207H66V206H65ZM67 207H69V205H68ZM73 207H74V206H73ZM80 207H81V206H80ZM91 207H92V206H91ZM101 207H102V205H101ZM109 207L111 208V206H109ZM126 207H127V206H126ZM138 207H139V205H138ZM147 207H148V206H147ZM179 207H181V206H179ZM184 207H185V206H184ZM8 208H9V207H8ZM8 208H7V209H8ZM44 208H45V205H44ZM49 208H48V209H49ZM52 208H54V207H52ZM122 208H123V207H122ZM164 208H165V207H164ZM170 208H171V207H170ZM175 208H176V207H175ZM175 208H174V206H173V209H175ZM216 208H217V207H216ZM216 208H215V210L217 211ZM42 209H43V208H42ZM48 209L46 208V211H45V212H47ZM67 209L70 210V209H72V208H67ZM102 209H103V208H102ZM102 209H101V210H102ZM119 209H120V212L123 211V210H121L120 207H119ZM165 209H166V208H165ZM171 209H172V208H171ZM177 209H178V208H177ZM185 209H186V208H185ZM5 210H6V209H5ZM18 210H17V211H18ZM33 210H34V209H33ZM44 210H45V209H44ZM56 210H57V208H56ZM69 210H68V211H69ZM72 210H73V209H72ZM75 210H76V207H75ZM99 210H100V209H99ZM111 210H112V208H111ZM131 210H132V209H131ZM154 210L156 211V209H154ZM167 210H168V207H167ZM169 210H170V209H169ZM180 210H182V212H184L183 209H180ZM203 210H204V209H203ZM211 210H212V209H211ZM7 211H9V210H7ZM11 211H12V210H11ZM11 211H10V212H11ZM20 211H21V210H20ZM35 211H36V209H35ZM37 211H38V210H37ZM50 211H51V209H50ZM60 211H62V215H64V213L66 212V211H64L63 209H61ZM60 211H59V212H60ZM117 211H118V210H117ZM174 211H175V210H174ZM176 211H177V210H176ZM205 211H206V210H205ZM21 212H22V211H21ZM21 212H20V213H21ZM52 212H55V211H51V213H52ZM63 212H64V213H63ZM103 212H104V210H103ZM109 212H110V211H109ZM114 212H115V211H114ZM162 212H163V209H162ZM162 212H161V213H162ZM165 212H167V211H165ZM169 212H170V211H169ZM172 212H173V210H172ZM206 212H207V211H206ZM2 213H3V212H2ZM5 213H6V212H5ZM12 213H13V212H12ZM20 213L18 212V214H20ZM38 213H39V211H38ZM43 213H44V212H43ZM66 213H67V212H66ZM70 213H71V212H70ZM70 213L68 214L69 216L71 215ZM73 213H74V212H73ZM110 213H111V212H110ZM118 213H119V212H118ZM175 213H177V212H175ZM215 213H216V212H215ZM9 214H10V213H9ZM14 214H15V213H14ZM44 214H45V213H44ZM48 214H49V217H50L51 214H50L49 212H48ZM52 214H53V213H52ZM57 214H58V212H57ZM111 214H112V213H111ZM111 214H110V215H106L107 218H108L109 216L111 217V216H112ZM116 214H117V213H116ZM205 214H206V213H205ZM12 215H13V214H12ZM22 215H23V214H22ZM26 215H27V214H25V216H26ZM32 215H33V213H32ZM60 215H61V212H60ZM60 215H58V217H57V216H54V217H55V218H59V220L62 221V220L60 219V217H59ZM66 215H67V214H66ZM102 215H103V214H102ZM113 215H114V214H113ZM117 215H118V214H117ZM207 215H208V214H207ZM210 215H211V214H210ZM216 215H217V213L214 214L213 216H216ZM2 216H3V215H2ZM7 216H8V215H7ZM13 216H14V215H13ZM15 216H16V215H15ZM17 216H18V215H17ZM20 216H21V214H20ZM34 216H35V215H34ZM213 216H211V217H213ZM3 217H4V216H3ZM26 217H28V219H29V218L31 217V215H30V217H29V215L26 216ZM41 217H42V216H41ZM44 217H45V215H43V218H44ZM61 217H63V216H61ZM67 217H68V216H67ZM73 217H74V216H73ZM101 217H102V216H101ZM103 217H104V216H103ZM110 217H109V218H110ZM112 217H113V216H112ZM216 217H217V216H216ZM244 217H245V216H244ZM47 218H48V216H47ZM47 218H44V221L41 220V219H40V220H41V222H42V221L45 222V219H47ZM51 218H52V216H51ZM121 218H122V217H121ZM4 219H5V218H4ZM9 219H11V218L9 217ZM9 219H8V220H9ZM19 219H20V218H19ZM21 219L25 220V217H23V218H21ZM28 219H27V220H28ZM64 219H65V218H64ZM66 219H67V218H66ZM66 219L63 221L64 224H65V222L67 221ZM71 219L74 220L72 217H71ZM97 219H98V218H97ZM99 219H100V218H99ZM104 219H105V218H103V220H104ZM123 219H124V217H123ZM215 219H216V218H215ZM252 219H253V218H252ZM17 220H18V217H17ZM17 220H16V221H17ZM32 220H34V219H32ZM69 220H70V219H68V221H69ZM76 220H77V219H76ZM84 220H85V219H84ZM84 220H83V222H84ZM111 220H112V219H111ZM16 221H15V222H16ZM20 221H21V220H20ZM34 221H35V220H34ZM34 221H33V222H34ZM46 221H47V220H46ZM70 221H71V220H70ZM91 221H92V219H91ZM97 221H98V220H97ZM97 221H96V222H97ZM99 221H100V220H99ZM106 221H107V219H106ZM243 221H244V220H243ZM243 221H242V224H243ZM245 221H246V220H245ZM247 221H248V220H247ZM254 221H255V219H254ZM10 222H11V221H10ZM10 222H8V223L10 224ZM12 222H13V220H12ZM15 222H13V223H11V224H14ZM17 222H18V221H17ZM29 222H30V221H29ZM75 222H76V221H75ZM83 222H82V223H83ZM85 222H86V221H85ZM92 222H93V221H92ZM232 222H233V221H232ZM234 222H235V221H234ZM236 222H237V221H236ZM239 222H240V221H239ZM2 223H3V222H2ZM6 223H7V220H6ZM20 223H21V222H20ZM20 223H19V224H20ZM22 223H23V222H22ZM24 223H25V222H24ZM31 223H32V222H31ZM38 223L40 224V222H38ZM68 223H69V222H68ZM70 223H71V222H70ZM94 223H95V221H94ZM102 223H103V222H102ZM16 224H17V223H16ZM16 224H15V225H16ZM42 224H43V223H42ZM48 224H49V223H48ZM53 224H54V221H53ZM56 224H57V223H56ZM77 224H78V223H77ZM77 224H76V225H77ZM100 224H101V223H100ZM103 224H104V223H103ZM251 224H252V223H251ZM1 225H2V224H1ZM1 225H0V228H1ZM17 225H18V224H17ZM23 225H24V224H23ZM65 225H66V224H65ZM67 225H68V224H67ZM71 225H72V224H71ZM73 225H74V222H73ZM97 225H99V224H97ZM10 226L13 227L12 225H10ZM83 226H84V225H83ZM83 226H82V227H83ZM87 226H88V224H87ZM87 226H86V227H87ZM235 226H236V225H235ZM248 226H250V225H248ZM259 226H260V225H259ZM5 227H6V226H5ZM69 227H70V226H69ZM74 227H75V225H74ZM76 227H77V226H76ZM222 227L224 228V226H222ZM232 227H233V226H232ZM237 227H238V226H237ZM245 227H246V226H245ZM251 227H252V226H251ZM260 227H262V226H260ZM260 227L257 228V229H260ZM263 227H264V225H263ZM9 228H10V227H9ZM79 228H80V227H79ZM233 228H234V227H233ZM235 228H236V227H235ZM242 228H243V227H242ZM81 229H82V228H81ZM84 229H85V228H84ZM84 229H83V230H84ZM221 229H222V228H221ZM226 229H227V228H226ZM236 229H237V228H236ZM248 229H249V227H248ZM252 229H256V227H255V228H252ZM3 230H4V229H3ZM5 230H6V228H5ZM71 230H72V228H71ZM71 230H70V231H71ZM77 230H78V228L76 229V231H77ZM83 230H82V231H83ZM232 230H233V229H232ZM232 230H231V234H232ZM238 230H239V229H238ZM54 231H55V230H54ZM72 231H74V230H72ZM210 231H211V230H210ZM221 231H222V230H220L219 233H221ZM223 231H224V230H223ZM229 231H230V230H229ZM245 231H246V230H245ZM250 231H251V230H250ZM66 232H67V231H66ZM74 232H75V231H74ZM239 232H240V231H239ZM243 232H244V230H243ZM251 232H252V231H251ZM254 232H255V230H254ZM256 232H257V231H256ZM256 232H255V233H256ZM258 232H259V231H258ZM263 232H264V231H263ZM55 233H57V232H55ZM64 233H65V232H64ZM78 233H79V232H78ZM215 233H216V232H215ZM224 233H225V232H224ZM227 233H228V232H227ZM259 233H260V232H259ZM53 234H54V232H53ZM204 234H205V233H204ZM217 234H218V232H217ZM217 234H216V236H217ZM242 234H243V233H242ZM242 234H241V235H242ZM247 234H248V233H247ZM82 235H83V234H82ZM218 235H219V234H218ZM233 235H236V233L233 234ZM233 235H231V236H233ZM239 235H240V234H239ZM241 235H240V238H241ZM244 235H245V234H244ZM257 235H258V234H257ZM259 235H261V234H259ZM57 236H58V235H57ZM202 236H204V235H202ZM213 236H214V235H213ZM221 236H222V235H221ZM228 236H229V234H228ZM231 236H230V237H231ZM249 236H250V235H249ZM62 237H63V236H62ZM72 237H73V236H72ZM75 237H76V236H75ZM80 237H81V236H80ZM80 237H79V238H80ZM218 237H220V236H218ZM235 237H236V238H239V236H238V237L235 236ZM246 237H247V236H246ZM68 238H69V237H68ZM203 238H204V237H203ZM206 238H207V237H206ZM247 238H248V237H247ZM211 239H212V238H211ZM211 239H209V241H210ZM232 239H233V238H232ZM256 239H257V238H256ZM76 240H78V239H76ZM198 240H201V239H198ZM204 240H205V239H204ZM233 240H235V239H233ZM233 240H232V241H233ZM263 240H264V239H263ZM68 241H69V240H68ZM68 241H67V242H68ZM81 241H82V240H81ZM212 241H213V240H212ZM228 241H229V240H228ZM237 241H238V239H237ZM251 241H253V240H251ZM261 241H262V239H261ZM70 242H71V240H70ZM79 242H80V241H79ZM83 242H84V240H83ZM202 242H203V241H202ZM213 242H214V241H213ZM216 242H218V241L216 240ZM219 242H221V241H219ZM224 242H225V241H224ZM243 242H244V241H243ZM243 242H242V243H243ZM246 242H247V241H246ZM246 242H244V243H246ZM254 242H255V241H254ZM263 242H264V241H263ZM60 243H61V242H60ZM60 243H58V245H59ZM62 243H63V242H62ZM81 243H82V242H81ZM196 243H198V242H196ZM196 243H194V244L196 245ZM204 243H205V242H204ZM206 243H207V242H206ZM236 243L239 244V241L236 242ZM256 243H257V242H256ZM54 244H55V243H54ZM67 244H68V243H67ZM75 244H76V242H75ZM75 244H74V246H75ZM87 244H88V243H87ZM194 244H193V245H194ZM207 244H208V243H207ZM207 244H206V245H207ZM210 244H212V243H210ZM216 244H217V243H216ZM224 244H225V243H224ZM231 244H234V242H232ZM240 244H241V243H240ZM249 244H253V243H249ZM260 244L262 245V242H260ZM60 245H61V244H60ZM63 245H65V242H64ZM83 245H84V244H83ZM198 245H199V243H198ZM212 245H213V244H212ZM228 245H229V244H228ZM246 245H247V244H246ZM255 245H256V244H255ZM61 246H62V245H61ZM61 246H60V249H61ZM70 246H71V243H70ZM70 246H69V247H70ZM76 246H77V245H76ZM78 246H79V245H78ZM81 246H82V245H81ZM200 246H201V245H200ZM229 246H230V245H229ZM234 246H235V245H234ZM64 247H65V246H64ZM79 247H80V246H79ZM85 247H86V246L84 245L83 248H85ZM196 247H197V246H196ZM196 247H194V248H196ZM210 247H211V246H210ZM235 247H236V246H235ZM256 247H257V245H256ZM46 248H47V247H46ZM50 248L52 249L53 247H50ZM54 248H55V247H54ZM65 248H67V247H65ZM65 248H64V249H65ZM71 248H72V246H71ZM126 248H127V247H126ZM191 248H192V246H191ZM218 248H219V247H218ZM227 248H228V247H227ZM240 248H241V247H240ZM254 248H255V247H254ZM258 248H259V247H258ZM258 248H255V249L258 250ZM44 249H45V248H44ZM60 249H59V250H60ZM73 249H74V247L72 248V250H73ZM122 249H123V248H122ZM128 249H130V246H129ZM160 249H161V247H160ZM198 249H199V248H198ZM204 249H205V248H204ZM204 249H203V250H204ZM208 249H209V248H208ZM222 249H224V247H223ZM241 249H243V248H241ZM241 249H240V250H241ZM244 249H245V246H244ZM249 249H250V248H249ZM251 249H252V248H251ZM260 249H261V248H260ZM41 250L43 251V249H41ZM55 250H56V249H55ZM61 250L63 251V249H61ZM75 250H77V249H75ZM75 250H74V251H75ZM80 250H81V249H78L77 251L80 252ZM82 250H84V249H82ZM130 250H131V249H130ZM166 250H167V249H166ZM173 250H174V249H173ZM191 250H192V249H191ZM199 250H200V249H199ZM215 250H216V249H215ZM230 250H232V248L229 249V252H230ZM237 250H238V249H237ZM237 250H236V251H237ZM257 250H256V251H257ZM56 251H57V250H56ZM56 251H55V252H56ZM67 251H68V250H67ZM74 251H73V252H74ZM93 251H94V250H93ZM111 251H112V250H111ZM114 251H115V253H116L117 249H116V250H113V252H114ZM124 251H125V249H124ZM131 251H132V250H131ZM193 251H194V250H193ZM193 251H191V256H192V252H193ZM222 251H223V250H222ZM245 251H246V250H245ZM263 251H264V249H263ZM51 252H52V251H51ZM71 252H72V251H71ZM73 252H72V253H73ZM75 252H76V251H75ZM85 252H87V254H88V251H87V250H86ZM119 252H120V250H119ZM125 252H126V251H125ZM128 252L130 253V251H128ZM155 252H156V251H155ZM160 252H161V251H160ZM195 252H196V254L198 253L197 251H195ZM199 252H200V251H199ZM218 252H219V251H218ZM227 252H228V251H227ZM241 252H242V251H241ZM27 253H28V252H27ZM29 253H30V252H29ZM38 253H39V250H38ZM41 253H42V252H40V254H41ZM53 253H54V252H53ZM53 253H52V254H53ZM57 253H58V252H57ZM60 253H61V251H60ZM64 253H65V252H64ZM189 253H190V252H189ZM201 253H202V252H201ZM248 253L252 254V252H249V251H248ZM254 253H255V252H254ZM259 253H260V252H258V254H259ZM0 254H1V253H0ZM30 254H31V253H30ZM34 254H35V253H34ZM43 254H44V252H43ZM46 254H48V253H46ZM75 254H76V253H75ZM83 254H85V253H83ZM83 254H82V255H83ZM87 254H86V256H87ZM89 254H90V253H89ZM93 254H94V253H93ZM153 254H154V255H157V253H156V254L153 253ZM153 254H152V255H153ZM158 254H159V252H158ZM172 254H173V253H172ZM180 254H181V253H180ZM182 254H183V253H182ZM199 254H200V253H199ZM202 254H203V253H202ZM215 254H217V253L215 252ZM223 254H225V253H223ZM229 254H231V253H229ZM243 254H244V253H243ZM9 255H10V254H9ZM28 255H29V254H28ZM28 255H27V256H28ZM37 255H38V254H37ZM59 255H60V254H59ZM64 255H65V254H64ZM67 255H69V254H67ZM70 255H71V254H70ZM77 255H78V254H77ZM99 255H100V254H99ZM101 255H102V254H101ZM104 255H105V254H104ZM110 255H111V254H110ZM134 255H135V253H134ZM165 255H166V254H165ZM170 255H171V254H170ZM185 255H186V254H184V256H185ZM187 255L189 256V254H187ZM187 255H186V256H187ZM200 255H201V254H200ZM211 255H212V254H210V256H211ZM218 255H219V254H218ZM231 255H232V254H231ZM241 255H242V254H241ZM248 255H249V254H248ZM10 256H13V254L10 255ZM33 256H34V255H33ZM33 256H32V257H33ZM35 256H36V255H35ZM35 256H34V258H36ZM39 256H40V255H39ZM49 256H50V255H49ZM55 256H56V254H55ZM79 256H80V255H79ZM84 256H85V255H84ZM86 256H85V257H86ZM106 256H107V255H106ZM120 256H121V253H120ZM120 256H118V257H120ZM126 256H127V254H126ZM128 256H129V255H128ZM130 256H131V253H130ZM135 256H136V255H135ZM168 256H169V255H168ZM172 256H175V255H172ZM172 256H171V257H172ZM186 256H185V257H186ZM188 256H187V257H188ZM191 256H190V257H191ZM213 256H214V255H213ZM236 256H237V255H236ZM243 256H244V255H243ZM261 256H262V255H261ZM41 257H42V255H41ZM51 257H52V256H51ZM61 257H63V255H62ZM68 257H69V256H68ZM71 257H73V256H71ZM76 257H77V256H76ZM90 257L93 258L92 256H90ZM104 257H105V256H104ZM107 257H108V256H107ZM109 257H110V256H109ZM113 257H114V256H113ZM141 257H142V256H141ZM163 257H165V256L163 255V251H162V257H161V258H163ZM175 257H176V256H175ZM185 257H184V258H185ZM218 257H219V256H218ZM239 257H240V256H239ZM241 257H242V256H241ZM11 258H12V257H11ZM16 258H17V256H16ZM24 258H25V256H24ZM34 258H33V259H34ZM39 258H40V257H39ZM53 258H54V257H53ZM64 258H65V257H64ZM73 258H74V257H73ZM101 258H102V257H101ZM116 258H117V257H116ZM126 258H127V257H126ZM126 258H125V259H126ZM135 258H136V257H135ZM145 258H146V257H145ZM208 258H209V257H208ZM222 258H223V257H222ZM231 258H233V257H231ZM261 258H263V256H262ZM30 259H32V258H30ZM30 259H29V260H30ZM46 259H47V258H46ZM66 259H67V257H66ZM66 259H65V260H66ZM70 259H71V261H72V258H70ZM82 259H83V258H82ZM88 259H89V257H88ZM102 259H103V258H102ZM104 259H105V258H104ZM107 259H108V258H107ZM123 259H124V256H123ZM128 259H129V258H128ZM130 259H131V258H130ZM132 259H133V258H132ZM165 259H166V258H165ZM169 259H170V258H169ZM175 259L177 260V258H175ZM175 259H173V260H175ZM235 259H236V258H235ZM241 259H242V258H241ZM245 259H246V258H245ZM13 260H14V259H13ZM18 260H19V259H18ZM20 260H21V258H20ZM41 260H42V259H41ZM50 260H52V259H50ZM59 260H62V259H59ZM63 260H64V259H63ZM93 260H94V259H93ZM96 260H97V258H96ZM110 260H111V258H110ZM115 260H116V259H115ZM159 260H160V259H159ZM176 260H175V261H176ZM248 260H249V258H248ZM16 261H17V259H16ZM16 261H14V262H16ZM24 261H25V260H24ZM37 261H38V259H37ZM69 261H70V260H69ZM71 261H70V262H71ZM107 261H108V260H107ZM141 261H142V260H141ZM150 261H151V263H152V260H150ZM153 261H154V260H153ZM177 261H178V260H177ZM177 261H176V262H177ZM182 261H183V260H182ZM207 261H208V260H207ZM217 261H218V260H217ZM227 261H228V260H227ZM244 261H245V260H244ZM30 262H31V261H30ZM43 262H44V261H43ZM58 262H59V261H58ZM65 262H66V261H65ZM67 262H68V261H67ZM75 262H76V260H75ZM78 262H79V259H78ZM80 262H81V260H80ZM82 262H83V261H82ZM82 262H81V263H82ZM84 262H86V260H85ZM98 262H100V261H98ZM110 262H111V261H110ZM112 262H114V260H113ZM131 262L133 263V261H131ZM136 262H137V261H136ZM172 262H173V261H172ZM179 262H181V261L179 260ZM204 262H205V261H204ZM209 262H211V261H209ZM220 262H221V261H220ZM17 263H18V262H17ZM22 263H23V262H22ZM39 263H40V262H39ZM52 263H53V261H52ZM61 263H63V262H61ZM71 263H72V262H71ZM73 263H74V260H73ZM76 263H77V262H76ZM76 263H74V264H76ZM114 263H115V262H114ZM128 263H129V262H128ZM143 263H144V262H143ZM154 263H155V262H154ZM154 263H152V264H154ZM177 263H178V262H177ZM224 263H225V262H224ZM232 263H233V262H232ZM240 263H241V262H240ZM242 263H243V262H242ZM245 263H246V261H245ZM25 264H26V262H25ZM27 264H28V263H27ZM32 264H33V262H32ZM36 264H37V263H36ZM50 264H51V263H50ZM65 264H66V263H65ZM67 264H69V263H67ZM77 264H80V263H77ZM95 264H96V263H95ZM99 264H100V263H99ZM118 264H119V263H118ZM120 264H121V263H120ZM123 264H124V263H123ZM134 264H135V263H134ZM139 264H140V263H139ZM215 264H216V263H215ZM236 264H237V263H236ZM246 264H247V263H246ZM256 264H257V263H256ZM263 264H264V263H263Z\"/></svg>","mask_w":264,"mask_h":264}]
</instances>
